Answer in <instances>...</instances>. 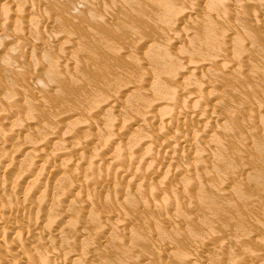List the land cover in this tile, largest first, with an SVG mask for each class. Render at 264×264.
<instances>
[{
    "label": "rangeland",
    "instance_id": "1",
    "mask_svg": "<svg viewBox=\"0 0 264 264\" xmlns=\"http://www.w3.org/2000/svg\"><path fill=\"white\" fill-rule=\"evenodd\" d=\"M4 2V0H1L0 2L2 3H0L2 6L4 5V4H6V5H4L3 7L4 8H2V6L0 5V9H1V15L3 14L2 12H5L2 16L0 15V17H3L4 15V17H6L7 15L8 16H11V21L14 23V22H17L18 23V20L21 22V25H20V22L18 23V25H17V27H18V29H20V26L21 27H23V28H21L20 30H17L16 31V29H15V31H14V26L16 25V23H15V25L10 21L9 22V20H7V18L6 19H4V17L3 18H0L2 21H0L1 23H0V117L2 116V115H4V117L3 118H5V116L7 117V115L10 117V119L7 117L6 118V120H8V121H6V120H4L3 118L1 119L0 118V141H2V142H0V143H2L3 144V142H4V144H3V146H2V144H0V159H2L3 158V160L6 158V157H4L6 154H7V159H8V161H9V163L5 166V164L7 163L6 162V160L3 162L2 160H0L1 162H3L1 165H3V166H1V169H0V176L2 177H0V197H1V195H2V199L1 200H5L4 202H8L7 204L5 203V205H4V203H3V201L1 202V200H0V209H4V211L5 212H7V214L9 215H7V216H5V221L6 220H12V221H18V225H17V227H16V229L14 228V231H10V232H12V233H5V235L3 236V237H1L0 239V243H1V245L0 246H2V247H7V248H5V249H9L8 251H11V253H9L8 254V251L7 250H5V249H1V247H0V255L1 256H4L5 255V257H4V259H7V260H9L8 262H11V264L13 263H15L14 261H13V259L15 260V258H16V255H18L17 256V260H19V261H21V264H23L24 263V261H26L25 263L26 264H29V263H32V262H30V261H33V263L35 264H43V262H44V264H46L45 262H46V260H44L46 257H47V254L50 256V254H51V252H53L54 250L55 251H59V252H61V257H58L57 258V263H59L60 264V261L59 260H63V261H65V259H66V262H67V259H68V261L69 262H64L63 263V261H62V263L61 264H190L191 262H192V260H193V262L191 263V264H260L261 262H263L264 261V162L262 161V159L264 160V152H263V155L261 154L262 153V149H260V148H264V117H261L262 115L264 116V31L262 32V30H264V17H262V16H264V4H263V2H264V0H250V1H246V0H244V1H246V3H244V1H243V3H244V5L243 6H241V4H243L242 3V0H229V1H232V3L234 2V4L232 5V6H228L227 8H229V7H231L230 8V10L228 9V11L230 12V11H232V14H231V12L229 13L228 11H226L227 10V8H226V4H228V3H226L225 4V1L224 0H222L223 1V3H224V6H223V4L221 5L220 3V7L219 8H222V9H219L218 8V6L217 7H214L215 9H213V7L211 6L210 7V5H214V4H217V3H215V2H210V3H208L207 1L208 0H203V1H201L202 2V4H197V1L199 2V0H197V1H193L191 4V6H195V11H196V9H201L200 7H203L202 8V13H201V11H196V13H198L199 12V14H197L196 15V13L194 12V10H193V12L194 13H189V11H191V10H188V11H186L187 9L186 8H190L189 6V4H187L186 2H185V4L182 2V0L180 1V0H178L179 2H175V1H177V0H172V2H175V3H179L180 4V2H182L184 5H188L187 7L185 6H181L182 5V3L179 5L178 4V6L180 7V8H178L177 7V5L175 6L174 5V3H172L170 0H168L167 1V5H163L164 3V0H161L162 1V3H161V1L160 0H156L157 2H155V4H154V0H152L151 1V4H152V7H150L151 6V4L149 5L148 4V2L149 1H147V4H148V6H146V7H142V6H145V4H146V2L145 1H141V0H138V2H137V0H132V2H131V0L129 1V2H127V0H125V1H123V3H122V0L121 1H119V0H115V2H121V5H122V8L125 6V12L127 13L126 14V16H125V12L122 10V8H121V6H120V4H119V8L120 9H117V8H115V2L112 4H110V2H112L113 0H103L102 1V3L103 4H105V3H108L109 5H111V6H113L112 8V10H111V6H110V8H109V5H108V8L110 9V10H108V8L106 9V7H104V6H107V5H103L102 6V3H100L99 4V2H101V0L99 1L98 0V4H99V6L101 5L102 7H103V9H105V12H104V10H103V12H104V14H102L103 12H102V8H99V6H98V4L94 1V0H49V1H47V0H37V2L38 3H36L35 1L36 0H34L33 2L35 3V4H37L35 7H31V5L32 4H30L31 2H30V0H21V3H19L18 4V2L20 1V0H14V3L12 2V0H5V2L7 1L8 2V4H7V2L6 3H4L3 4V2ZM11 1V2H10ZM15 1H18V2H16L15 3ZM25 3H24V2ZM91 1H93L92 3H91ZM106 1H108V2H106ZM139 1H141L140 2V9H138V8H135V7H138L137 5H138V3H139ZM166 1V0H165ZM205 1H206V5L208 6V4H209V7L210 8H208L206 5V7L204 6V4H205ZM214 1H219L220 2V0H214ZM237 1H241L240 2V4L237 2ZM261 1H262V3H261ZM30 2V3H29ZM51 2V4H49ZM105 2V3H104ZM124 2L127 4V3H129L130 5H125L124 4ZM134 2H136V3H134ZM145 4H144V3ZM158 2H160L159 3V5H158ZM173 4H171V3ZM201 2H199V3H201ZM227 2V1H226ZM250 2H252V3H250ZM10 3V4H9ZM11 3H13L14 4V6L11 4ZM28 4L29 3V5L28 6H30V8H32V9H30V8H28V6H27V8L26 9H24V10H26V11H22V9L21 8H19V7H22V8H24V7H26L24 4ZM54 5H53V4ZM90 3H91V5H90ZM98 7V9H96V7H95V5ZM150 3V2H149ZM170 3V4H169ZM208 3V4H207ZM231 3V2H230ZM15 4H18V9L19 10H17V8L15 9L14 7H17V5H15ZM21 4V6H19ZM34 4V5H35ZM118 4V3H117ZM135 4V7L133 6V5ZM137 4V5H136ZM160 4H162V5H160ZM166 4V3H165ZM197 4V5H196ZM238 4V6H236ZM246 4L248 5L247 7H246ZM251 4V5H250ZM263 4V5H262ZM7 5H10V7L12 8V10H16L17 12H15V11H12V10H10L9 9V7L7 8V10L6 11H3V10H5V7H7ZM124 5V6H123ZM170 5H172V7L170 6ZM200 7H199V6ZM24 6V7H23ZM55 7V9H54V7ZM90 6H92L91 8L94 10V9H96L97 10V12H96V10H92L91 8H90ZM100 6V7H101ZM130 6H133L134 8H132V7H130ZM156 6V7H155ZM160 6V9L161 10H159L158 9V7ZM162 6V7H161ZM166 6V7H165ZM168 6H170V7H168ZM196 6H197V8H196ZM222 6V7H221ZM53 7V8H52ZM95 7V8H94ZM117 7H118V5H117ZM126 7H129V8H131V9H134V10H136L135 11V13L132 11V12H130L129 11V9L128 8H126ZM147 7H149L148 8V10L151 8V10L153 9L154 10V12H153V10H152V14H151V10H149L148 12L147 11H145V10H147V9H145V8H147ZM174 7H177L178 8V10H176ZM184 8L185 10H184V13L185 12H187L186 13V15L184 14V16L182 17L181 15H183V14H179V13H182V11L183 10H181V8ZM199 7V8H198ZM224 7V8H223ZM243 7V8H242ZM143 9V11H142V9ZM155 8V9H154ZM156 8H157V10L158 11H161L162 13V15L161 14H159V12H157V11H155L156 10ZM165 8H167V9H172L173 8V13L174 14H178L179 15V17H182L183 19H184V17L186 18V19H182L183 21H182V23L181 24H185L186 25V27L188 28V30H187V28H185V26L183 27V25H179L178 23L179 22H181L180 20H179V22H177V23H173V22H175V21H178V19H180V18H178L177 20H175L176 19V16L174 17L173 15V13H172V10H167L166 9V11L164 10ZM182 8V9H183ZM211 8H212V10H211ZM226 8V9H225ZM234 10H236V11H234ZM237 8V9H236ZM248 11V13H250L252 16H254V17H252L251 15H249V14H247L246 12V10ZM32 11L33 9V11L31 12L30 10ZM51 9H53L54 10V12H53V10H51ZM56 9H57V12H56ZM116 9V10H115ZM140 10V12H141V14L140 13H138L139 11L138 10ZM203 9H204V12H203ZM207 9H210V10H207V11H210V12H208V13H211V14H213L212 13V11L213 12H217L218 13V11H220L221 10V12L222 13H226V17H224V19H222L223 18V16H224V14H220V13H216L215 14V18L217 19H215L214 17H213V19H212V17H211V14L209 15L208 13H207V11L206 10ZM217 9V10H216ZM243 9V10H242ZM249 9V10H248ZM11 11L10 13L11 14H13L14 12L17 14L16 15V17H19V14H23L24 12H26V13H24V14H26V15H24L25 17H24V19H23V17H21V18H17V20H16V17H15V13H14V17H12L13 15H9V14H7L6 15V13H7V11ZM29 10V11H28ZM60 11V13H59V11ZM101 11V14H99L100 13V11ZM110 12H112V11H114L113 13H109L108 11ZM123 11V13L122 12H120V11ZM179 10H181V12H179L178 13V11ZM216 10V11H215ZM22 11V12H21ZM51 11H52V13H51ZM67 11H69V13H67L66 15H63V14H65ZM118 11H119V13H118ZM164 11H165V13L167 12L168 13V11H170L169 13V15L167 16L165 13H164ZM177 11V13H175ZM224 11V12H223ZM233 11H234V13H233ZM237 11L238 12H240L241 13V15H240V17H239V15H238V19L242 22H239V20L237 21ZM242 11H244V13L242 12ZM13 12V13H12ZM28 12H30V13H28ZM55 12H56V14H55ZM64 12V13H63ZM92 12H94V16H93V14H91ZM97 14H96V13ZM107 12V13H106ZM130 12V13H129ZM144 12V13H143ZM146 12V13H145ZM155 12H156V14H155ZM205 12H206V15L207 16H210L209 17V19L211 18V20H209L208 18H207V16L205 15L204 16V14H205ZM236 12V13H235ZM29 15H28V14ZM37 13V14H36ZM62 13V14H61ZM106 13V14H105ZM120 13H122V14H120ZM132 13H134V14H132ZM140 14V15H138V14ZM149 13H150V15H149ZM159 14V19H163V20H159L158 19V14ZM191 15H189V14ZM229 13V14H228ZM245 13L248 15V16H250V17H248L247 15H245ZM254 13V14H253ZM59 14H60V18H62V19H60V18H58L59 17ZM73 14H74V16H73ZM99 14V15H98ZM112 14H113V17H112ZM115 14H117V15H115ZM120 14V15H119ZM131 14L135 17V18H137L138 16V22L136 21H134V20H136V19H134V17L133 16H131ZM142 14H145V15H147L149 18L148 19H151V22H152V20H153V22H155V23H157V22H159V21H161V22H163L164 21V17H162V16H165V22H163V23H161L160 22V24L159 23H157V25L159 24V26H157L156 28L154 27L155 26V23H154V25H153V23H151V25L149 26V20L147 21V20H145V17L147 18V16H143ZM154 14V15H153ZM165 14V15H164ZM171 14H172V16H171ZM192 14H193V16H192ZM221 16H220V15ZM255 14H257L258 16H257V19H262L261 20V24L260 23H258V22H260V20H257L256 22H255V20H256V15ZM259 14H261V15H259ZM32 15H33V18H34V20L36 21H34L33 19H31L30 18V16L32 17ZM54 15H57V16H54ZM69 15H72V16H69ZM79 15V16H78ZM87 15H90L89 17L87 16ZM96 15L98 16V17H96ZM102 15H103V17H102ZM106 15V17L104 18V16ZM120 17H119V16ZM130 16L131 18H130V20H133V22L131 21V23H132V25L134 26V22L136 23V25L138 26L139 24H140V26L141 27H139V34H138V31H137V34H136V30H138V27L136 28V27H134V29L132 30H128L129 32H130V34L131 35H129L127 32H126V30L128 29V27H127V25L129 24H131L130 23V20L128 19L129 17H127V16ZM137 15V16H136ZM142 15V16H141ZM189 15V16H188ZM214 15V14H213ZM228 15H230L229 17H230V19L232 20L231 22L232 23H234V25L233 26H236L235 27V29L238 27V30H239V32L238 31H236L235 29H234V27H233V29H231V28H229V25L231 26V22H230V24H229V22L228 21H230V19L228 18ZM234 15H236V16H234ZM243 15V16H242ZM63 16H65V17H63ZM68 16V17H67ZM76 16V17H75ZM86 16H87V19L89 20V18L95 23V28L96 27H98V28H94V26H93V22L91 21V20H89V21H91L90 23H89V21L88 20H86ZM109 16H111V20H113V22L111 23V22H109V20H110V17ZM115 16H118L119 18H121V20H122V17L124 18V17H126V19L124 18L123 20H122V22L124 21V20H127L126 22L124 21L123 22V24L121 25V21H120V24H119V22H117L116 24H117V26L118 25H121L122 26V29L123 30H121V26H120V30H118L117 28L118 27H115L116 28V31L114 32V33H116V34H118L119 32L118 31H120V35L122 34V36H115V35H113V34H111L112 32H113V30H110V28L108 27L109 26V24L111 25V26H116V24L114 23L115 22V20L114 19H116L117 21H119L120 19H117V18H114ZM122 16V17H121ZM152 18H151V17ZM153 16H154V18H153ZM166 16H167V18H169V20H168V23H167V19H166ZM191 17V19L192 18H194V16H197V18L195 19H193V20H190L189 21V19L190 18H188L187 19V17ZM217 16V17H216ZM234 16V17H233ZM249 18L248 20L246 19L247 17ZM261 16V17H260ZM35 17H36V19H35ZM39 17V19H37ZM70 17V19L71 18H73V19H68ZM78 17V18H77ZM96 17V18H95ZM100 17V21L102 20V18H103V20H102V22H105L107 19V21L106 22H108L107 24H106V27H108V29L111 31V33H110V31L107 29L106 31L107 32H109L112 36H115V37H113V38H119V40H120V42H122L121 41V37H122V39H123V41L125 40V39H127V36H128V39L129 40H125V45L123 44L124 42H122V43H119L118 42V40H116L117 42H118V44H119V46H118V44L116 45V41L113 43V38L111 39V40H113V41H110V42H112L114 45H106L107 43L108 44H110V42L108 41H105L104 39L102 40V38H104V37H102V34H103V29H106V27H105V25H104V23L102 24V26H100L101 25V23L100 24H98V26L96 25V19H98ZM102 17V18H101ZM133 17V18H132ZM144 17V19H143V21H142V18ZM157 19H156V18ZM161 17V18H160ZM170 17H171V19H172V17H174L173 19L175 20V21H173V19H172V22H171V19H170ZM178 17V16H177ZM244 17V18H243ZM246 17V18H245ZM41 18H42V20H41ZM45 18V19H44ZM63 18H67V20L66 19H63ZM93 18H95L94 20H93ZM107 18V19H106ZM112 18H114V19H112ZM139 18H141V23H139V21H140V19ZM206 18L209 20L208 22L207 21H205L206 20ZM219 18H221L222 20H221V23L223 24V26H226L227 25V29L229 28V29H231V30H227V33L229 32V33H232V34H229L228 36H229V38H231V41L230 42H228L229 40H226L225 39V41H226V43L228 42V46L226 47V46H224V47H226L225 49H230V51H231V53L230 52H226L227 50H225L224 52H223V49L222 48H224L222 45H223V42H221L222 41V38L224 37V36H226L227 34H226V28L224 27L223 28V26H222V24H220L219 22H220V19ZM226 18V19H225ZM9 19V18H8ZM13 19H15L14 21H13ZM22 19V20H21ZM48 19V20H47ZM77 19V20H76ZM78 19H79V21H78ZM105 19V20H104ZM236 19V20H235ZM246 19V20H245ZM28 20L30 21V20H32L33 22H34V24H33V26H31V28H30V25H32V21H30V22H28ZM43 22V24L42 23H40L42 26H40L39 25V23H38V21L39 22H41V21ZM63 20H65V22L63 21ZM74 20H76V23H75V21ZM84 20H86L85 22H83ZM110 20V21H111ZM145 20V21H144ZM188 20V21H187ZM201 20L204 22L205 21V26H207L208 28H207V31H208V29H209V31H210V28H209V25L210 24H208L207 25V23H210V21H212L213 23L215 22V23H217L218 25L216 26V24H215V27L213 26V29L211 28V30H212V33H210L211 35L213 34V32H215V35H212L213 36V38H216V39H218L217 38V36L218 35H220V36H222V34L220 33V34H218L217 35V30H216V27H217V29H220V25H221V27L224 29V30H218V33L219 32H225V34L226 35H224L223 37H220L221 38V40L219 41V42H221L222 43V45L220 46L219 45V47H222V48H220V49H222V50H219V49H217L216 47H213L212 45H211V47L209 46L208 47V44H209V41L210 40H212V36H210L209 38H210V40L208 41V44H207V46H204V47H202V46H200L199 48H196V46H197V42H198V40L197 39H193V38H195L194 37V35L195 34H197V35H200L201 33H204L205 35L207 34V33H205L206 32V30L205 29H203L205 26H204V24H203V22H201ZM225 20H227V22L225 21ZM243 20V21H242ZM4 21H6V23H7V25H4ZM46 21H48V22H46ZM88 21V23L90 24V26L88 27V25L86 24V22ZM148 22V24H146V25H144V27L142 26L143 25V22ZM170 21V22H169ZM184 21H187L188 22V25H187V23H185ZM216 21H218V22H216ZM233 21H235V22H233ZM4 22V23H3ZM8 22H9V24H8ZM46 22V23H45ZM50 22V23H49ZM63 22H64V24H63ZM99 21H97V23H98ZM105 22V23H106ZM129 22V23H128ZM184 22V23H183ZM197 22H200V24H198ZM212 22H211V24H212ZM224 22V23H223ZM225 22H226V24H225ZM239 22V23H238ZM36 23V24H35ZM66 23V24H65ZM86 25H85V24ZM92 23V24H91ZM113 23H114V25H113ZM164 23H166V24H164ZM172 24L173 26H174V24H176V27H175V29H174V27L171 25V26H169L168 24ZM198 24V27L196 26L197 24ZM228 23V24H227ZM241 23V24H240ZM256 23H258V24H256ZM3 24V26H1ZM30 24V25H29ZM38 24V27L37 28H35V25H37ZM47 24V25H46ZM61 24H63V25H61ZM162 24L163 25H165L164 27L162 26ZM177 24H178V26H177ZM203 25L202 26V28H199V27H201L200 25ZM213 24V25H214ZM9 25V26H8ZM20 25V26H19ZM44 25V26H43ZM67 25H68V27H67ZM70 25V26H69ZM126 25V26H125ZM149 27H148V26ZM166 25H168L169 27H166ZM258 25V26H257ZM8 27V30H7V27ZM40 26V27H39ZM63 26V27H62ZM73 26V27H72ZM87 26V27H86ZM93 26V27H92ZM103 26H104V28H103ZM123 26H125V27H123ZM145 26H147V27H145ZM153 26V27H152ZM161 26V29L162 28H164L165 29V27L167 28V29H165L164 30V32L163 31H161V36H160V32H159V30H161L159 27ZM2 27V28H1ZM5 27H6V30L8 31H4L5 30ZM16 27V26H15ZM100 27H102V28H100ZM127 27V28H126ZM132 27V26H131ZM130 27V28H131ZM146 30V28H147V30H149L148 32H146L143 28ZM170 27H172L173 28V30H172V28H170ZM192 27H194V28H192ZM196 27H197V29L199 28V30L201 29H203V31H201V33L199 34V30H198V32L196 33L195 32V30H196ZM212 27V26H211ZM219 27V28H218ZM100 28V29H99ZM114 27L112 28V29H115ZM124 28H126V30L124 29ZM135 28H136V30H135ZM142 28V30H143V33L144 32H146L147 34H145L148 38H150L149 37V34H152V33H150V31L154 28V30L155 29H158V30H155L154 32L156 33H154L153 32V35L155 34V35H157V33H158V35L155 37V39L158 37V36H160L161 38L160 39H162V42H160L161 40H159V38H157V40L160 42H156V40L154 39V38H152L153 36H151V39H148L147 37H145L143 34H141V32H142V30H140ZM169 28V29H168ZM177 28V29H176ZM187 30H185V29ZM190 28L191 29H195L194 31H190ZM206 28V27H205ZM93 29V31H97V29L99 30V32H94L93 33V31L91 32V30ZM151 29V30H150ZM181 29H183V30H181ZM90 30V31H89ZM118 30V31H117ZM125 30V31H124ZM135 30V31H134ZM181 31L182 32V34L179 32L178 34L180 35V37H179V35L177 36V37H174L176 34H177V32L178 31ZM204 30H205V32H204ZM214 30V31H213ZM233 30V31H232ZM18 31H20V32H18ZM124 31V32H123ZM132 31V32H131ZM153 31V30H152ZM151 31V32H152ZM175 31V32H174ZM177 31V32H176ZM197 31V30H196ZM231 31V32H230ZM2 32V33H1ZM89 32H90V34H94L93 36L92 35H90L89 34ZM101 32H102V34H101ZM106 32V33H107ZM118 32V33H117ZM122 32V33H121ZM125 32H126V34H125ZM135 32V34L136 35H134L133 33ZM162 32H163V35H162ZM173 32H174V34L175 35H173ZM186 32H188V33H186ZM193 32H195V34L193 33ZM234 32V33H233ZM237 32V33H236ZM6 33V34H5ZM15 33V34H14ZM149 33V34H148ZM185 33L186 34H189V33H193V34H189V36H191L192 35V37H189L188 35H185ZM262 33V34H261ZM10 34H11V36H10ZM18 34L21 36V38L20 37H18ZM90 36H89V35ZM96 34H98V35H96ZM101 34V35H100ZM109 34V38H110V35ZM141 34V35H140ZM165 34V35H164ZM184 34V36L183 37H185V38H181L182 37V35ZM203 34V35H204ZM210 34H208V35H210ZM13 35V36H12ZM52 35V36H51ZM86 35H87V37H86ZM98 36V37H96V36ZM107 35H108V33L107 34H105V31H104V35L103 36H106L107 37ZM124 35V36H123ZM125 35H127L126 37H125ZM138 35V36H137ZM143 35V37H140V36H142ZM154 35V36H155ZM166 35H168V36H170L169 38L170 39H172V42H173V44H171V42H169L170 41V39L169 38H167L166 37ZM196 35V36H197ZM204 35V36H205ZM15 36L17 37V38H15ZM26 36V37H25ZM27 36H29V37H27ZM55 38H54V37ZM68 37L69 39V42L74 38V39H76V43L74 42L73 43V41L74 40H72L71 41V43H72V45L73 46H71V44H69V42H67L66 43V41H68V40H66V38L65 37ZM86 38H85V37ZM92 36V37H91ZM96 38H95V37ZM102 38H101V37ZM111 36V37H112ZM129 36H131L132 38H136V40H135V38L134 39H132L131 37H129ZM162 36H165V37H162ZM188 36V37H187ZM201 36V35H200ZM199 36V39L201 40V43H202V40H204V37H202V39H201V37ZM215 36V37H214ZM228 36H226V37H228ZM10 37H14L15 38V40H16V42H12V40L10 41L9 40V38ZM70 37H72V38H70ZM81 37H84V38H81ZM91 37V40L89 39ZM101 38V40H102V42L100 43V38ZM105 37V38H106ZM137 37H139L140 39H147V41L148 42H145V40H143L144 41V43L146 44V46L148 47H144V48H147L146 49V51H148V50H150L149 51V53L151 52H155V51H153V50H156V49H159L160 48V45L159 44H161V46L164 48V47H171V48H165L164 50H168L169 51V53L168 54H170L171 53V56H172V53L174 54V53H176V54H179V56L180 55H182V57H180V58H182V60L179 58V56L178 55H173L174 57L172 58V59H174V61H176V59H178V61H176V62H178V63H180V64H182L183 63V60H185V58L188 56V52L191 50V52L193 51V48H195L198 52H202V55H203V58L205 57V52H207V53H209L210 51H212L213 53H209L210 54V56H212V58H214V57H217L218 56V50H219V55H223L222 53H226V54H228V55H230V56H227L226 54V56H227V58H229V57H231V59L232 60H230V59H227L226 57H225V55H223L222 57L224 58V59H227V60H225L224 61V59H222V57H220V59H222L221 60V62H220V59H219V61L218 62H216L218 59H216V58H214V59H216V61H215V63H216V65H215V63L213 62L212 63V66H214L215 65V70H208V65L207 64H209V63H207V64H205L204 65V67H199L200 68V70L202 69L203 70V72H204V70H205V72L207 71H209V72H212V73H214L215 75H213L212 77L214 78L215 76H216V78H212L211 77V75H212V73H211V75L209 76L208 75V73L206 74L205 72L203 73L202 71H200L204 76L205 75H207L206 77H208V79L206 78L205 80H204V76L202 75V74H200L199 73V68H198V73L201 75V79L199 78V76H197L198 74H197V71H195L196 72V76L201 80V82H199L198 80H197V78L195 77V76H193V74L194 73H192V72H190L191 70H192V68L191 69H188V68H186V70H190L189 72H186L185 73V71L186 70H184V75H183V71H181V74L183 75V76H181V74H180V76L178 75V77H180V78H178L177 77V79H176V82L174 83L173 82V79H174V73H173V71H172V69L173 68H175V67H172V69L171 70H169V71H172V72H170V73H167V74H169V75H167L168 77H170V78H168L167 79V77H166V75H164L163 74V72H165V71H162V70H164V67H165V70H166V72H167V69H170L171 68V66H172V64L174 63V61H172V63H169V62H167V64H166V61L168 60H170L168 57H169V55H167L168 57L167 58H162V57H160L161 55L163 56H165L167 53H165V51L163 52L161 49H163L162 47L160 48V50H159V54H157L159 57L157 58L158 60H156V56L157 55H155V53H157V51L155 52V53H153V55L152 54H150V55H152L153 57H152V61H151V56H149L148 55V52L147 53H145V50L143 49V47L141 48V46L143 45V42L142 43H140V44H142V45H140L139 46V44L137 45V46H139V47H134V43L136 42V43H139V41L141 42V40L139 39V38H137ZM181 38L182 39V41L180 42V40H177V38ZM198 37V36H197ZM219 37V36H218ZM25 38V39H24ZM79 38H80V41H77V40H79ZM95 38V39H94ZM99 38V40H97ZM109 38H106V39H109ZM131 38V39H130ZM176 38V42H177V45H176V43H175V40L174 39ZM178 38V39H179ZM188 38H190V40L188 41L187 39ZM192 38V39H191ZM205 38H207V36H205ZM209 38H207L206 40H208ZM219 38V39H220ZM225 38V37H224ZM223 38V39H224ZM12 39V38H11ZM25 40V42H24V44H26V45H23V42L22 43H20L21 42V40ZM27 39H30V40H32V41H29V44L27 43ZM35 39V40H34ZM38 39V40H37ZM63 39H65V40H63ZM84 39H86V40H84ZM92 39H94V40H92ZM138 39H139V41H138ZM153 39L155 40V42H156V45L154 44L155 42L153 41ZM169 39V40H168ZM218 39V40H219ZM15 40H13V41H15ZM23 40V41H24ZM82 40H84V42L82 41ZM132 40H134L135 42H133L132 41V43H131V41ZM150 40H152L151 42V44L153 45V46H151V44H150ZM165 40H167V41H164ZM174 40V41H173ZM188 41V43H187V41ZM197 40V41H196ZM199 40V41H200ZM20 41V42H19ZM34 41V42H33ZM64 41V42H63ZM89 41L91 42V43H89ZM93 41H94V45H95V43H97V41H98V43H97V45H99L100 44V47H98V48H100V50L103 52L102 54L103 55H105V54H108L107 52L108 51H106V50H109V53H111V52H113V54H115L116 53V51L118 52L121 48V50H122V52H121V50H120V52H118L119 54L121 53V55H122V53H123V56H119V54L117 53V55H118V57H117V55L115 54L114 55V58H113V56H109V60H108V58H107V55H105V56H103L102 54L100 55L99 53H101V51H98L99 49H96L97 48V46L96 47H94V49H93ZM104 41V42H103ZM138 41V42H137ZM178 41H179V43H178ZM192 41H194V42H196V46L195 47H192V49H191V47H190V43L192 42ZM224 41V40H223ZM225 41H224V44H226L225 43ZM12 42V43H11ZM31 42V43H30ZM77 42L79 43V44H81V45H83V47L84 48H82V47H78V45H77ZM80 42H83V44L82 43H80ZM127 42H129V47L127 46L128 45V43ZM154 42V43H153ZM164 42V45L162 44ZM169 42V43H168ZM194 42H192V43H194ZM244 42H245V44H244ZM10 43V44H9ZM14 43V44H13ZM18 43L19 44H22L21 45V47H19L18 46ZM62 43H65V46L66 45H68V46H66V47H64V45H63V49L64 50H62ZM86 43V44H85ZM103 43H105V45L103 44ZM148 43V44H147ZM200 43V42H199ZM200 43V44H201ZM203 43H205V40L203 41ZM231 45H230V44ZM235 43H237V44H240V43H243V45L244 46H242V44L241 45H239V48L237 47L238 45L237 44H235ZM75 44V45H74ZM127 44V45H126ZM145 44L143 45V46H145ZM150 44V45H149ZM168 44V45H167ZM200 44H198V45H200ZM206 44V43H205ZM210 44H211V41H210ZM209 44V45H210ZM232 44H234L233 46H234V48H233V46H232ZM81 45H79V46H81ZM91 46V50L93 51V50H95V52H91V50H89L90 49V47L89 46ZM102 45H103V49H102ZM166 45V46H165ZM170 45H172V46H170ZM195 44H193V46H194ZM202 45V44H201ZM227 45V44H226ZM231 47H230V46ZM237 45V46H236ZM19 48H18V47ZM88 46V47H87ZM113 46V47H112ZM117 46V47H116ZM124 46H127L129 49H127V48H123ZM133 46V47H132ZM149 46H151L150 48L151 49H149ZM158 46V48H155V47H157ZM175 46V47H174ZM181 46V47H180ZM214 46H216V45H214ZM67 47H71V48H67ZM117 48L118 49V47H119V50H115V48ZM130 47H132V48H130ZM154 47V48H153ZM206 47H208V48H206ZM237 47V48H236ZM243 47V48H242ZM82 48V49H81ZM107 48H109V49H107ZM114 48V49H113ZM138 48H140L139 50H138ZM202 48H204V50L202 49ZM213 48H216V49H213ZM241 48H242V50H241ZM79 49H81L82 51H81V53H78V51L80 52V50ZM83 49H84V51H83ZM89 50V51H86V50ZM105 49V50H104ZM111 49L113 50V51H111ZM123 49H125V50H123ZM129 50L130 52H131V49L133 50L132 51V53H129V51L126 53L125 51H127V50ZM138 51V52H136V50ZM153 49V50H152ZM170 49V50H169ZM179 49V50H178ZM194 49V50H195ZM199 49H200V51H199ZM205 49L207 50V49H211L210 51L208 50V51H205ZM213 49V50H212ZM115 50V51H114ZM140 50H141V52H140ZM152 50V51H151ZM186 50H187V52H186ZM195 50V54L193 55V56H191V54H190V57H194L196 60H192L189 56V59H191L190 61L192 62V61H198V59L200 58V56H201V53H198L197 51ZM202 50V51H201ZM214 50L216 51L217 50V52H214ZM62 51H64L63 53H62ZM86 51V52H85ZM111 51V52H110ZM125 53H124V52ZM135 51V52H134ZM160 51H162L163 52V54H160ZM167 51V52H168ZM177 51H179V53L177 52ZM205 51V52H204ZM229 51V50H228ZM84 52V53H83ZM115 52V53H114ZM187 53V55H186V53ZM190 52V53H191ZM204 52V53H203ZM220 52H222L221 54H220ZM62 53V54H61ZM78 53V54H77ZM86 53V54H85ZM90 54L89 56H85V55H87V54ZM96 54V53H98L99 55H95L96 56V58L95 57H91V56H93L92 54ZM105 53V54H104ZM135 53H137L136 55H137V57H136V55H135ZM165 53V54H164ZM193 53V52H192ZM216 53V55L214 56L213 54H215ZM63 54H64V56H63ZM113 54H111V55H113ZM129 56H127V55ZM134 54V55H133ZM143 54V55H142ZM144 54H146L148 57V59L150 60H148L146 57H145V55ZM198 54V55H197ZM199 54H200V56H199ZM209 54H207L208 56H209ZM130 55H132V56H134L135 58H136V60H132L131 61V59H135L134 57H132L131 58V56ZM199 57V58H196L197 56ZM206 55V57H205V59L208 57ZM57 56H59V57H61L62 58V56H63V60L62 59H59V58H57ZM85 56V57H84ZM100 56V57H99ZM101 56H103V59L104 60H106V58H107V60L108 61H106V62H108L107 64H106V66L107 65H109V63H110V66L111 67H109L108 66V68H109V70H108V68L105 66V63L106 62H104L103 63V60H102V58H101ZM116 56V57H115ZM178 56V58H176ZM186 56V57H185ZM214 56V57H213ZM87 57V58H86ZM105 57V58H104ZM112 58V60H111V58ZM121 57V58H120ZM122 57L124 58V57H126V58H131L130 59V61L132 62V64H135V62H136V66L134 67V65H132V66H127L126 64H130L131 62H129L128 60H126L125 58H124V61H123V59H122ZM166 57V56H165ZM188 57H187V60H185L184 62L186 63V65H187V62L189 63V61H188ZM233 57V58H232ZM91 58H93V59H95V61H96V64H95V62H94V60H92ZM98 58V59H97ZM99 58H101V61L102 62H100L99 60ZM118 58V59H117ZM141 60V64H139L140 63V60ZM160 58V59H159ZM163 60H162V59ZM176 58V59H175ZM202 57L200 58V59H203ZM209 59H211L210 57H208ZM207 58V59H208ZM17 59V60H16ZM65 59V60H64ZM84 59H85V61H84ZM90 61V63H92L91 65H90V63H88V60ZM114 59V60H113ZM122 59V60H121ZM154 59L158 62V61H160L158 64H160V63H162L163 65H161V66H159V67H157L158 66V64H157V62L156 61H154ZM166 59V60H165ZM179 59L181 60V61H179ZM199 59V60H200ZM61 60V62H59ZM118 60H120V61H118ZM137 60H138V62L139 63H137ZM143 60H144V62H143ZM213 60V59H212ZM228 60H229V63L228 64H226V63H224V64H226V65H230L231 63V65H233V67L230 65L229 67H227L226 69L227 70H230L229 72L227 71H224V69L222 68L223 66H221V65H224V64H222V62H228ZM233 60H236V61H238L237 63H236V61H233ZM57 61H58V64H60V63H62V61H63V63H65V65H66V67L63 65V63H62V65H61V69L62 70H64V68H66L63 72H60V68H56V64H57ZM65 61V62H64ZM87 61V62H86ZM115 61H117V62H115ZM122 61V62H121ZM127 63H126V62ZM147 61V62H146ZM154 61V62H153ZM165 61V62H164ZM187 61V62H186ZM214 61V60H213ZM231 61H233V62H231ZM85 62V63H84ZM97 62H99V63H97ZM111 62H112V64H111ZM120 62V63H119ZM126 63V64H123V63ZM149 62V63H148ZM151 62H153V64H151ZM175 62V64H177ZM221 63V65H220V63ZM231 62V63H230ZM87 63V64H86ZM102 63V64H101ZM117 65H116V64ZM148 63V64H147ZM157 65H156V64ZM168 63H169V65H168ZM185 63H183L184 65H185ZM98 65V67L96 66H94V65ZM103 64H104V66L107 68V70H106V72L108 73H104L103 72V69H106L104 66H103ZM120 64V65H119ZM139 64V65H138ZM149 64H150V68H149ZM155 64V65H154ZM166 66H165V65ZM171 64V65H170ZM183 64L182 65H180V66H183ZM214 64V65H213ZM218 64H219V66L220 67H218ZM60 65L58 66L57 65V67H60ZM101 65V67H99ZM122 65V66H121ZM141 65H142V68H141ZM152 65H154L153 66V69H154V71L152 70ZM207 65V66H206ZM226 65H224V68H225V66ZM253 65H257V67H259L257 70L254 68V66ZM102 66H103V68H102ZM119 66V68H117ZM137 66H140V67H137ZM164 66V67H163ZM179 66V64H177V67ZM178 67L179 69L181 68V67ZM209 66H211L210 64H209ZM211 66V67H212ZM64 67V68H63ZM115 69H113V68ZM127 67H129V70H128V68ZM133 67V68H132ZM144 67V68H143ZM146 67V68H145ZM159 69V73L158 74H163L162 76H164L167 80H163V79H165V78H163L161 75L159 76V75H154V73H152V72H155L156 73V69ZM163 67V68H162ZM167 67V68H166ZM169 67V68H168ZM176 67V68H177ZM184 67V66H183ZM217 67H218V69H217ZM232 67V68H231ZM247 67V68H246ZM55 68V69H54ZM96 70V69H98V71L96 70L95 72H93L94 71V69ZM112 68V69H111ZM123 68V69H122ZM127 68V69H126ZM139 68V69H138ZM223 69L222 71L220 70V69ZM230 68V69H229ZM235 68V69H234ZM52 69V70H51ZM93 69V70H92ZM101 69V70H100ZM111 69V70H110ZM125 69V70H124ZM132 69V70H131ZM162 69V70H161ZM212 69V68H211ZM213 69H214V67H213ZM225 69V70H226ZM234 70L236 73H233L234 71H232V70ZM59 72H58V71ZM99 70L101 71V72H103L106 76H104V75H102L101 74V72L99 73V75H97L98 74V72H99ZM126 70H128V71H126ZM137 70H138V72H137ZM174 70V69H173ZM217 70H219V72H217L219 75H220V77L218 76V74L216 73V71ZM109 71H110V73H112V75L111 74H109ZM111 71H113V72H111ZM118 73H120V75H119V73L117 74L116 72ZM132 71V72H131ZM135 71H136V74H134L135 73ZM146 71V72H145ZM152 71V72H151ZM220 71H221V73H220ZM224 71V72H223ZM52 72V73H51ZM127 73V74H125V73ZM130 72L131 73H133V74H130ZM150 74V76H149V74ZM151 72V73H150ZM158 72V71H157ZM166 72H165V74H166ZM223 72V73H222ZM55 73V74H54ZM115 73V74H114ZM121 73H123V74H121ZM142 73V74H141ZM192 73V74H191ZM233 73V74H232ZM51 74V75H50ZM53 74V75H52ZM138 74H141L142 75V77H141V75H139L138 76ZM145 74H147V76H145ZM171 74H173L174 76H173V79H172V76H171ZM175 74H176V72H175ZM188 74H189V76L191 77V78H194L195 77V80L194 81H190V80H192L189 76H188ZM210 74V73H209ZM227 74V75H226ZM57 75V76H56ZM95 75L96 76H98L99 78H97V77H95ZM107 75H108V77H107ZM111 75V76H110ZM119 75V76H118ZM132 75H133V77H132ZM144 75V76H143ZM151 75L153 76V78L154 77H156V76H159V79H162L161 81H159V79L157 78H155L156 79V81H159V82H161V83H159V82H157V83H159L160 84V89H159V86H158V84H157V86H155L156 87V89H158V90H160L159 92L162 94L161 96H160V94L158 95L157 93H159L158 92V90H155L154 88V90H155V92H154V90L152 91V88L150 87L149 88V84L150 85H152L153 84V82L155 81L152 77H151ZM185 75H187L186 77L187 78H189V79H187L186 77H185ZM195 75V74H194ZM227 76V77H223V76ZM228 75H230V76H228ZM233 75V76H232ZM55 76V77H54ZM90 76L92 77V79L90 78ZM122 76H124V78H121ZM126 76V77H125ZM134 76H135V78H134ZM176 76H177V74H176ZM176 76H175V78H176ZM203 76V77H202ZM231 76H232V79H230L229 80V77L231 78ZM94 77L95 78H97V79H94ZM105 77V79L104 80H106V81H104L103 80V78ZM106 77H107V79H106ZM115 77V78H114ZM145 77H147V79L145 78ZM151 77V78H150ZM160 77H162V78H160ZM182 77H184L185 79L184 80H182ZM209 77H211V78H209ZM223 77V78H222ZM41 78V79H40ZM55 78V79H54ZM91 80H90V79ZM102 78V79H101ZM113 80H112V79ZM131 78H133L134 80H131ZM145 78V81L143 82V79ZM148 78H150V80L148 79ZM225 78H227L229 81H232V84H234V86L232 85V84H230V86L231 87H227V85H229V81L227 80V79H225ZM40 79V80H39ZM97 82V83H95L94 82V80ZM111 79V80H110ZM118 79V81H115V80H117ZM120 79H121V81H123V82H120ZM126 79H128V82H127V80ZM138 79V80H137ZM171 79V80H170ZM212 79V80H211ZM221 79H222V81H221ZM225 79V80H224ZM93 80V81H92ZM142 80V81H141ZM147 80V81H146ZM153 80V81H152ZM179 80H182V82H180ZM187 81V83L188 82H190V85H191V87H192V90H195L196 91V93H195V91H193L194 92V96L196 97H193L192 98V96L191 95H189V96H191V98H189V103H191V105L195 108V107H197L195 110H194V108L191 110V107H189L190 105L189 104H184V103H188V101H186L185 102V96L184 97H182V95H180L181 94V92L179 93V94H177V95H179V96H176V98H174L173 100H175V101H177L176 99L178 98V97H180V100L178 99V103H179V101H180V105L177 103V102H174L176 105L174 106L175 107V110H173V112L174 111H177V110H179V109H183V107L184 108H186V110L189 108V112H187V114L185 113L184 115H183V117L181 116H179L180 117V119H179V117H178V115L177 114H174V113H172V115H176L178 118H176L175 116H174V120L176 119H178V120H180L179 121V124L178 123H176L177 121H174L173 120V118L172 119H170L169 121L172 123V125L174 126V125H177V126H179V125H183V126H179V127H181L180 129L179 128H177V126H174V127H172L170 124V126L172 127H170L166 122L168 121V120H166V122H165V120L164 121H162L161 120V122L159 121L160 119H161V117H160V119H158L157 117L158 116H161V115H159V114H157V112L158 111H160L162 114H164L163 112H166L167 113V111H169V109H168V107H167V105L165 106V104H166V102H165V104H164V102H160V103H163V105L167 108V110L166 109H164L165 107H163V105L161 106V104H160V106H159V109H161V110H159L158 108H156V110H153L152 108H155V103H152V102H157V104L159 105V102L157 101V100H159L160 98H162V96H164L163 94H165V93H167V90H168V94H166L167 96H169V94H174V89L173 88H171V87H173V85H172V83L174 84V85H176V86H174V88H175V91H176V89H177V87L179 88V86H178V83L180 82V84H182V83H184V81ZM189 80V81H188ZM199 82V84L201 83V85H199L198 84V82ZM208 80H211L210 82L208 81ZM216 80H217V83L218 82H220V84L222 83V85H220V87H219V85H214V84H216L215 82H216ZM237 80V81H236ZM89 81V82H88ZM104 81V84H102V82ZM107 81H109V84L107 83ZM113 81H115V82H113ZM133 81H135V82H133ZM150 81V82H149ZM156 81L154 82L155 84H156ZM164 81H169V83L168 82H166V83H164ZM170 81H172L171 83H170ZM174 81H175V79H174ZM179 81V82H178ZM186 81H185V83H186ZM196 81V82H195ZM207 83H206V82ZM212 81H215L214 83L212 82ZM223 81H224V83H223ZM233 81H235L234 83H233ZM240 81H243L242 83L240 82ZM25 82V83H24ZM92 82V83H91ZM95 84H94V83ZM113 82V83H112ZM125 82V83H124ZM132 82H133V84H134V86L135 87H133V84H132ZM152 82V83H151ZM192 82V83H191ZM193 82H195V83H197V86H195V84L193 83ZM204 82V84L206 85H208V84H212V85H214L215 87H213V86H211V85H209V86H211L212 87V89L214 90H212L211 89V87H209V86H205V87H203L204 86V84H203V86H202V83ZM28 84L29 86H27L26 87V85L25 84ZM88 83V84H87ZM98 83H100L101 85H99ZM140 85H139V84ZM144 85H143V84ZM182 84V85H187V83L186 84ZM228 83V84H227ZM231 83V82H230ZM237 83V86L235 85ZM94 84V85H93ZM98 84V85H97ZM110 84H111V86H110ZM115 85V84H117V87H115V86H113V85ZM125 86H127L128 88H129V90L130 91H128V93H127V91H124L125 90V88H126V90H128L127 89V87H125ZM127 84V85H126ZM135 84H137V85H135ZM162 84H166L165 86L163 85L162 86ZM169 84H170V86H169ZM179 84V85H180ZM224 84V85H223ZM227 84V85H226ZM238 84L240 85L241 84V88H243V89H240V86L238 87ZM244 84H246V85H244ZM247 84H249L248 86H249V88L247 87ZM103 85V86H102ZM120 85V87H118ZM122 85V86H121ZM190 85H188V86H190ZM195 86V87H193V86ZM88 86H91V88L90 87H88ZM138 87V91H140L141 89H143V87H144V90H146V89H148L149 91H150V94L148 93V94H146V92H149L148 90H146V91H143V90H141L140 92H138V93H136L135 92V90L137 89V87ZM141 86H143V87H141ZM153 87H154V84L152 85ZM167 86H169V88L167 87ZM202 86V87H201ZM218 86V88L216 89V90H220L219 92H221V94L223 95V98L222 97H220V99L222 100H220V99H216V101H215V103L216 104H213L214 103V101L213 100H215V98H217L218 96H221V94L220 93H218L217 92V94H220V95H218L217 97H215L214 95H217V94H213V92H215L216 93V91H215V88ZM224 86V87H223ZM26 87V88H25ZM98 87V88H97ZM101 87V88H100ZM103 87V88H102ZM115 87V88H114ZM123 87H125L124 88V90H123ZM131 87V88H130ZM140 87V88H139ZM164 87V88H163ZM191 87H190V90H191ZM196 87H198V88H196ZM222 87V88H221ZM234 87H236V89L234 88ZM247 87V88H246ZM27 88H28V90H27ZM95 88V89H94ZM113 88V89H112ZM122 88V89H121ZM134 88H136V89H134ZM161 88H163V89H161ZM168 88V89H167ZM170 88H171V91H170ZM197 90H196V89ZM200 88H202L201 90H199L198 91V89H200ZM203 88H207V89H203ZM225 90H224V89ZM231 88V89H230ZM100 92H98L97 90ZM99 89H101V90H99ZM108 91H107V90ZM110 89V90H109ZM115 89V90H114ZM120 89L121 90H123L122 92H121V95H122V98H121V95H118L120 98H121V100L120 99H118L119 101L118 102H116V103H118L117 105H116V103L113 105L111 102L113 101H111V100H109V102L111 103V105L109 104V102H107L108 100L107 99H109V98H113L114 96H115V94H119L120 93ZM131 89H134L133 90V92L131 91ZM164 89H167L166 90V92H161V90L162 91H164ZM188 89H189V87H188ZM210 89V90H209ZM228 89H230V91H232V92H234L233 94L230 92V91H226V90H228ZM233 89V90H232ZM239 91H238V90ZM97 92H96V91ZM104 90V91H103ZM112 90V91H111ZM178 91H179V89H177ZM189 90V91H190ZM191 90V91H192ZM110 91V92H109ZM119 91V92H118ZM152 91V92H151ZM156 91H157V93H156ZM177 91V92H178ZM189 91H188V93H189ZM190 91V92H191ZM202 91V92H201ZM203 91H205L204 93H203ZM209 91V92H208ZM210 91H212V93L210 92ZM226 92L225 93V95L227 96L228 95V92H229V95H228V97H226V99H225V95L223 94V92ZM106 92V93H105ZM123 92H126V93H123ZM129 92H131V94L132 93H134V95L132 94H130ZM141 92H143V94L141 93ZM171 92H173V93H171ZM192 92V93H193ZM199 92H201V93H203V96H201L200 94L201 93H199ZM97 93V94H96ZM139 93H140V95H141V97L142 98H140V95H139ZM191 93V94H192ZM212 94V96H210L211 98L212 97H214V99L212 100V99H210V97H209V99H206L205 100V94L207 95H209V94ZM126 94H128V95H126ZM130 94V95H129ZM135 94H137V95H135ZM146 94V95H145ZM151 94H153L152 96H151ZM157 95V96H155V95ZM190 94V93H189ZM198 94V95H197ZM231 94V95H230ZM143 95H145V96H143ZM166 95H165V97H166ZM201 97H200V96ZM233 95V96H232ZM234 95H235V97H234ZM103 96V97H102ZM124 96V97H123ZM134 96V97H133ZM135 96H138L137 97V100L138 101H136V97ZM153 96H155V97H153ZM198 96V97H197ZM205 96V97H204ZM229 96H232L230 99H229ZM115 97H117V96H115ZM128 97H129V100H128ZM143 97H144V99H143ZM158 98L156 101H153V98ZM173 97H175V96H173ZM201 98V99H203L202 100V102H199V105H200V103H201V105H200V107L198 106V104L197 105H195L194 106V104L195 103H192V101L193 102H195L196 101V99H197V101L199 100L200 101V99H198V98ZM203 97V98H202ZM208 97V96H207ZM206 97V98H207ZM237 97V98H236ZM106 98V99H105ZM134 98V99H133ZM147 98V99H146ZM148 98H149V100H152V101H148ZM164 98V97H163ZM183 99V101H181L182 99ZM195 98V99H194ZM235 98L236 99H240V101H236L235 100ZM131 99V100H130ZM143 99V102H141V100ZM154 99V100H155ZM192 99H194V100H192ZM233 99V100H232ZM124 100V101H123ZM135 100L137 103H138V106H137V103L136 104H134V102L133 101ZM144 100L146 101V102H144ZM190 100H191V102H190ZM230 100H232L231 102H230ZM105 101V102H104ZM125 101H127V102H125ZM129 101L131 102L130 104H129ZM148 101V102H147ZM164 101V100H163ZM166 101V100H165ZM208 101H210V102H208ZM211 101H212V104H213V106L214 105H216L217 107H215V108H217L216 110H218V111H214V117H216V119L221 115V114H223V116L225 115L224 113H230V110H232L231 111V113L230 114H232L231 116H229L230 114H227L228 115V118H225V116L224 117H222V116H220V117H222L223 119H219L220 121H218V123H226V125L225 126H220L221 124H218L217 122H215L216 121V119L215 118H213V121H212V119H211V123H212V127L210 126L211 125V123H209L210 125H208L207 123L208 122H205V121H203V120H207L208 121V119L206 118V117H204V115L205 116H207L206 114H208L207 113V111L206 110H208V112H209V115H212L211 113H212V111H213V106H212V104H211ZM227 101H228V103H227ZM233 101H236L235 103H237V104H235V103H233ZM104 102V103H103ZM122 102H123V106L122 105H120V104H122ZM152 103V104H155V105H152L153 107H151V109L149 108V106L148 105H150L151 106V104H149V103ZM169 102H171V101H169ZM181 102H183L182 104H181ZM206 102V104H204V103ZM229 102H230V104H229ZM241 102V103H240ZM106 103H108L107 105H106V107L108 108V110H107V108L104 106ZM114 103V102H113ZM128 105H127V104ZM174 103H173V105H174ZM203 103V104H202ZM94 104H95V106H94ZM99 104H101L102 105V107H101V110L99 109L100 107L98 106ZM167 104H168V102H167ZM172 107H173V105L171 104V103H169ZM168 104V105H169ZM208 104H210L209 106H210V108H208L209 106H208ZM228 104V105H227ZM232 104V105H231ZM233 104H235V107H234V105ZM239 104V107H237L236 105H238ZM100 105V106H101ZM133 105V106H132ZM143 105V106H142ZM182 105H184V106H182ZM187 107H186V106ZM93 106V107H92ZM109 106V107H108ZM117 106V107H116ZM120 106V108H118ZM129 106H131V107H129ZM136 107V110L134 111V109L133 108H135ZM142 106V107H141ZM148 106V107H147ZM180 106V107H179ZM207 107V108H205V107ZM92 107V108H91ZM98 108V112H97V110L96 109H94L95 110V112L92 110L93 108ZM116 109V108H118V109H116V110H118V111H114V109ZM145 107V108H144ZM172 107H169V108H171L172 109ZM178 109H177V108ZM198 107H199V109H198ZM205 108L206 110V114H203L204 113V111H203V108ZM212 107V108H211ZM91 108V109H90ZM102 108H103V110H102ZM113 109V111H112V109ZM138 108V109H137ZM140 108V109H139ZM147 108V109H146ZM148 108L150 109L149 111H148ZM162 108L164 109V110H166V111H163L162 110ZM214 108V109H215ZM123 111V113H121V110ZM174 109V108H173ZM177 109V110H176ZM201 109V110H200ZM212 109V110H211ZM225 109L227 110V109H229L227 112L225 111ZM108 112H107V111ZM139 110V111H138ZM145 110V111H144ZM153 112H152V111ZM184 110V112H185V109H183ZM196 110L198 111V112H196ZM210 110H211V112H210ZM234 110V111H233ZM91 111H93V113L91 112ZM105 111V112H104ZM132 111H133V113H132ZM137 111V112H136ZM154 111L156 112V113H154ZM193 111V112H192ZM194 111H195V113H194ZM225 111V112H224ZM69 112H72L73 114V116L71 115H69L70 113ZM141 112V113H140ZM151 112V114H153L152 115V117H154V118H152L151 117V119L150 120H152V119H156L157 118V120H155L154 122H156L155 124H153L154 122H151L150 120H149V118H150V116H147L146 118H143L142 119V117H143V115H147V113H150ZM191 112V113H190ZM218 112V113H217ZM219 112H221L220 113V115H219ZM224 112V113H223ZM138 113H140V114H138ZM143 113V114H142ZM145 113V114H144ZM159 113V112H158ZM195 115H194V114ZM196 113H197V115H196ZM199 113H202L203 114V116L201 117L200 116V114ZM216 113H217V115H216ZM122 114V115H121ZM136 114V115H135ZM151 114H149V115H151ZM192 114L196 117V116H200L201 118H195L194 116H192ZM201 114V115H202ZM130 115V116H129ZM139 115V116H138ZM157 115V116H156ZM187 115V116H186ZM189 115L192 117H190L191 119H189V122L191 121V124H189V122H188V124H187V122H185V120L186 121H188V118H189ZM208 115V116H209ZM12 116H13V118H12ZM118 116V117H117ZM136 116H138V118H141L142 120L141 121H143V124H142V122L141 121H139V119L138 118H136ZM142 116V117H141ZM155 116H156V118H155ZM185 116L186 117H188V118H186V119H183V118H185ZM117 117V118H116ZM120 117V118H119ZM121 117H122V119H121ZM133 117H135V120H136V122H135V124H136V126H137V124L139 123H141L140 125L141 126H139L138 125V128L135 126V124L133 123L135 120H134V118ZM210 117V116H209ZM208 117V118H209ZM227 117V116H226ZM101 118V119H100ZM147 118H148V120H147ZM205 118V119H204ZM263 119V121H261V120H259V119ZM124 119V120H123ZM200 120V122H198V120ZM130 122H129V121ZM133 122H132V121ZM174 121V123L172 122V121ZM218 120V119H217ZM13 121V122H12ZM126 121V122H125ZM201 121H202V123H206V124H202L201 123ZM9 122H12V123H9ZM124 122L125 123H127V125H125L124 126ZM131 124L130 126L128 125L129 123ZM148 122H150V123H148ZM164 123V125L165 126H167V127H165V126H163V125H161V123ZM181 122H183V123H181ZM185 122V123H184ZM198 122V123H197ZM210 122V121H209ZM214 122H215V124H217L218 126L217 127H215L216 125L214 124ZM30 123V124H29ZM103 123V124H102ZM133 123V124H132ZM162 123V124H163ZM192 123H196V125L197 124H199V123H201V124H199V126L200 127H198V125L196 126V125H194V124H192ZM228 123V124H227ZM59 124H61L62 125V127L61 128H63L62 130H61V128L59 127V126H61V125H59ZM65 124V125H64ZM99 124H101V126L99 125ZM155 125L154 127L156 128H153L152 129V127H153V125L152 126H150V125ZM157 124V125H156ZM222 124V125H223ZM59 125V126H58ZM105 125V126H104ZM112 125H115V130L116 131H114L113 130V128H114V126L112 127V128H110V129H108L110 126ZM158 125H159V127H158ZM184 125L185 126H189V128H191V131H189V133L187 132L189 129L187 128V127H185V129H188V130H183V128H184ZM192 125V127H190ZM194 125V126H193ZM205 125V126H204ZM206 125H208V126H206ZM215 125V126H214ZM230 125H231V130H230ZM23 126V127H22ZM63 126H65V127H63ZM128 126V127H127ZM132 126V127H131ZM161 126H163V127H161ZM170 128H169V127ZM196 126V130L193 128V127H195ZM202 126L206 129V127H207V129H210V127H211V130H212V128H213V133H212V131H211V134L210 133H207V134H205V135H207V136H212V138L210 139L209 137V139H206L203 135V130H204V128H203V130H201L202 129ZM210 126V127H209ZM229 126V127H228ZM20 127H21V129L22 130H20ZM56 127H59L60 128V131L58 130L57 131V128ZM107 127V128H106ZM117 127H119V128H117ZM135 127V128H134ZM228 127V129L230 130V131H232L231 133H230V131L229 132H227L228 131V129L226 130L225 128H227ZM103 128H104V130H105V132H104V130H103ZM117 128V129H116ZM121 128V129H120ZM122 128H124V130H122ZM131 128V129H130ZM160 128H166L165 129V134H164V131H163V135H157L158 137H160V139L158 138V140H160V141H157V136H156V134L158 133H156L155 131L158 129V131H160ZM174 128V129H173ZM197 128L199 129V128H201V129H199V130H197ZM219 128H222V129H219ZM14 130V131H9V130ZM107 129V130H106ZM121 131H120V130ZM125 129H126V132H125ZM127 129H128V131H127ZM130 129V130H129ZM133 129V130H132ZM136 129V131H134ZM150 130L151 131V133H150V131H148V130ZM167 129H168V131H169V135H167V133H166V131H167ZM170 129L171 130H173V132L172 131H170ZM177 129H179V130H181L180 132H181V138L182 139H184V142H182L183 140L181 139L180 140V143L178 144V149L177 150H175V148H174V152L176 153H174L173 154V152H171V149L169 150V148H171V147H166L165 149H167V151L165 150V149H162V148H160V145H157L158 143L159 144H162L163 143V141H164V139L165 138H163V136H168V137H170V136H173L174 134H176L177 132H178V135L180 134L179 133V130H177ZM195 130V132H197V133H195L193 130ZM216 129V130H215ZM108 130H112V131H114V135H115V132L117 133V134H119V137H116L117 135H113L114 137H112V135H111V133H109V135H110V141H105V140H107V139H109V135L107 136V134H108ZM119 130V131H118ZM139 130V131H138ZM148 132H147V131ZM163 130V129H162ZM200 130H201V132H200ZM218 130V131H217ZM15 131H17L16 132V134H8L9 132L10 133H14ZM118 131V132H117ZM122 131H124L126 134H127V132H128V136L124 133V132H122ZM141 131H143V133L145 132L146 134H143V133H141ZM154 131V132H153ZM176 131V132H175ZM206 131V130H205ZM210 132V130H207L206 132ZM214 131H215V133H214ZM216 131H217V133H216ZM138 132H140L141 134H139L138 135ZM156 133L155 135L153 134V133ZM182 132L183 133H185V134H183L182 135ZM192 132V133H191ZM198 132H199V135L200 134H203V135H200V138H201V140H204L203 141V143H205V142H207V144L211 141V140H213L216 144H217V146L215 147L214 145H216L215 143H213V141H212V147H207V148H205L204 146H207V144L206 145H204L203 143H202V145H200L201 144V140H199L198 141ZM120 133H122V134H120ZM129 133H131V134H129ZM151 135L150 137H148V136H146V135ZM205 133V132H204ZM55 134H56V136H55ZM134 134H135V136H134ZM138 136H137V135ZM143 134V135H142ZM153 134V135H152ZM188 134H190V136L188 135ZM192 134H194V135H192ZM195 134H197V135H195ZM217 134V136H215ZM92 135V136H91ZM96 135V136H95ZM126 135V136H125ZM145 135V136H144ZM214 135V136H213ZM66 136H67V138H66ZM94 136V137H93ZM120 136H122V137H120ZM129 136H131V137H129ZM133 136L134 137H138V138H141L140 140H146L145 138H151L152 136V141L154 142V141H156V142H158V143H156V144H154L152 141H151V139H150V143L149 142H147L148 144H149V150H150V146L153 144V146H154V149H155V152H154V149L152 150V148H151V150L153 151V154L154 155H152V159H153V161H154V164H153V161H152V159L150 158L149 160H148V163L150 162V165H145L144 163V165L142 164V165H139V163H138V165L140 166V168H141V166H143V169L144 170H146V171H144L143 169H140L139 170V173L141 172V174H139L138 172H136V173H138V175H136V176H134V179H133V175L130 173H128L127 175H125V173L124 172H121V171H119V172H117L116 170H114L115 168H114V166H117L118 164L120 165L121 163H120V161H121V159H119L118 160V156H116L115 154H116V152H117V154H118V151L119 150H117V149H120L121 148V150L122 149H125V152L126 153H124V155H123V152H121V151H119V152H121V154H122V156L124 157H121V155H119L121 158H123L122 159V161L121 162H123L122 163V165L124 164L125 165V163H126V160L128 159V158H130V156L132 157H134V154L135 155H137V154H139L138 156H140V154H141V152L142 151H140V149L143 147L145 150H148V144L146 143L145 144V142H143V140H142V142L144 143H142L139 139V141H137V137L136 138H133ZM142 136H143V138H142ZM154 136H156V137H154ZM182 136H185V138H183ZM196 136H197V138H196ZM203 136V137H202ZM206 136V137H207ZM64 137V138H63ZM89 137H92V138H89ZM99 137V138H98ZM108 137V138H107ZM128 137H129V139H128ZM189 137H191V138H188ZM195 137V138H194ZM214 137H217L216 138V140H214L215 138ZM8 139L7 141H10V142H7L6 141V139ZM63 138V139H62ZM115 138V139H114ZM132 138V139H131ZM153 138H155V139H153ZM187 138V139H186ZM199 138V139H200ZM205 138V139H204ZM3 139V140H2ZM47 139H49V141H50V143L49 144H46V140ZM59 139H61V142H63V143H61V142H59L60 140ZM67 139H70V141H62V140H67ZM90 139V141H88ZM112 139V140H111ZM135 139V140H134ZM163 139V140H162ZM186 139V140H185ZM191 139V140H190ZM218 139V140H217ZM72 140V141H71ZM94 140V141H93ZM115 140V141H114ZM127 140H130V141H127ZM131 140L133 141V142H131ZM190 140V142L188 143V141ZM196 140V141H195ZM207 140V141H206ZM208 140H210L209 142H208ZM5 141L8 143L7 145L5 144ZM48 141V142H49ZM55 143H54V142ZM77 141V142H76ZM79 141H80V144H79ZM135 141V142H134ZM187 141V142H186ZM55 144V145H51V144H53V143ZM57 142V143H56ZM59 142V143H58ZM66 144H65V143ZM70 142H72V143H70ZM129 142V143H128ZM136 142H139L140 144H139V146L138 147H141V148H139L138 150H137V145H138V143H136ZM196 142H198V143H195ZM256 142H258V143H256ZM84 143V144H83ZM90 143V144H89ZM182 143V144H181ZM186 143V144H185ZM191 143V144H190ZM200 143V144H199ZM33 144H37V146H36V149H35V147H34V145ZM74 144V145H73ZM76 144V145H75ZM77 144H78V146H77ZM82 144L84 145V146H82ZM105 144V145H104ZM106 144L108 145L109 144V147L106 149V151L104 152V150L103 149H105L104 147H106ZM137 144V145H136ZM141 144H143V146L141 145ZM184 144V145H183ZM199 144V145H198ZM221 146H220V145ZM258 144H260V145H258ZM27 145L28 146H31V148L30 147H27ZM33 145V146H32ZM39 145V146H38ZM58 145V146H57ZM62 145V146H61ZM65 145V146H64ZM132 145H133V148H132V150L135 152H133V151H131V147H132ZM135 145H136V147H135ZM181 145V146H180ZM194 145H195V148H194ZM263 145V146H262ZM4 146H6L5 148H2L1 149V147H4ZM82 146V147H81ZM159 146V147H158ZM180 146V147H179ZM222 148L221 150L223 151V154H225V156H227V157H225V156H223V154H222V151L220 152L221 154H218L219 152H218V148H220V147ZM257 146V147H256ZM260 146V147H259ZM34 147V148H33ZM38 147H39V149H38ZM69 147H70V149H69ZM76 147H78L77 148V151H75V149H76ZM84 148L83 150L81 149V148ZM116 147H118L117 149H116ZM128 147V148H127ZM147 149H146V148ZM159 149H158V148ZM193 147V148H192ZM214 147V148H213ZM218 147V148H217ZM62 148V149H61ZM64 148V149H63ZM68 148V149H67ZM72 148V149H71ZM74 148V149H73ZM79 148H80V150H79ZM95 150H94V149ZM101 148H103V149H101ZM117 150H115V149ZM130 148V149H129ZM193 150V151H191L190 152V150L191 149ZM212 148V149H211ZM10 150V151H8V150ZM16 149V150H15ZM19 149V150H18ZM27 149H29V150H27ZM31 149V150H30ZM38 149V150H37ZM128 149V150H127ZM156 149H158V150H156ZM162 149V151H160L159 152V150H161ZM194 149L195 150H197L198 152L199 151H201L200 153H197V155L199 156L200 154H202V153H204L205 155H207V156H204V154H202V155H200V156H202V157H200V159L198 158L197 159V157H196V152L197 151H194ZM209 149V150H208ZM17 150H18V153H17ZM42 150V151H41ZM58 150V151H57ZM60 150H62V153L60 152ZM67 152V154H69L68 156H66L68 159H66L65 160V155H63V154H66L65 153V151ZM68 150V151H67ZM69 150H71L70 152H69ZM91 150V151H90ZM99 150V151H98ZM101 150H102V153H101ZM114 150L116 151V152H114ZM130 150V151H129ZM136 150V151H135ZM142 150V149H141ZM164 150L166 151V152H164ZM168 150H169V152H168ZM188 150V151H187ZM214 150V151H213ZM261 151V153H259L260 151ZM39 152L38 153V155L40 156L39 158H38V156H37V154L35 155V153L36 152ZM41 151V152H40ZM56 151V152H55ZM64 151V152H63ZM79 151V152H78ZM137 151H139L140 153H138ZM178 151V152H177ZM203 151V152H202ZM5 152V153H4ZM8 152V153H7ZM15 153L14 155H16V156H13L12 157V155L10 154V153ZM33 152V153H32ZM63 155L62 157H61V154ZM78 152V153H77ZM112 152H114L115 154H114V156H112L113 154H112ZM130 152L132 153L133 152V155L132 154H130ZM143 152H144V150H143ZM142 152V153H143ZM157 152H159L158 154H162V156L160 157L158 154H157ZM164 152V153H163ZM170 152H171V154H173V155H171L170 154ZM23 153H26V154H24V156L26 157H24L23 156ZM41 153V154H40ZM51 153V154H50ZM60 155H59V154ZM94 153L96 154V158H95V155H94ZM99 153V154H98ZM101 153V154H100ZM106 155H105V154ZM185 153V154H184ZM187 153H191V155H189V154H187ZM194 153V154H193ZM212 153H215L214 154V156H215V160H212V157H213V155H212ZM20 154V155H19ZM31 156H30V155ZM103 154V155H102ZM112 154V155H111ZM128 154H130L129 156H127ZM163 154H165L166 155V157H167V155L169 156V160L167 159L166 160V157L163 155ZM187 154V155H186ZM262 156H261V155ZM18 155V156H17ZM98 155H99V157H98ZM157 155H158V157H160L159 159H165L166 160V162L167 163H165L164 161H162V160H159V159H157ZM173 156L172 157V159H171V156ZM182 155V156H181ZM183 155L184 156H186V159H187V163L185 162L186 161V159H185V157H183ZM195 157H193V156ZM222 155V156H221ZM257 155H259L260 157H261V159H259V156H257ZM19 156H21L20 157V159H19ZM37 156V157H36ZM42 156V157H41ZM51 156V157H50ZM87 158H86V157ZM102 156H106L107 158H105V160H104V157H102ZM110 156L112 157V159L114 160V158H116V160H117V162L115 163L114 161H116V160H112L111 158H110ZM126 156V157H125ZM156 156V157H155ZM174 156H175V158H174ZM187 156H189L190 158H191V156H192V158H194V159H190L189 157H187ZM223 157V160H222V158L221 157ZM18 157V158H17ZM36 159H35V158ZM44 157V158H43ZM47 157H49V158H47ZM60 157V158H59ZM81 157H85V159L83 158H81ZM101 157H102V159H101ZM114 157V158H113ZM119 157V158H120ZM132 157V158H133ZM136 157V156H135ZM157 159V161H156V159ZM163 157V158H162ZM183 157V158H182ZM204 157V158H203ZM206 157H208V158H206ZM219 157H220V159H219ZM224 157L226 158L225 160H224ZM11 158V159H10ZM17 159V161H18V163H16V159ZM42 160H41V159ZM59 158V159H58ZM62 158L64 159V160H62ZM98 158H100V159H98ZM127 158V159H126ZM137 158V157H136ZM202 158V159H201ZM209 158H211V159H209ZM228 158V159H227ZM256 158H258V164H257V162H255L256 160ZM15 160V162H14V160ZM29 159H31V160H29ZM33 159H35V162L33 163ZM50 159V162H52L53 161V165L52 166H50L51 165V163H49L48 162V160ZM106 159H108V160H106ZM111 159V160H110ZM126 159V160H125ZM138 159V158H137ZM155 159V160H154ZM176 159H178V160H176ZM183 159V160H182ZM185 159V160H184ZM196 159L197 160H199V162L198 161H196ZM205 159H209V160H212V161H214L213 163H211V161H209L210 163H208V161H204ZM24 160H25V162H24ZM98 160H101L102 162H100V161H98ZM172 160V161H171ZM173 160H175V161H173ZM181 160H182V162H181ZM191 160H193L194 161V164L197 162V163H199V166H198V164L196 165H194V164H192V162L193 161H191ZM202 161V163L203 164H200L201 163V161ZM226 160H229V164H226L227 162H226ZM24 162L23 164H21L22 162ZM42 161V162H41ZM58 161V162H57ZM63 161H64V163H63ZM67 161V162H66ZM83 161V162H82ZM88 161V162H87ZM95 161V162H94ZM107 161H108V163H107ZM112 162V163H110V162ZM125 161V162H124ZM158 161H162L163 163H160V162H158ZM180 161V163L181 164H178V162ZM196 161V162H195ZM21 162V163H20ZM27 162V163H26ZM29 162H31V163H33V164H35L34 165V167L32 168V169H30L29 170ZM45 162V163H44ZM61 162H62V164H61ZM86 162V163H85ZM100 162V163H99ZM116 164H114V163ZM129 162H131V158H130V160L128 159V161H127V163L130 165V163ZM173 162V163H172ZM176 162V163H175ZM190 162V163H189ZM205 162V163H204ZM208 164H210L209 165V168H207L206 166L208 165ZM215 162H217V164H214ZM225 163L224 165V167H226V168H224V167H222L220 164H222L223 165V163ZM263 162V163H262ZM5 163V164H4ZM31 163H30V166H31ZM42 163V164H41ZM44 163V164H43ZM49 163V164H48ZM65 163H67V166L65 167L64 165H66ZM89 163V164H88ZM97 163H99V164H101L102 163V165L103 166H105V167H101V165H100V167H99V164H97ZM109 163L111 164L110 165V167H112V168H109ZM127 163H126V165H127ZM151 163L153 164V165H151ZM156 163V164H155ZM157 163H158V165H157ZM163 166H161L160 164ZM166 165H165V164ZM171 163V164H170ZM175 163V164H174ZM184 163V164H183ZM11 164H12V166L15 164V165H17V167L16 166H14V168L13 169H11ZM19 164H21V166H20V168H19ZM32 164V165H33ZM38 164V165H37ZM49 165L50 167H48V166H46L47 167V170H45L44 168H46V167H44V165ZM58 164V165H57ZM60 164V165H59ZM135 164H137V163H135ZM134 164V165H135ZM170 166H169V165ZM172 164H174L175 166H172ZM205 164V165H204ZM207 164V165H206ZM230 164H232V165H230ZM42 165H43V168H42ZM62 165V166H61ZM97 165H98V167H97ZM124 165H123V167H124ZM131 165L132 166H130L131 168L133 167V164L131 163ZM157 165V166H156ZM186 167H185V166ZM189 165V167H187ZM203 165V166H202ZM212 165H216V167H214V166H212ZM10 167L9 169H7V170H9V171H5V167ZM64 166V167H63ZM137 165H135L134 167L135 168H132V170L134 169L135 171H136V169L138 168V166L136 167ZM146 167V169H145V167ZM151 166L152 167H156L155 169H153V171H151L150 169H151ZM168 166V167H167ZM213 167V168H211V167ZM221 166V167H220ZM57 167H59L58 169H59V171H55L56 169H57ZM63 169H62V168ZM107 167V168H106ZM126 167V166H125ZM124 167V170L125 169H127L129 166L127 165V167L125 168ZM157 167H158V169H157ZM159 167H160V169H159ZM168 169H167V168ZM173 168V170L172 171H175V169H177V168H179V169H177L178 171H175V172H171L170 170H169V168ZM175 167H177V168H175ZM196 169H195V168ZM232 167H234L235 169H237L238 171H231V169H232ZM25 168H26V170H25ZM39 168H40V170H39ZM56 168V169H55ZM109 168V169H108ZM117 168V167H116ZM130 168V169H131ZM162 168V169H161ZM192 168V169H191ZM221 168H224V169H222L221 170ZM234 168H233V170H234ZM43 169H44V171H43ZM62 169V170H61ZM76 169V170H75ZM148 169H149V173H148ZM157 169V170H156ZM190 169V170H189ZM226 169V170H225ZM4 170V171H3ZM20 170H24L23 172L22 171H20ZM32 170H34V174H41L42 172H44V174L42 175V179H40L41 180V184L42 185H40L39 186V184L40 183H38V182H40V180H38V178L40 177V176H38V175H34L33 176V171ZM42 170V171H41ZM61 170V171H60ZM64 170V171H63ZM73 170H75V171H73ZM134 170L132 171V172H134ZM158 170H160L161 172L160 173H163V174H160V173H158V174H156L155 172L157 171L158 172ZM203 170H204V172H203ZM205 170H207V171H205ZM223 171L222 173L220 172V171ZM227 171H229L227 174H226V172ZM263 171V173L262 174H260V172H262ZM2 171V172H1ZM28 171L29 172H31V173H28ZM73 171V172H72ZM151 171V172H150ZM189 171V172H188ZM240 171H241V173H244V174H240ZM243 171V172H242ZM4 172V173H3ZM13 172V173H12ZM25 172H27V175H31L32 174V176H31V178L30 177H28L27 175H24L23 177H25L26 178V176H27V178H26V180H25V178L23 179V177L21 178V176H22V174L24 173L25 174ZM77 172H78V175H77ZM177 172V173H176ZM16 175H15V174ZM19 173V174H18ZM116 175H115V174ZM122 173V174H121ZM175 173V174H174ZM203 173H204V175H203ZM207 173V174H206ZM219 173H221V174H219ZM225 173V174H224ZM231 173V174H230ZM233 173L236 175H233ZM2 174V175H1ZM121 174V175H120ZM183 174V175H182ZM185 174V175H184ZM197 174H198V176H197ZM206 174V175H205ZM224 174V175H223ZM240 174V175H239ZM257 174H258V176H257ZM12 175V176H11ZM29 175V176H30ZM76 175V176H75ZM130 175H132V176H130ZM160 175H162L161 176V178H160ZM164 175V176H163ZM170 175H172V177L173 176H176V177H171ZM188 175V176H187ZM225 175H228V177L229 176H232V179H233V177L235 176V178H234V180L237 182V184H236V182L234 181V183L236 184H234L233 182H231V181H228V180H230V178L231 177H229V179L227 178V177H224ZM4 176V177H3ZM6 176V177H5ZM67 176L69 177V178H67ZM115 176H116V178H115ZM138 176L140 177L141 176V178H143V179H138ZM144 176V177H143ZM186 176L187 177H189V178H186ZM205 176H207V178L205 177ZM260 176H261V178H260ZM7 177H9L10 178V182L8 181L9 180V178L8 179H6ZM13 177H14V179H15V181L13 180ZM33 177V178H32ZM36 177H37V179H36ZM118 177V178H117ZM121 178V179H120ZM162 178H164V181H160V179H162ZM167 178H169L168 180H165V179H167ZM186 180H185V179ZM192 178V179H191ZM201 180H200V179ZM205 180L206 179V181H204L203 179ZM225 178H227V179H225ZM18 180V182L20 181V187L19 188H21V189H23V191L21 190V189H18L19 191H21L20 193H16V191H14V189L16 188L17 189V186H19V184H16V183H18L17 182V180ZM32 179V180H31ZM33 179H34V181H33ZM132 179V180H131ZM136 179V180H135ZM183 179H184V181H183ZM190 179H191V181H190ZM194 179H195V181L196 182H198V183H195V181H194ZM197 179V180H196ZM231 179V180H232ZM1 180H2V182H1ZM4 180V181H3ZM5 180H7V182L5 181ZM12 180V181H11ZM25 180V181H24ZM29 180H31V182H28ZM36 180H38V182H36ZM131 180V181H130ZM163 180V179H162ZM182 180V181H181ZM192 180H193V182L194 183H192ZM228 181V183L226 184V182ZM27 181V182H26ZM132 181H134V182H132ZM143 181V182H142ZM186 181V182H185ZM205 183H204V182ZM139 182V183H138ZM183 182H185L184 184H186L187 182V187H188V190H186V186L185 185H182L183 184ZM224 182V183H223ZM5 183H10V184H5ZM32 185H31V184ZM38 183V184H37ZM133 183H134V185H133ZM139 185H138V184ZM194 184L195 186H196V184H197V188H195V190L193 189L194 188V185L192 186V184ZM15 184V185H14ZM25 184V185H24ZM136 184V185H135ZM191 185V186H189V185ZM202 184H203V186H202ZM208 184V185H207ZM223 184H225V186L223 185ZM13 185H14V187H13ZM26 185H28L26 188H25V186ZM31 185V186H30ZM39 186L38 188H40V191H39V189L38 188H36V186ZM77 185H79V187H77ZM81 185L83 186L82 188H80L81 187ZM177 185H178V187H177ZM181 185V186H180ZM205 185V186H204ZM233 185H235V187L233 186ZM4 186V187H3ZM22 186H24V188H22ZM31 187V188H28V187ZM73 186V188H74V186H75V188L77 187V189H73V188H71ZM184 186V187H183ZM209 186V187H208ZM212 188H211V187ZM3 187V188H2ZM10 187V188H9ZM44 187H45V190L48 188V190L50 191V192H48V194H47V191L48 190H44ZM47 187V188H46ZM185 188V189H183V188ZM191 187H193V188H191ZM198 187H199V189H198ZM208 187V188H207ZM9 188V189H8ZM79 188V189H78ZM85 188V189H84ZM123 188V189H122ZM124 188H125V190H124ZM160 188H163V190H166V192L167 193H163V191H160ZM176 188V189H175ZM193 190H191V189ZM200 188H203V190L202 189H200ZM204 188H205V190H204ZM209 188H211L212 190H210ZM221 188V189H220ZM11 189V190H10ZM13 189V190H12ZM25 189V190H24ZM73 190L72 191V194H67V193H65L67 190ZM178 189V190H177ZM1 190H4V192L2 191L1 192ZM32 190H34V191H32ZM80 190H82V192H79ZM176 192H175V191ZM180 190V191H179ZM186 190V191H185ZM199 190V191H198ZM208 190H209V193H208ZM19 191H17V192H19ZM30 191V194H32V192H34V196H33V194H32V196L33 197H30V195H27V194H29V193H27V192H29ZM32 191V192H31ZM171 191V192H170ZM175 192V194H174V196L177 198L176 200H175V197H171V196H173V195H171L170 193H172V192ZM183 191V192H182ZM186 193H185V192ZM202 191H204V192H202ZM7 192V193H6ZM71 191H68V193H70ZM78 194H77V193ZM123 192V193H122ZM126 192V193H125ZM161 192V193H160ZM173 192V193H174ZM212 192V193H211ZM3 193L5 194V195H3ZM19 194L18 195V197H17V195H15L14 197L12 196V195H14V194ZM26 193V194H25ZM74 193V194H73ZM172 193V194H173ZM189 195H188V194ZM197 193H200V195H202V199H205V201H207V202H203L202 201V199H201V196H200V200H199V194L197 195ZM207 194L208 195V197H206V195L205 194ZM210 193H211V195H210ZM217 193V194H216ZM11 194V195H10ZM20 194L22 195V196H20ZM24 194V195H23ZM65 194H67V197H66V195ZM125 194V195H124ZM160 194V195H159ZM180 194H182L181 196H180ZM27 197H26V196ZM64 195H65V197L66 198H68V199H66L65 197H64ZM69 195H71V196H69ZM163 195V196H162ZM164 195H166V197L164 196ZM168 195V196H167ZM169 195H170V197H169ZM187 195H188V199H186L187 198ZM8 196H11L10 198L8 197ZM25 196V197H24ZM131 196V197H130ZM155 196H157V200H159L160 201V203L158 202H156L157 204H156V206H155V200L156 199H154L155 198ZM161 198H160V197ZM182 196H184L183 197V200H182ZM196 196V197H195ZM8 197V198H7ZM23 197V198H22ZM30 199H29V198ZM66 199H64V198ZM129 197V198H128ZM132 197H133V199H132ZM168 197V198H167ZM195 197V198H194ZM197 197H198V200L200 201V202H203L204 204H202L203 206L205 205V203H206V207L204 206V207H202V206H200V205H198L200 202H198V200H196V201H194L195 199H197ZM4 198H6V199H4ZM14 198V199H13ZM23 199L22 201L21 200H19V199ZM34 198V199H33ZM61 198H62V201H61ZM150 198V199H149ZM170 198V199H169ZM171 198L175 201V202H173V204H172V202H171ZM210 198V199H209ZM221 198H222V200H221ZM17 199V200H16ZM37 199V200H36ZM39 199V200H38ZM45 200V202L48 200V203H46L45 205H44V200L42 201V203H43V205L41 206V200ZM144 199H146V201L144 200ZM150 201H149V200ZM166 199H169L168 201H170V202H168ZM185 199V200H184ZM13 200H14V202H13ZM89 201V203H90V205H91V207L89 206V204H86V207L85 208H88V209H85V211L86 212H84L83 210L84 209H81L82 207H84L83 205H81V204H83L84 203V205H85V203H88L87 201ZM148 200V201H147ZM166 200V201H165ZM186 200H188V201H186ZM211 200V202H213L212 204H211V202H208V201H210ZM213 200V201H212ZM20 201V202H19ZM23 201L24 202H26V203H23ZM28 201H30L31 203H28ZM192 201H194V202H192ZM35 202V203H34ZM40 203V205H39V203ZM50 202H52L51 203V205H50ZM151 202H154V203H150ZM182 202H184V203H182ZM186 202V203H185ZM198 202V203H197ZM3 203V204H2ZM16 203V205H13V204H15ZM20 203H23V204H20ZM28 203V205H26ZM59 203V204H58ZM118 203V207H117V204ZM146 203V204H145ZM177 203V205H175V204ZM29 204H31V206L32 207H34L35 206V208H32L31 206H29ZM34 204H38L37 206H38V208H37V206L36 205H34ZM48 204V205H47ZM54 204V205H53ZM97 204V206L98 207H95L94 205H96ZM119 204L121 205L120 207H119ZM159 204V205H158ZM208 204V205H207ZM4 206V208L3 207H1V206ZM34 205V206H33ZM59 205V206H58ZM87 205L89 206V207H87ZM112 205V206H111ZM114 205H116V207L114 206ZM213 205V206H212ZM10 206H11V208H10ZM14 206V207H13ZM16 206V207H15ZM20 206V207H19ZM23 206V207H22ZM29 206V207H28ZM40 206H41V208L43 209V211H42V209L40 208ZM48 206V207H47ZM94 206V207H93ZM109 206L110 207H112L111 209L109 208ZM123 206V208L124 209H122L121 207ZM8 207L12 210V212L10 211V213L11 214H9V210L10 209H8ZM31 207V208H30ZM60 207V208H59ZM81 207V208H80ZM212 207H213V209L214 210H211L212 209ZM235 207V208H234ZM237 207V208H236ZM13 208V209H12ZM14 208H16L15 210H14ZM22 208L24 209V210H22ZM28 208V209H27ZM94 208L96 209V210H94ZM115 208H116V210H119V211H116L115 210ZM117 208H120V209H122V212L120 213V209H117ZM204 208L207 210V211H205L204 212ZM208 208V209H207ZM232 208V209H231ZM109 209L111 210V211H109ZM200 209H202V210H200ZM211 210V211H208V210ZM15 212H14V211ZM94 210V211H93ZM113 210H115L114 212H115V214H114V212H113ZM231 210V211H230ZM1 211H2V214L3 213H5V212H3V210H0V213H1ZM45 211H47V214H45L46 216H44V214H42V213H46ZM106 211H108V212H106ZM233 211V212H232ZM18 212V213H17ZM35 212H36V214H35ZM101 212V213H100ZM117 212H119V214L117 213ZM207 212V213H206ZM15 213V214H14ZM23 215H22V214ZM28 213H30V216H29V214ZM32 213H34L32 216H31V214ZM96 213H98V215L99 214H101V216L99 217L98 215H96ZM108 214V215H106V214ZM110 213H112V214H110ZM116 213L121 217V215L123 214V216L121 217V218H124V220H126V221H122L121 220V218L118 216V215H116ZM124 213H126V214H124ZM237 215H236V214ZM37 214H38V216H37ZM48 214H49V216H48ZM106 216H105V215ZM204 215V216H202V215ZM234 214L236 215V216H234ZM4 215V214H3ZM5 215H6V213H5ZM21 215H22V218H21ZM42 215V216H41ZM104 215V216H103ZM109 215H111V217L109 216ZM112 215H115V217L114 216H112ZM222 215H223V217H222ZM12 216V218H10ZM27 216V217H26ZM34 216V217H33ZM96 216L97 217H99V220H100V222L99 221H97L98 220V218H96ZM107 216H109V218L107 219ZM118 216V217H117ZM126 216V217H125ZM213 216H214V218H213ZM218 216V217H217ZM47 217V218H46ZM49 217V218H48ZM101 217H104V218H102V219H100ZM106 217V218H105ZM204 217H206V218H204ZM207 217H208V220H207ZM219 217L220 218H222V219H219ZM225 217H227V218H225ZM243 217V219L244 220H242L241 218ZM10 218V219H9ZM31 218H33V220L34 221H32L31 220ZM35 218V219H34ZM38 218V219H37ZM39 218L41 219V220H43V221H39ZM59 218H62V221H60L61 219H59ZM115 218V219H114ZM116 218H118V219H116ZM130 218V219H129ZM214 220H213V219ZM229 218H230V220H229ZM19 219V220H18ZM25 219H26V221L27 222H25ZM46 219V220H45ZM48 219H50V220H48ZM105 219V220H104ZM227 219V220H226ZM24 220V221H23ZM30 220V221H29ZM39 221L40 222V224H38L39 226H37L36 225V223L34 224L33 222H35V221ZM57 220H59V222H62V223H58L57 222ZM104 220V221H103ZM115 220V221H114ZM120 220H121V222L122 223H120ZM31 221H32V229H35V228H42V226H43V228H44V230H43V228L41 229L43 232H45L46 234L45 235H48V236H45V235H43L44 236V238H43V236H42V238H41V236H39V235H37V234H35V236L33 235V237L31 238V235H27L26 234V229H30L31 230V228H29L30 227V225L29 224H31ZM130 221V222H129ZM1 222L2 221H0V224H1ZM28 222H30L29 224H28ZM38 222V223H39ZM95 222V223H94ZM97 222V223H96ZM98 222H99V224H104V226H105V224H106V229L105 230H107L106 231V233H105V230H103V229H101V228H105L103 225H98ZM112 222H116V224H114V223H112ZM119 222V223H118ZM124 222V223H123ZM125 222L127 223V224H125ZM26 223H27V225H26ZM43 223V224H42ZM58 223V224H57ZM162 223H163V225H162ZM42 224V225H41ZM83 224V225H82ZM108 224H109V226H108ZM119 224V225H118ZM123 224H125V225H123ZM20 225V226H19ZM29 226V227H26V226ZM35 225V226H34ZM60 225V226H59ZM63 225V226H62ZM111 225V226H110ZM116 225H118V229L120 228V229H123L124 228V230H122L123 232H121V230H120V232L118 233V232H116V231H118V229H116ZM122 225V226H121ZM155 225L156 226H158L157 228H159L158 229V231L159 230H163V229H165V230H161L160 232H158L157 231V228L155 227ZM159 225L161 226V229H160V227H159ZM33 226L35 227V228H33ZM37 226V227H36ZM45 226V227H44ZM97 226H98V228H97ZM49 227V228H48ZM109 227H110V229H109ZM122 227V228H121ZM145 227V228H144ZM154 227L156 228V231H155V233L154 232H151L152 230L154 231ZM17 228H19L18 230L19 231H21L22 233H21V235H19L18 236V234L20 233H18L17 232ZM46 228V229H45ZM47 228H48V230L49 231H51V232H49L48 230H47ZM51 228V229H50ZM76 228L78 229V230H76ZM80 228V229H79ZM114 229L113 231H114V233H111V232H113L112 231V229ZM21 229V230H20ZM83 229H84V233L82 234V236H80V234H79V230L81 231H83ZM116 229V230H115ZM26 230V231H25ZM38 230L39 229H36V231L38 232ZM40 230V231H41ZM102 231V233H101V231ZM139 230V231H138ZM143 230V231H142ZM150 230V231H149ZM250 230V231H249ZM252 230V231H251ZM25 232V234L23 235V233ZM39 231V232H40ZM100 231V232H99ZM104 231V232H103ZM137 231V232H136ZM147 231V232H146ZM250 233H249V232ZM15 232H16V234H15ZM42 232V233H43ZM49 234H48V233ZM139 232V233H138ZM154 233V234H152L151 235V233ZM18 233V234H17ZM76 233V234H75ZM78 233V234H77ZM121 233H122V235H121ZM132 233H138V234H135L136 235V237H135V240H134V234H132ZM147 233V234H146ZM148 233H150V234H148ZM248 233V234H247ZM7 234H9L10 236H8ZM75 234V235H74ZM93 234V235H92ZM99 236H98V235ZM102 234H104V237H103V235ZM124 234V235H123ZM132 234V235H131ZM145 234V235H144ZM159 234V235H158ZM15 235H17V236H15ZM26 235V236H25ZM97 235V236H96ZM134 235V236H133ZM149 235V236H148ZM15 236V238L14 239H12L13 237ZM25 236L26 238H23V237ZM37 236H39L41 239H39L38 240V238L39 237H37ZM78 238H80V239H76L77 237ZM93 236H96V238L94 237V239H92V237ZM132 236H133V240H131V238H132ZM17 237H19V239L21 240V241H23V239H24V241L27 239V241H28V243L27 242H24L25 243V247H22L24 244L17 238ZM47 237H48V240H47ZM76 237V238H75ZM108 237V238H107ZM139 237V238H138ZM7 238V239H6ZM29 238V239H28ZM36 240V241H38L37 243L36 242H33L34 244H32V242L31 241H35L34 239ZM75 238V239H74ZM2 239H3V241L4 240H8L9 241V245H12V247H14V244L15 243H17L18 241H20L19 243H20V245L17 243V245L15 244V249H17L16 251L18 252V253H16V251L14 250V248L12 249H10V247H9V245L8 246H5V244L7 245L8 244V241L7 242H3L2 241ZM10 239V240H9ZM32 239V240H31ZM97 239V240H96ZM12 240H13V243H12ZM47 242V241H49V242H47V243H44L45 241ZM81 240V241H80ZM156 240H157V242H159V244H162V246H163V248L161 249L160 247H162V246H158L159 244L156 242ZM2 241V242H1ZM10 241H11V244H10ZM39 241H44V242H39ZM132 241H136L135 243H133ZM141 241V242H140ZM151 241V242H150ZM161 241V242H160ZM54 242V243H53ZM155 242V244L156 245H153L152 243H154ZM165 243L164 245H163V243ZM235 242V243H234ZM136 243H137V245H136ZM21 244H22V246H21ZM31 244V245H30ZM37 244H39V247L40 248H38V246H37ZM44 245V246H42V245ZM48 245V247H49V244H50V247L49 248H46V246ZM139 244H141V245H139ZM150 244H151V248H152V245L154 246V248H152V249H159V251L157 252L156 250H152L151 248L150 249H148L149 247H150ZM35 245V246H34ZM16 246H18V248L20 247H22V249L24 250H22V249H18ZM32 246H33V248L34 249H32V251H31V248H32ZM41 246H42V248H41ZM56 246V247H55ZM140 246H141V248H140ZM157 246V248H155ZM202 246V247H201ZM9 247V248H8ZM44 247V248H43ZM54 249H52V248ZM144 247H145V249H144ZM200 247V248H199ZM26 250H25V249ZM48 249V250H50V251H46V249ZM56 248V249H55ZM58 248V249H57ZM147 248V249H146ZM242 248V249H241ZM36 249V250H35ZM37 249H39V252H38V250ZM199 249V250H198ZM2 250L4 251H7L6 253H2ZM15 251V253H13L14 251ZM35 250V251H34ZM40 250H42V251H40ZM43 250H45L46 252V255L44 256V251ZM52 250V251H51ZM125 250H127V252H125ZM143 250H145V252H143ZM147 250V251H146ZM177 251V253H176V256L178 257L179 256V259L178 260H176V258H174L173 256L175 255V252ZM57 251V252H58ZM140 251H142V252H140ZM28 253V252H30L31 253V257H28V256H26V255H24V253ZM39 253V256H41V258H42V260H41V262H39L40 261V259H38L39 257L37 256V253ZM90 252V253H89ZM181 252V253H180ZM196 252V253H195ZM23 254V256H22V254ZM36 255V260H34V254ZM40 253H41V255H40ZM172 253V254H171ZM253 253V255L251 256V254ZM6 254H8L7 256H6ZM11 254L12 255H14V257L13 256H11ZM19 254H21V255H19ZM43 254V255H42ZM73 254H74V256H76L77 258H78V260H77V258L76 257H69V256H73ZM90 254H92V258L91 257H89L88 255H90ZM145 256H144V255ZM183 254H185V255H183ZM194 254H195V256H194ZM182 255V256H181ZM20 256V257H19ZM48 256V257H49ZM91 256V255H90ZM139 256V259L137 258ZM140 256H143V257H140ZM183 256H185V258H186V260H184V258H183ZM255 256H257V258H254ZM8 257V258H7ZM20 259H19V258ZM26 259H25V258ZM43 257H45L44 259H43ZM47 257V258H48ZM66 257V258H65ZM135 257H136V259H135ZM60 258V259H59ZM63 258V259H62ZM73 259V263H70V261ZM142 258V259H141ZM232 258V259H231ZM253 258H254V260H253ZM3 259V261H6L7 262V260H4ZM12 259V260H11ZM23 259V260H22ZM133 259H135V260H133ZM259 259V260H258ZM27 260H30L29 261V263H28V261ZM38 260V261H37ZM182 260V261H181ZM194 260H196V261H199V263H197V262H194ZM215 260V261H214ZM262 260V261H261ZM2 260L0 261V264H1V262L3 263V264H5L6 262H3ZM23 261V262H22ZM43 261V262H42ZM140 261V262H139ZM183 261H184V263H183ZM246 261V262H245ZM252 261V262H251ZM257 261H258V263H257ZM260 261V262H259ZM6 263V264H9V263ZM18 262V261H17ZM72 262V261H71ZM136 262V263H135ZM186 262V263H185ZM189 262V263H188ZM20 263V262H19ZM24 263V264H25ZM32 263V264H33ZM264 263V262H263ZM262 263V264H263ZM49 264H53V263H49Z\"/></svg>",
    "mask_w": 264,
    "mask_h": 264
},
{
    "label": "bare ground",
    "instance_id": "2",
    "mask_svg": "<svg viewBox=\"0 0 264 264\" xmlns=\"http://www.w3.org/2000/svg\"><path fill=\"white\" fill-rule=\"evenodd\" d=\"M0 1H1V0H0ZM7 1H8V0H7ZM7 1H6V2H7ZM26 1H27V0H26ZM31 1H32V2H31ZM33 1H34V0H30L31 3L29 2L30 4H32L31 7H32V6L35 7V6L37 5V4H35ZM47 1H49V0H47ZM94 1H95V0H94ZM96 1L98 2V0H96ZM96 1H95V2H96ZM99 1H100V0H99ZM102 1H103V0H101V2H99V4L102 3ZM104 1H105V0H104ZM116 1H117V0H116ZM119 1H121V0H119ZM123 1H125V0H122V3H123ZM129 1H130V0H127V2H129ZM134 1H135V0H134ZM141 1H142V0H141ZM141 1H139L138 5L136 4L138 7H135V4H134V5L132 4V5H133L135 8L140 9L139 7L141 6V5H140V2H141ZM143 1H145L146 4L143 2V3L145 4V6H142V7H146V6H148V4H149V5L151 4V1H152V0H143ZM147 1H149L150 3L148 2V4H147ZM160 1H161V0H160ZM167 1H168V0H166V1L164 0V2H163L164 4H163V5H167ZM170 1L172 2V0H170ZM173 1H174V0H173ZM180 1H181V0H180ZM193 1H194V0H182V2H183L184 4H185V2H186L187 4L190 3V4H189V5H190V6H189L190 8H189V9L186 8V9H187L186 11L192 9L191 11H189V13H190V12H191V13H194V12L196 13L197 10H198V11H201V13H202V8H203V7H200V6L198 5L201 9H200V10H199V9H196V11H195V9H194L195 6H191V5H192L195 1H197V0H195L194 2H193ZM201 1H203V0H201ZM201 1L199 0V2H201ZM209 1H210V0H208L207 2H208V3L212 2V1L215 2V3L218 2L217 4H214V5L212 4V5H210V7H211V6H212V7H213V6H214V7H217V6H218V8H219V7H220V4H221V5L223 4V6H224V3H223L222 0H220V2H219V1H214V0H211L210 2H209ZM224 1H225V4L229 2L228 4L225 5L226 8H227L230 4H231L230 6H232V5L234 4V2L232 3V1H229V0H224ZM226 1H227V2H226ZM243 1H244V0H242V3H243ZM246 1H247V0H246ZM246 1H244V3H246ZM248 1H250V0H248ZM251 1H252V0H251ZM253 1H254V0H253ZM258 1H259V0H258ZM2 2H3V1H2ZM6 2H5V0H4L3 4L6 3ZM10 2H11V1H10ZM12 2L14 3V0H12ZM16 2H18V1H15V3H16ZM23 2H24V1H23ZM27 2H28V1H27ZM35 2L38 3L37 0H36ZM92 2H93V1H91V3H92ZM97 2H96V3H97ZM106 2H108V1H106ZM114 2H115V0H113L112 2H110V4H111V3L113 4ZM125 2H126V1H125ZM125 2H124V4H125L126 6H127V5H130L129 3L126 4ZM131 2H132V0H131ZM137 2H138V0H137ZM155 2H157V1L154 0V4H155ZM168 2H169V1H168ZM171 2H170V3H171ZM175 2H179V1L177 0V1H175ZM175 2H172V3H174L175 6L177 5L178 8H180V7L178 6L179 3L177 4V3H175ZM182 2H180V4H181ZM192 2H193V3H192ZM199 2L197 1V4H202V2H201V3H199ZM213 2H212V3H213ZM230 2H231V3H230ZM237 2L240 4L241 1H240V2L237 1ZM0 3H1V2H0ZM13 3H11V4L14 6ZM19 3H21V0L18 2V4H19ZM24 3H25V2H24ZM29 3H28V4L26 3V4H24V5H25V6H26V5L28 6ZM91 3H90V5H91ZM104 3H105V2H104ZM115 3H116V4H115V8L120 9V8H119V4H120V6H121V8H122L121 2H120V3H119V2H115ZM117 3H118V4H117ZM134 3H136V2H134ZM159 3H160V2H158V5H159ZM161 3H162V1H161ZM165 3H166V4H165ZM170 3H169V4H170ZM172 3H171V4H172ZM183 3H182L181 6H184V7H185L186 5H184ZM191 3H192V4H191ZM195 3H196V2H195ZM195 3H194V4H195ZM208 3H207V4H208ZM219 3H220V4H219ZM244 3L241 4V6H243ZM250 3H252V2H250ZM261 3H262V1H261ZM1 4H2V3H1ZM1 4H0V5H1ZM7 4H8V2H7ZM9 4H10V3H9ZM18 4H15V5H17V7H14L15 9L17 8V10H19V9H18ZM34 4H35V5H34ZM49 4H51V2H50ZM52 4H53V3H52ZM93 4H94V3H93ZM97 4H98V3H97ZM97 4H96V5H97ZM99 4H98V6H99ZM180 4H179V5H180ZM197 4H196V5H197ZM263 4H264V2H263ZM263 4H262V5H263ZM4 5H6V4H4ZM4 5H3V6H4ZM53 5H54V4H53ZM94 5H95V4H94ZM96 5H95L96 9H98V7H97ZM103 5H107V6H104V7H106V9H107L109 4H108V3H105V4L102 3V6H103ZM117 5H118V7H117ZM139 5H140V6H139ZM160 5H162V4H160ZM172 5H173V4H172ZM172 5H170V6L172 7ZM205 5H206V1H205L204 6H205ZM227 5H228V6H227ZM250 5H251V4H250ZM1 6H2V5H1ZM3 6H2V8H4ZM19 6H21V4H20ZM27 6H26V7L23 6L24 8H22V7H19V8H21L22 11H26V10H24V9H26ZM100 6H101V5H100ZM100 6H99V8H102V12H103V10H104V12H105V9H103V7H102V6L100 7ZM110 6H111V5H109V8H110ZM113 6H114V5H113ZM113 6H111V10L113 9V8H112ZM123 6H124V5H123ZM133 6H130V7L134 8ZM170 6H168V7H170ZM187 6H188V5H187ZM187 6H186V7H187ZM206 6H207V5H206ZM206 6H205V7H206ZM225 6H224V7H225ZM236 6H238V4H237ZM244 6H245V5H244ZM247 6H248V5L246 4V7H247ZM8 7H9V9L11 8L10 5H7V7H5V10H3V11H6ZM53 7H54V6H53ZM53 7H52V8H53ZM91 7H92V6H90V8H91ZM95 7H94V8H95ZM150 7H152V4H151ZM155 7H156V6H155ZM157 7H158V6H157ZM161 7H162V6H161ZM165 7H166V6H165ZM171 7H170V8H171ZM177 7H174V8L176 9ZM199 7H198V8H199ZM207 7L210 8V7H209V4H208ZM207 7H206V8H207ZM214 7H213V9H215ZM221 7H222V6H221ZM224 7H223V8H224ZM12 8H13V7H12ZM12 8H11L10 10H12ZM28 8H30V6H28ZM28 8H27V9H28ZM109 8H108V10H110ZM126 8H128L130 12H132V11L134 10V9L129 8V7H126ZM148 8H149V7L145 8V9H147V10H145L144 8H143V9H144L145 11L148 12L149 10H151V8H150L149 10H148ZM152 8H153V7H152ZM162 8H163V7H162ZM162 8H161V9H162ZM178 8H177L176 10H178ZM182 8H183V7H182ZM182 8H181V10H183V11H182V13H179V12H181V10H179V11H178L179 14H183V13H184V10H185V9H184V8L182 9ZM196 8H197V6H196ZM226 8H225V9H226ZM230 8H231V7L227 8L226 11H228V9L230 10ZM242 8H243V7H242ZM30 9H32V8H30ZM30 9H29V10H30ZM54 9H55V7H54ZM91 9H92V8H91ZM96 9H94V10H96ZM123 9H124V10H123ZM130 9H131L132 11H131ZM138 9H137V10H138ZM141 9H142V8H141ZM143 9H142V11H143ZM154 9H155V8H154ZM158 9L161 10V9H160V6L158 7ZM166 9H167V8H165L164 10L166 11ZM219 9H222V8H219ZM232 9H233V8H232ZM236 9H237V8H236ZM244 9H245V8H244ZM29 10H28V11H29ZM33 10H34V9H33ZM33 10H32V11H33ZM51 10H53V9H51ZM92 10H93V9H92ZM94 10H93V11H94ZM108 10H107V11H108ZM115 10H116V9H115ZM122 10L125 12V10H126V9H125V6L122 8ZM152 10H153V9H152ZM152 10H151V14L154 12V10H153V12H152ZM162 10H163V9H162ZM167 10H172V13L174 12V11H173V8H172V9H167ZM193 10H194V12H193ZM205 10H206V9H205ZM207 10H210V9H207ZM207 10H206V11H207ZM211 10H212V8H211ZM216 10H217V9H216ZM216 10H215V11H216ZM233 10H234V9H233ZM242 10H243V9H242ZM245 10H246V9H245ZM248 10H249V9H248ZM0 11H1V9H0ZM12 11L17 12L16 10H12ZM22 11H21V12H22ZM30 11H31V10H30ZM32 11H31V12H32ZM58 11H59V10H58ZM99 11H100V10H99ZM119 11H120V10H119ZM119 11H118V13H119ZM123 11H120V12L123 13ZM127 11H128V10H127ZM127 11H126V12H127ZM135 11H136V10H134L133 12L135 13ZM138 11H139L138 13L141 14L140 10H138ZM155 11L159 12V14L162 13L161 11H158L157 8H156ZM165 11H164V13H165ZM213 11H214V10H213ZM213 11H212V13H213L214 15L211 14V13H208V12H210V11H207V13H208L209 15L211 14L212 19H213V17L215 16V14L217 13V12H213ZM234 11H236V10H234ZM234 11H233V13H234ZM246 11H247V10H246ZM8 12L10 13L11 11L8 10L7 13H6V15L9 14ZM15 12H14V13H15ZM53 12H54V10H53ZM56 12H57V9H56ZM56 12H55V14H56ZM96 12H97V10H96ZM96 12H95V13H96ZM104 12H103L102 14H104ZM108 12H109V11H108ZM113 12H114V11H112V12L110 11L109 13L111 14V13H113ZM126 12H125V16H126V14H127ZM130 12H129V13H130ZM136 12H137V11H136ZM149 12H150V11H149ZM169 12H170V11H168V13L166 12L167 14H166V13H165V14L168 16V15L171 13V12H170V13H169ZM203 12H204V9H203ZM223 12H224V11H223ZM228 12H229V11H228ZM230 12H231V14H232V11H230ZM230 12H229V13H230ZM242 12L244 13V11H242ZM0 13H1V12H0ZM2 13L4 14L5 12H2ZM12 13H13V12H12ZM14 13H13V14L10 13L9 15H13L12 17H14ZM24 13H26V12H24ZM24 13H23V14H24ZM28 13H30V12H28ZM28 13H27V14H28ZM51 13H52V11H51ZM59 13H60V11H59ZM63 13H64V12H63ZM67 13H69V11H67V12H66L65 14H63V15H66ZM97 13H98V12H97ZM97 13H96V14H97ZM106 13H107V12H106ZM106 13H105V14H106ZM114 13H115V12H114ZM114 13H113V14H114ZM122 13H120V14H122ZM134 13H132V14H134ZM138 13H137V14H138ZM143 13H144V12H143ZM145 13H146V12H145ZM175 13H177V11H176ZM186 13H187V12H185L184 14L186 15ZM189 13H188V14H189ZM191 13H190V14H191ZM218 13H220L221 15L224 14V16H223L222 19H224V17L227 16L226 13H225V12L222 13L221 10L218 11ZM218 13H217V14H218ZM229 13H228V14H229ZM235 13H236V12H235ZM246 13L249 14V15H251L250 13H248V11H247ZM246 13H245V15H247ZM3 14H2V15H3ZM23 14L21 13V14H19V17H16L17 14L15 13L16 20H17V18L19 19V18H21V17H23V19H24V17H25L24 15H26V14H24V15H23ZM30 14H31V13H30ZM36 14H37V13H36ZM52 14H53V13H52ZM61 14H62V13H61ZM91 14H93V16H94V12H92ZM99 14H101V11H100ZM99 14H98V15H99ZM113 14H112V17H113ZM120 14H119V15H120ZM132 14H131V16H133ZM140 14H138V15H140ZM155 14H156V12H155ZM157 14H158V13H157ZM159 14H158V16H157L158 19H159ZM165 14H164V15H165ZM173 14H174V13H173ZM184 14L181 15V16L183 17ZM190 14H189V15H190ZM197 14H199V12L196 13V15H197ZM217 14H216V15H217ZM220 14H219V15H220ZM239 14L241 15V13L237 11V14H236V15H237V18H236L237 21L240 19V18L238 19V15H239ZM253 14H254V13H253ZM263 14H264V13H263ZM0 15H1V14H0ZM2 15H1V16H2ZM21 15H22V16H21ZM28 15H29V14H28ZM67 15H68V14H67ZM115 15H117V14H115ZM119 15H118V16H119ZM142 15L144 16L145 14H142ZM142 15H141V16H142ZM147 15H148V14H147ZM147 15H145V16H147ZM149 15H150V13H149ZM153 15H154V14H153ZM161 15H162V14H161ZM176 15H177L178 17H177ZM189 15H188V16H189ZM205 15H206V12H205L204 16H205ZM221 15H220V16H221ZM225 15H226V16H225ZM232 15H233V14H232ZM236 15H234V16H236ZM240 15H239V17H240ZM255 15H256V16H255V17H256L255 22H256L257 20H260V22H258V21H257V22L261 24V20H262V19H260V18L257 19V16H258V15H257V14H255ZM259 15H261V14H259ZM4 16H5V15H4ZM4 16H3V17H4ZM20 16H21V17H20ZM54 16H57V15H54ZM69 16H72V15H69ZM73 16H74V14H73ZM78 16H79V15H78ZM87 16L89 17L90 15H87ZM87 16H86V20H88V19H87ZM118 16H115L114 18H117ZM136 16H137V15H136ZM145 16H144V17H145ZM167 16H166V19H167V23H168L169 18H167ZM171 16H172V14H171ZM173 16H174V17L176 16V19H175V20H177L178 18H180V19H178V21H175V20L173 19L174 17H172L173 21H175V22H173V23H177V22H179V20L181 21V22L178 23L179 25L182 23V21H183L184 19H186L185 17H184V19H183L182 17H179L178 14H174ZM190 16H191V15H190ZM192 16H193V14H192ZM197 16H198V15H197ZM197 16H194V18L196 19ZM206 16H207V15H206ZM217 16H218V15H217ZM217 16H216V17H217ZM229 16H230V15H228V18L230 19L231 16H230V17H229ZM234 16H233V17H234ZM242 16H243V15H242ZM247 16H248V15H247ZM247 16H246V17H247ZM251 16H252V15H251ZM3 17H0V18H3ZM7 17H8L9 19H8ZM63 17H65V16H63ZM67 17H68V16H67ZM75 17H76V16H75ZM90 17H91V16H90ZM96 17H98V16L96 15ZM96 17H95V18H96ZM102 17H103V15H102ZM102 17H101V18H102ZM105 17H106V15L104 16V18H105ZM109 17H110V20H111V16H109ZM119 17H120V16H119ZM119 17L117 18V19H120L119 21H117L116 19L112 18V19L115 20V22H114L115 24H116L117 22H119V24H120V21L122 22V20H123L124 18L126 19V17L123 18V17L121 16V17H122V20H121V18H119ZM127 17H129L128 19L130 20L131 17H130L129 15H128ZM133 17H134V16H133ZM133 17H132V18H133ZM138 17H139V16H138ZM138 17H137V18H138ZM144 17H143V18L141 17V18H142V21H143ZM150 17H151V16H150ZM162 17H164V21H163V22H165V16H162ZM186 17H187V16H186ZM209 17H210V16H207L208 19H209ZM246 17H245V18H246ZM248 17H250V16H248ZM248 17L246 18L247 20L249 19ZM252 17H254V16H252ZM260 17H261V16H260ZM262 17H264V16H262ZM6 18H7V20H9V22L12 20V19H11V16H8V15H7L6 17H4V19H6ZM30 18L34 20L33 15H32V17L30 16ZM58 18H60V14H59V17H58ZM73 18H74V17H73ZM73 18H71V19H73ZM77 18H78V17H77ZM95 18H93V20H94ZM137 18L134 17V19H136V20H134L135 22H136V21L138 22V19H137ZM141 18H139V19H140L139 23H141ZM148 18H149L148 16H147V18L145 17V20H147V21L149 20L148 22L150 23V22H151V19H148ZM151 18H152V17H151ZM153 18H154V16H153ZM155 18H156V17H155ZM160 18H161V17H160ZM188 18H190L189 21L194 19V18L191 19V17H187V19H188ZM207 18H206L205 21L208 22L209 20H211V18H210L209 20H208ZM214 18H215V17H214ZM226 18H227V17H226ZM226 18H225V19H226ZM243 18H244V17H243ZM35 19H36V17H35ZM37 19H39V17H38ZM44 19H45V18H44ZM60 19H62V18H60ZM63 19H66V20H67V18H63ZM68 19H70V17H69ZM71 19H70V20H71ZM74 19H75V18H74ZM91 19H92V18H91ZM91 19L89 18V20H91ZM106 19H107V18H106ZM156 19H157V18H156ZM170 19H171V17H170ZM172 19H171V22H172ZM182 19H183V20H182ZM215 19H216V18H215ZM219 19H220V22H219V23L222 24V23H221V20H222V19H221V18H219ZM236 19H235V20H236ZM246 19H245V20H246ZM14 20H15V19H13V21H14ZM19 20H20V19H19ZM19 20H18V23L20 22ZM21 20H22V19H21ZM41 20H42V18H41ZM41 20H40V21H41ZM47 20H48V19H47ZM76 20H77V19H76ZM76 20H74L75 23H76ZM86 20H84V21L82 20V21L85 22ZM89 20H88V21H89ZM96 20L99 21L98 23H97V21H96V25L98 26V24H100V23L102 22L103 18H102L101 21H100V17H99L98 19H96ZM104 20H105V19H104ZM107 20H108V19H107ZM107 20H106V21H107ZM110 20H109V22L112 23L113 20H111V21H110ZM145 20H144V21H145ZM153 20H154V19H153ZM153 20H152L151 23H153V25H154V23H155L157 20H156V21L154 20L155 22H153ZM159 20H163V19L161 18V19H159ZM213 20H214V19H213ZM213 20H212V21H213ZM216 20H217V19H216ZM240 20H241V19H240ZM240 20H239V22H241ZM0 21H2V20L0 19ZM30 21H32V20H30ZM30 21L28 20V22H30ZM34 21H35V20H34ZM63 21L65 22V20H63ZM78 21H79V19H78ZM88 21L86 22V24L88 23ZM91 21H92V20H91ZM91 21H89V23H90ZM106 21H105V22H106ZM124 21L126 22L127 20H124ZM124 21H123V22H124ZM131 21L133 22V20H130V23H131ZM147 21H146V22H143V25H142L143 27H144V25L148 24ZM187 21H188V20H187ZM187 21H184V22L187 23V25H188V22H187ZM205 21L203 22V21L201 20V22H203L204 26H205ZM212 21H210V23H207V25L210 24V25H209L210 31H209V29H208V31H207V28H208L207 26H205L206 28H205V27L203 28V29L206 30V32H205V30H204V32L207 33L206 35H205L204 33H201V31H203V29H202V30L200 29L201 31L199 30V28H202V26H203L202 24L200 25L201 27H199V28L197 29L198 24H200V22H197L198 24L196 23V24H197V25H196V26H197V27H196V30H197V31H196L195 29H194V30H195L196 33H197L198 30H199V34L201 33V34H200L201 36H200V35H197V34H195V32H193V33L195 34V35H194L195 38H193L192 35L189 36V34H193V33H189V34H186V33H188V32L185 33V35H188L189 37H192L193 39H197V40H198V42H197V46H196V42H194V41H192V42H194V43H192V42L190 43V44H191V45H190L191 49H192V47H195V46H196V48H199L200 46H202V47L207 46L208 41L210 40L209 37L212 36V35H215V32H213L212 35L210 34V33H212L211 28L213 29V26L215 27V24H216V26L218 25V24L215 23V22H214V23H215V24H214ZM222 21H223V20H222ZM225 21L227 22V20H225ZM231 21H232L231 19H230V21H228L229 24H230ZM242 21H243V20H242ZM4 22H5V23H4ZM4 22H3L4 25H7L6 21H4ZM9 22H8V24H9ZM11 22H12V21H11ZM35 22H36V21H35ZM43 22H44V21H43ZM43 22H42V21H41V22L38 21V23H39L40 26H42L40 23L43 24ZM46 22H48V21H46ZM46 22H45V23H46ZM64 22H63V24H64ZM92 22H93V21H92ZM105 22H102L100 26H102V24L104 23V25H105V27H106V24H107L108 22H106V23H105ZM123 22L121 23V25L123 24ZM135 22H134V26L132 25V23H131L130 25L128 24L127 27H128V26H129V27H128L127 30H126L127 27L124 28V29L126 30V32H127L128 30H131L132 28L134 29V27H136V28H137L138 26L141 27L140 24L137 26ZM160 22H161V21H159V22H157V23L160 24ZM163 22H161V23H163ZM169 22H170V21H169ZM184 22H183V23H184ZM211 22H212V24H211ZM216 22H218V21H216ZM226 22H225V24H226ZM233 22H235V21H233ZM239 22H238V23H239ZM263 22H264V21H263ZM0 23H1V22H0ZM12 23H13V22H12ZM15 23H16V25H15ZM18 23H17V22H14V23H13V24L16 26V27H15V26L13 27V28H14V31H15V29H16V31H17V30H20L21 28H23V27H21L22 25H21V22H20V25H21V26L19 25V26H20V29H18V27H17ZM49 23H50V22H49ZM89 23H88V24H89ZM114 23H113V25H114ZM128 23H129V22H128ZM145 23H146V24H145ZM151 23L149 24V26L151 25ZM157 23H155V26H154L155 28H156L157 26H159V24L157 25ZM173 23H172V24H173ZM223 23H224V22H223ZM241 23H242V22H241ZM241 23H240V24H241ZM258 23H256V24H258ZM10 24H11V23H10ZM10 24H9V25H10ZM33 24H34L33 21H32V25L29 24V25H30V28H31V26H33ZM35 24H36V23H35ZM63 24H61V25H63ZM65 24H66V23H65ZM84 24H85V23H84ZM86 24H85V25H86ZM88 24H87V25H88ZM91 24H92V23H91ZM124 24H125V23H124ZM124 24H123V25H124ZM141 24H142V23H141ZM164 24H166V23H164ZM172 24L170 23V24H168V25L171 26ZM178 24H177V26H178ZM213 24H214V25H213ZM227 24H228V23H227ZM232 24L234 25V23L231 22V26L229 25V28L232 27L231 29H233V27H234V29H235L236 26H233ZM9 25H8V26H9ZM46 25H47V24H46ZM94 25H95V23L93 22V26H94ZM107 25H108V24H107ZM121 25H118V26H117V24H116V26H115V25H114V26H111V25L109 24L108 27H109V28L111 27L110 30H113V32L111 33V31L108 29V27H106V29H103V30H102V31H103V34H102V32H101V34H102V37H104V38H102V37L100 36V37L102 38V40L104 39V40L107 41V42H108L109 40H110V41H113V40H114L113 43H114L116 40H118L119 43L124 42L123 44L125 45V40H126V41L129 40L127 35H125V37L127 36V39H125L124 41H123V39H122V37H121V41H122V42H120L119 38H117V39H116V38H113V37H115V36L118 37V36L120 35V31L123 30ZM156 25H157V26H156ZM168 25H166V27H169ZM181 25H183V24H181ZM1 26H3V24H2ZM40 26H39V27H40ZM43 26H44V25H43ZM69 26H70V25H69ZM89 26H90V24L88 25V27H89ZM93 26H92V27H93ZM120 26H121V30H120ZM125 26H126V25H125ZM125 26H123V27H125ZM131 26H132V27H131ZM147 26H148V25H147ZM147 26H145V27H147ZM149 26H148V27H149ZM162 26L164 27L165 25L162 24ZM172 26H173V25H172ZM184 26H185V28L188 27V26L186 27L185 24L183 25V27H184ZM211 26H212V27H211ZM218 26H219V25H218ZM222 26H223V24H222ZM257 26H258V25H257ZM6 27H7V26H6ZM6 27H5V30H4V31H7V30H8V27H7V30H6ZM37 27H38V24L35 25V28H37ZM62 27H63V26H62ZM67 27H68V25H67ZM72 27H73V26H72ZM86 27H87V26H86ZM113 27H114V28H115V27H118L117 29L120 30V31L117 30V31L119 32V33L117 32L118 34L114 33V32L116 31V28H115V29H112ZM130 27H131V28H130ZM139 27H138V30H136V28H135L136 31L134 30V31L136 32V34H137V31H138V34H139ZM143 27H142V28H143ZM148 27H147V28H148ZM152 27H153V26H152ZM166 27H165V29H167ZM173 27H174V29H175L176 24H174ZM224 27L226 28L227 25H226V26H223V28H224ZM1 28H2V27H1ZM94 28H95V26H94ZM96 28H98V27H96ZM96 28H95V29H96ZM100 28H102V27H100ZM100 28H99V29H100ZM103 28H104V26H103ZM142 28H141L140 30H142ZM147 28H146V30H147ZM159 28L161 29V26H160ZM170 28H172V27H170ZM185 28H184V29H185ZM192 28H194V27H192ZM218 28H219V27H218ZM223 28L221 27V25H220V29H217V27H216L217 35L220 34V33L222 34V36H220V35H218L219 37L217 36L218 39H219L220 37H223V36L226 35V34H227L226 36H228L229 34H232V33H229V32H228L229 34L227 33V30H231V29H229V28H228V29L226 28V31H225L226 34H225V32H223V33H222V32H219V33H218V30H219V31H220L221 29L224 30ZM107 29L110 31L111 34L114 33L113 35H115V34H116V35H115V36H112L109 32L106 31ZM133 29H132V30H133ZM143 29H144V28H143ZM165 29L162 28L161 30H159V32H160V36H161V31L164 32ZM168 29H169V28H168ZM176 29H177V28H176ZM125 30H124V31H125ZM144 30H145V29H144ZM146 30H145V31H146ZM150 30H151V29H150ZM152 30H153V31H152ZM152 30H151L152 32L150 31V33H152V34H149V33H148L150 38L147 37L148 35H147V36L145 35V34H147L146 32H148L149 30H147L146 32H144L145 34L143 33V30H142L141 34H143V35H144L145 37H147L148 39H151V36H153L152 38L155 39V37L158 35V33H157V35H155L156 33H155L154 31H155V30H158V29H155V30H154V28H153ZM172 30H173V28H172ZM181 30H183V29H181ZM185 30H186V29H185ZM187 30H188V28H187ZM187 30H186V31H187ZM191 30L194 31L193 29L190 28V31H191ZM235 30L239 32L238 27H237ZM16 31H15V32H16ZM89 31H90V30H89ZM92 31H93V29L91 30V32H92ZM104 31H105V34L108 33L107 37H106V36H103V35H104ZM124 31H123V32H124ZM183 31H184V30H183ZM192 31H191V32H192ZM213 31H214V30H213ZM232 31H233V30H232ZM263 31H264V30H262V32H263ZM7 32H8V31H7ZM18 32H20V31H18ZM94 32H95V33H96V32H99V30L97 29V31H93V33H94ZM106 32H107V33H106ZM126 32H125V34H126ZM128 32H129V31H128ZM128 32H127V33H128ZM131 32H132V31H131ZM135 32L133 33L134 35H136ZM153 32L155 33V34H154L155 36L153 35ZM163 32H162V35H163ZM174 32H175V31H174ZM174 32H173V35H175ZM176 32H177V31H176ZM179 32L182 34V32L179 30V31L177 32V34H176L174 37H177V36L179 35V34H178ZM230 32H231V31H230ZM1 33H2V32H1ZM95 33H94V34H95ZM121 33H122V32H121ZM233 33H234V32H233ZM236 33H237V32H236ZM263 33H264V32H263ZM5 34H6V33H5ZM14 34H15V33H14ZM89 34H90V32H89ZM89 34H88V35H89ZM94 34H93V35H94ZM101 34H100V35H101ZM109 34H110L112 37L110 36V38H109V37H108ZM122 34H123V33H122ZM122 34H121L120 36H122ZM128 34L131 35L132 33L130 34V32H129ZM141 34H140V35H141ZM181 34H180V35H181ZM203 34H204L205 36H207V38H209V39L206 40L207 38H205V36H204ZM208 34H210V35H208ZM223 34H224V35H223ZM261 34H262V33H261ZM90 35H92V34H90ZM90 35H89V36H90ZM93 35H92V36H93ZM96 35H98V34H96ZM96 35H95V36H96ZM143 35L140 36V37H143ZM150 35H151V36H150ZM164 35H165V34H164ZM180 35H179V37H180ZM196 35H197L198 37H197ZM10 36H11V34H10ZM12 36H13V35H12ZM51 36H52V35H51ZM92 36H91V37H92ZM95 36H94V37H95ZM98 36H99V35H98ZM98 36H96V37H98ZM123 36H124V35H123ZM137 36H138V35H137ZM160 36H158L157 38H159V40H161L160 42H162V39H160V38H161ZM167 36H168V35H166V37H167ZM183 36H184V34L182 35L181 38H185V37H183ZM188 36H187V37H188ZM199 36L201 37V39H202V37H204V40H205V43H206V44L203 43L204 40H202V43H201V40L199 39ZM226 36H224L225 38L223 37L224 39L222 38V41H221V42H223V45H222L221 42H219V41L221 40V38L218 40V39H216V38H213V36H212V40H210V41H211V44H210V41H209V44H210V45L208 44V47H209V46L211 47V45H212L213 47H216V48L218 47L217 49H219V50H222V49H223V52H224L225 50H227V49H225V48L228 46V42L231 41V38H229V36H228V37H226ZM18 37L21 38V36H20L19 34H18ZM25 37H26V36H25ZM27 37H29V36H27ZM53 37H54V36H53ZM84 37H85V36H84ZM84 37H81V38H84ZM86 37H87V35H86ZM86 37H85V38H86ZM91 37L89 38L90 40H91ZM96 37H95V38H96ZM100 37H99V38H100ZM105 37H106V38H109V39H106ZM129 37H131V36H129ZM162 37H165V36H162ZM169 37H170V36H168L167 38H169ZM179 37H178V38H179ZM214 37H215V36H214ZM263 37H264V36H263ZM11 38H12V39H11ZM15 38H17V37L15 36ZM15 38H14V37H10L9 40H10V41L12 40V42H16L17 39L15 40ZM54 38H55V37H54ZM65 38H66V40L69 39L67 36H66ZM70 38H72V37H70ZM95 38H94V39H95ZM99 38H98L97 40H99ZM101 38H100V40H101ZM112 38H113V40H111ZM131 38H132V37H131ZM131 38H130V39H131ZM134 38H135V37H134ZM134 38H132V39H134ZM137 38H139V37H137ZM143 38H144V37H143ZM157 38L155 39L156 42L158 41ZM178 38H177V40H180V39H181V38H179V39H178ZM192 38H191V39H192ZM24 39H25V38H24ZM24 39H23V40H24ZM94 39H92V40H94ZM139 39H140V38H139ZM139 39H138V41H139ZM145 39H146V38H145ZM145 39H143V40H145ZM154 39H153V41L155 42ZM169 39H170V38H169ZM169 39H168V40H169ZM173 39H174V38H173ZM225 39H226V40H229V39H230V40L226 43ZM13 40H15V41H13ZM23 40H21V42H20V41H19V42H20V43L23 42V45H26V44H24L25 40H24V41H23ZM28 40H29V41H32V40H30V39H27V43H28V44H29V41H28ZM34 40H35V39H34ZM37 40H38V39H37ZM63 40H65V39H63ZM72 40H74L73 43L76 41V39H74V38H73ZM72 40H71V41H72ZM84 40H86V39H84ZM84 40H82V41L84 42ZM100 40H99V41H100ZM102 40L100 41V43L102 42ZM135 40H136V38H135ZM140 40H141V42L139 41V43H136L134 40H132L133 42H135V43H134V44H135L134 47H136L138 44H139V46L142 45V44H140V43H142V42H143V45L145 44L144 41H143L142 39H140ZM174 40H175V43H176V45H177V42H176L177 40H176V38H175ZM174 40H173V41H174ZM187 40L189 41L190 38H188ZM187 40H186V41H187ZM197 40H196V41H197ZM199 40H200V41H199ZM223 40L225 41V43H226L227 45L224 44V41H223ZM71 41L69 42V40H68V41H66V43L69 42V44H71V46H73L72 43H71ZM77 41H80V38H79V40H77ZM86 41H87V40H86ZM94 41H95V40H94ZM94 41H93V43H92L93 45H94ZM110 41H109V42H110ZM130 41H131V40H130ZM132 41H131V43H132ZM138 41H137V42H138ZM151 41H152V40H150V44L152 43ZM163 41H164V40H163ZM165 41H167V40H165ZM165 41H164V42H165ZM181 41H182V39L180 40V42H181ZM188 41H187V43H188ZM12 42H11V43H12ZM33 42H34V41H33ZM63 42H64V41H63ZM83 42H80V43L83 44ZM87 42H88V41H87ZM91 42H92V41H91ZM91 42L89 41V43H91ZM95 42H96V41H95ZM103 42H104V41H103ZM118 42L116 41V45L118 44ZM145 42H148L147 39L145 40ZM154 42H153V43H154ZM156 42L154 43L155 45H156ZM158 42H159V41H158ZM160 42H159V43H160ZM164 42L162 43L163 45H164ZM169 42H171V44H173L172 39H170ZM169 42H168V43H169ZM199 42H200L202 45H201ZM25 43H26V42H25ZM30 43H31V42H30ZM75 43H76V42H75ZM97 43H98V41H97ZM97 43H95V45L97 46L96 49H99L98 51H101V50H100V48H101V47H100V44L97 45ZM113 43L110 42V44L107 43L106 45H114ZM127 43H128V45H127V44H126V45L129 47V45H130L131 43H130V44H129V42H127ZM165 43H166V42H165ZM178 43H179V41H178ZM9 44H10V43H9ZM13 44H14V43H13ZM67 44H68V43H67ZM69 44H68V45H69ZM78 44H79V43L77 42V45H78ZM85 44H86V43H85ZM103 44L105 45V43H103ZM147 44H148V43H147ZM150 44H149V45H150ZM154 44H153V45H154ZM193 44H195V45L193 46ZM198 44H200V45H198ZM229 44H230V43H229ZM235 44H237V43H235ZM241 44H242V46H244L243 43L237 44L238 46H237V45H236V46L239 48V45H241ZM244 44H245V42H244ZM21 45H22V44H19V43H18V46H19V47H21ZM29 45H30V44H29ZM63 45H64V47L68 46V45L65 46V43H62V50H64V49H63ZM74 45H75V44H74ZM79 45H81V44H79ZM79 45H78L79 48H80V47H82V48L85 47V46L83 47L84 44L81 45V46H79ZM95 45L93 46V49H94V47H96ZM131 45H132V44H131ZM143 45L141 46V48L143 47V49L145 50V53L148 52V55L151 56V58H150L151 61L153 60V59H152V57H153V56H152L153 53H155V52L158 50L157 53H155V55L159 54L158 52H159L160 48L162 47L161 44H159V45H160V48H159V49H156V50H153V49H152V50L155 51V52H152V53L150 52V53H149L150 50L146 51V49L148 48V47L146 46V44H145V46H143ZM153 45L151 44V46H153ZM167 45H168V44H167ZM203 45H204V46H203ZM214 45H216V46H214ZM219 45H220V46L222 45L223 47L226 46V47L222 48V47H219ZM230 45H231V44H230ZM230 45H229V46H230ZM233 45H234V44H232V46H233ZM245 45H246V44H245ZM18 46H17V47H18ZM88 46H89V45H88ZM88 46H87V47H88ZM114 46H115V45H114ZM118 46H119V44H118ZM127 46H124V47L122 46V47H123V48H127V49H129ZM139 46H137V47H139ZM151 46H149V49L152 48ZM165 46H166V45H165ZM170 46H172V45H170ZM234 46H235V45H234ZM234 46H233V48H234ZM19 47H18V48H19ZM89 47H90L89 50H91V49H92L91 46H89ZM98 47H100V48H98ZM104 47H105V46H104ZM104 47H103V45H102V49H103ZM112 47H113V46H112ZM116 47H117V46H116ZM132 47H133V46H132ZM132 47H130V48H132ZM144 47H147V48H144ZM150 47H151V48H150ZM174 47H175V46H174ZM180 47H181V46H180ZM208 47H206V48H208ZM230 47H231V46H230ZM237 47H236V48H237ZM67 48H71V47H67ZM82 48H81V49H82ZM114 48H115V47H114ZM114 48H113V49H114ZM153 48H154V47H153ZM155 48H158V46L155 47ZM162 48H163V47H162ZM165 48H171V47H168V46H167V47H164V48L161 49V50L163 51ZM204 48H205V47H204ZM204 48H202V49L204 50ZM216 48H213V49H216ZM220 48H222V49H220ZM242 48H243V47H242ZM242 48H241V50H242ZM81 49H79L80 52L78 51V53H81V51H82ZM107 49H109V48H107ZM116 49H117V48H115V50H116ZM121 49H122V48H121ZM121 49H120V50H121ZM127 49H126V50H127ZM139 49H140V48H138V50H139ZM194 49H195V48H193V51H192L193 53L191 52V50L188 52V56H189V57H190V54H191V56H193V55L196 53V52H195L196 49H195V50H194ZM213 49H212V50H213ZM224 49H225V50H224ZM239 49H240V48H239ZM85 50H86V49H85ZM89 50H86V51H89ZM104 50H105V49H104ZM115 50H114V51H115ZM117 50H119V47H118ZM120 50H119L118 52H120ZM123 50H125V49H123ZM135 50H136V49H135ZM152 50H151V51H152ZM169 50H170V49H169ZM178 50H179V49H178ZM208 50L210 51L211 49H207V50L205 49V51H208ZM219 50H218V53H217V54H218L217 57H214V56L216 55V53L213 54V55H214L213 57L216 58V59H218L217 61H216V59L212 58V56H210L209 53H210V52L213 53L212 51H210L209 53H207V52L204 51L205 54H206V55L209 54V56H208V55H207V56L211 58V59H209V58L207 57L208 59H207V58L205 59L206 55H205V57L203 58V55H204V54L202 55V52H198V51L196 50L198 53H201V56H200V54H199V56H200V58L202 57L203 59H200V58L197 56V55H198V54H197V55H196V56H197L196 58H199L200 60L198 59V61H192V62H191V61H190L191 59H192V60H196V59L194 58L195 56H194L193 58L190 57L191 59H189V57L187 56V57H188V61H189V63L186 61V62H187V65H186V63H185L184 61L187 60V57L185 56L186 58H185V60H183V63H185V65L182 63L184 67H183V66H180V65H182V64H180L181 62H180V63L176 62V61H178V59H176V58H178L179 54L174 53L175 55H178V56L175 58L176 61H174V59H172V58L174 57V56H173L174 54L172 53V56H171V53L168 54V53H169L168 50H164L165 53H167V54L165 55L166 57H165L164 55H163V56L161 55L160 57H162V58H163V57H164V58H167V57H168L167 55H169L168 58H169L170 60H169V61L167 60V61H166V64H167V62L172 63V61H174V63L172 64V66H171L170 69H167V72H166L164 66H163V67H164V70H162V69H161V70L166 72V74H165V72H163V74L166 75L167 79L170 78V77L167 76V75H169V74H167V73H170V72L173 71V73H174L175 76H176V74H177L176 78H175V76H174L173 74H171L172 79H173V76H174L175 81H174V79H173V82L175 83V82H176V79H177V77H178V75L180 76L181 71H183V75H184V70H186V68H188V69H191V68H192V70H191V71L189 70V71H190V72L193 71L192 73L195 74V75L193 74V76H195V77L197 78V80L199 81V80L201 79V75H200V74H202L200 71L203 72V70H202V69L200 70V68H201V67H204V65L207 64V63H209V64L212 66V63H213V62H214V63H215V61L218 62L219 59H220V57H222L223 55L226 54V53L224 54V53L220 52V54L222 53L223 55H219ZM228 50H229V51H228ZM228 50H227L226 52H230V53H231L232 50H231V51H230V49H228ZM83 51H84V49H83ZM86 51H85V52H86ZM106 51H108V52H107L108 54H105V53H104V54L107 55L108 60H109V56H113V58H114V55H115V54L117 55V53H118V52L116 51V53L114 52L115 54H113V52H111V51H113L112 49H111V51H110L111 53H109V50H106ZM128 51H129V50H127V51H125V52L127 53ZM132 51H133V50L131 49V52L129 51V53H132ZM162 51H160V54H163L164 51H163V52H162ZM167 51H168V52H167ZM199 51H200V49H199ZM201 51H202V50H201ZM63 52H64V51H62V53H63ZM91 52L93 53V52H95V50H93V51L91 50ZM121 52H122V50H121ZM123 52H124V51H123ZM125 52H124V53H125ZM134 52H135V51H134ZM136 52H138V51L136 50ZM140 52H141V50H140ZM177 52L179 53V51H177ZM186 52H187V50H186ZM186 52H185V53H186ZM190 52H191V53H190ZM194 52H195V53H194ZM204 52H203V53H204ZM214 52H217V50H216V51L214 50ZM62 53H61V54H62ZM78 53H77V54H78ZM83 53H84V52H83ZM92 53H91V54H92ZM102 53H103V52L101 51V53H99V54L101 55ZM141 53H142V52H141ZM165 53H164V54H165ZM85 54H86V53H85ZM96 54L99 55L98 53H96ZM96 54H95V55H96ZM109 54H110V55H109ZM111 54H113V55H111ZM118 54H119V53H118ZM136 54H137V53H135V55H136ZM150 54H152V55H150ZM89 55H90V54L88 53V54L85 55V56H89ZM92 55H93V56H91V57H95V58H96V56H95L94 54H92ZM102 55H103V54H102ZM105 55H103V56H105ZM108 55H109V56H108ZM120 55H121V53L119 54V56H120ZM126 55H127V54H126ZM133 55H134V54H133ZM142 55H143V54H142ZM144 55H145L146 58L148 57L146 54H144ZM186 55H187V53H186ZM226 55H227V56H230V55H228V54H226ZM226 55H225V57L227 58ZM63 56H64V54H63ZM63 56H62V58H63ZM85 56H84V57H85ZM103 56H101V58H102L103 63H104V62H106V61H108V60H107V58H106V60H104V59H103ZM121 56H123V53H122ZM127 56H128V55H127ZM130 56H131V58L134 57V56H132V55H130ZM89 57H90V56H89ZM99 57H100V56H99ZM115 57H116V56H115ZM117 57H118V55H117ZM128 57H129V56H128ZM136 57H137V55H136ZM158 57H159V56L157 55V56H156V60H158V59H157ZM171 57H172V58H171ZM180 57H182V55H180L179 58H180ZM225 57H224V58H225ZM57 58L62 59V58L59 57V56H57ZM86 58H87V57H86ZM101 58H99V59H100V60H99L100 62H102V61H101ZM104 58H105V57H104ZM110 58H111V57H110ZM118 58H119V57H118ZM118 58H117V59H118ZM120 58H121V57H120ZM124 58H125L126 60H128L129 62H131L132 60H136L135 57H134L135 59L126 58V57H124ZM124 58L122 57L123 61H124ZM153 58H154V57H153ZM162 58H161V59H162ZM164 58H163V59H164ZM224 58L222 57V59H224ZM232 58H233V57H232ZM91 59L94 60V62H95V64H96V61H97V60L95 61V59H93V58H91ZM97 59H98V58H97ZM122 59H121V60H122ZM130 59H131V61H130ZM138 59H139V58H138ZM147 59H148V58H147ZM159 59H160V58H159ZM163 59H162V60H163ZM180 59L182 60V58H180ZM180 59H179V61H181ZM212 59H213L214 61H213ZM222 59H220V62H221ZM227 59L232 60L231 57H229V58H227ZM227 59H224V61L227 60ZM16 60H17V59H16ZM62 60H63V59H62ZM64 60H65V59H64ZM87 60H88V59H87ZM111 60H112V58H111ZM113 60H114V59H113ZM139 60H140V59H139ZM148 60H149V59H148ZM156 60L154 59V61H156ZM165 60H166V59H165ZM171 60H172V61H171ZM84 61H85V59H84ZM109 61H110V60H109ZM118 61H120V60H118ZM149 61H150V60H149ZM154 61H153V62H154ZM222 61H223V60H222ZM233 61H236V60H233ZM233 61H231V62H233ZM59 62H61V60H60ZM64 62H65V61H64ZM86 62H87V61H86ZM115 62H117V61H115ZM121 62H122V61H121ZM125 62H126V61H125ZM125 62H124L123 64H126V63H127V62H126V63H125ZM143 62H144V60H143ZM146 62H147V61H146ZM153 62H151V64H153ZM156 62H157V61H156ZM159 62H160V61H158L157 64H158ZM164 62H165V61H164ZM175 62H176L177 64H179V66L181 67L180 69L178 68L179 66L177 67V64H175ZM220 62H219V63H220ZM231 62H230V63H231ZM237 62H238V61H236V63H237ZM62 63H63V61H62ZM62 63H60V64L62 65ZM84 63H85V62H84ZM88 63H90L89 60H88ZM97 63H99V62H97ZM107 63H108V62L105 63V66H106ZM119 63H120V62H119ZM137 63H139L138 60H137ZM148 63H149V62H148ZM148 63H147V64H148ZM162 63H163V62H162ZM162 63H160V64L163 65ZM169 63H168V65H169ZM224 63L228 64V63H229V60H228V62H222V64H224ZM60 64H58V61H57L56 68H60V69H59L60 72H63L66 68L63 67L64 70H62V69H61L62 67H61ZM86 64H87V63H86ZM91 64H92V63H90V65H91ZM99 64H100V63H99ZM101 64H102V63H101ZM111 64H112V62H111ZM115 64H116V63H115ZM131 64H132V62H131L129 65H128V64H126V65L129 66V67L132 66V65H134V67L136 66V65H135L136 62H135V64H132V65H131ZM139 64H141V60H140V63H139ZM139 64H138V65H139ZM155 64H156V63H155ZM155 64H154V65H155ZM157 64H156V65H157ZM160 64H158L157 67L161 66ZM209 64H207L208 67H209L208 70H209V69H210V70H215V65H216V63H215V65L213 64L214 66H212V67L209 66ZM226 64H224V65H226ZM231 64H232V63H231ZM231 64H230V65H231ZM57 65H58V66L60 65V67H57ZM63 65L66 67L67 64L65 65V63H63ZM93 65H94V64H93ZM112 65H113V64H112ZM116 65H117V64H116ZM119 65H120V64H119ZM154 65H152V70H153V71H154V69H153V66H154ZM164 65H165V64H164ZM170 65H171V64H170ZM207 65H206V66H207ZM220 65H221V63H220ZM224 65H221V66H223L222 68L224 69V71H226V72L228 71V72H229L230 70H227V69H228L227 67H229L230 65H226L225 68H224ZM91 66H92V65H91ZM94 66H95V67H96V66L98 67V65H94ZM103 66H104V64H103ZM103 66H102V68H103ZM105 66H104V67H105ZM108 66L111 67V66H110V63H109V65H107L106 67L108 68ZM121 66H122V65H121ZM165 66H166V65H165ZM175 66H176L177 68H176ZM231 66L233 67V65H231ZM253 66H254V68H255V67H256L257 69L259 68V67H257V65H253ZM99 67H101V65H100ZM106 67H105V68H106ZM129 67H127L128 70H129ZM137 67H140V66H137ZM150 67H151V66H150V64H149V68H150ZM163 67H162V68H163ZM172 67H175V68H173L174 70L172 69ZM199 67H200V68H199ZM213 67H214V69H213ZM218 67H220L219 64H218ZM218 67H217V69H218ZM232 67H231V68H232ZM107 68H106V69H103V72L105 71V72H104L105 74L107 73V72H106ZM112 68H113V67H112ZM112 68H111V69H112ZM117 68H119V66H118ZM127 68H126V69H127ZM132 68H133V67H132ZM141 68H142V65H141ZM143 68H144V67H143ZM145 68H146V67H145ZM154 68H155V67H154ZM166 68H167V67H166ZM168 68H169V67H168ZM198 68H199V70H198ZM204 68H205V67H204ZM211 68H212V69H211ZM222 68L220 69L221 71L223 70ZM226 68H227V69H226ZM246 68H247V67H246ZM256 68H255V69H256ZM54 69H55V68H54ZM93 69H94V68H93ZM93 69H92V70H93ZM111 69H110V70H111ZM113 69H114V68H113ZM122 69H123V68H122ZM138 69H139V68H138ZM150 69H151V68H150ZM155 69H156V68H155ZM171 69H172V71H169V70H171ZM225 69H226V70H225ZM229 69H230V68H229ZM234 69H235V68H234ZM257 69H256V70H257ZM51 70H52V69H51ZM96 70L98 71V69H96ZM96 70L94 69L93 72H95ZM100 70H101V69H100ZM100 70H99V72H98L97 75H99V73L101 72ZM108 70H109V68H108ZM114 70H115V69H114ZM124 70H125V69H124ZM128 70H126V71H128ZM131 70H132V69H131ZM197 70L199 71L200 74L198 73ZM205 70H206V69H205ZM205 70H204V72H205ZM210 70H209V71H210ZM231 70H232V69H231ZM57 71H58V70H57ZM157 71H158V72H157ZM189 71L186 70L185 73H186V72H189ZM195 71H197V74H198L197 76H199L200 79L196 76V72H195ZM209 71H208V72L206 71L205 73H206V74L208 73V75L210 76L212 72H209ZM221 71H220V73H221ZM224 71H223V72H224ZM232 71H234V70H232ZM58 72H59V71H58ZM103 72H101V74L104 75V76H106ZM111 72H113V71H111ZM115 72H116V71H115ZM131 72H132V71H131ZM131 72H130V74H133V73H131ZM137 72H138V70H137ZM145 72H146V71H145ZM151 72H152V71H151ZM151 72H150V73H151ZM175 72H176V74H175ZM204 72H203V73H204ZM217 72H219V70H217L216 73H217ZM223 72H222V73H223ZM51 73H52V72H51ZM116 73H117V72H116ZM118 73H119V72H118ZM118 73H117V74H118ZM124 73H125V72H124ZM147 73H148V72H147ZM152 73H154V75L156 74V75H159V76H160V75H161V76L163 75V74H161V73L158 74V73H159V69H156V73H155V72H152ZM192 73H191V74H192ZM209 73H210V74H209ZM214 73H215V72H214ZM214 73H212L211 77H212L213 75H215ZM233 73H236V72L234 71ZM233 73H232V74H233ZM54 74H55V73H54ZM107 74H108V73H107ZM109 74L112 75V73H110V71H109ZM114 74H115V73H114ZM121 74H123V73H121ZM125 74H127V73H125ZM134 74H136V71H135ZM141 74H142V73H141ZM141 74H138V76L141 75ZM148 74H149V73H148ZM217 74H218V73H217ZM50 75H51V74H50ZM52 75H53V74H52ZM111 75H110V76H111ZM119 75H120V73H119ZM119 75H118V76H119ZM127 75H128V74H127ZM154 75H153V76H154ZM183 75L181 74V76H183ZM202 75H203V74H202ZM220 75H221V74H220ZM220 75L218 74L219 77H220ZM226 75H227V74H226ZM226 75L223 76V77H227ZM56 76H57V75H56ZM99 76H100V75H99ZM143 76H144V75H143ZM145 76H147V74H145ZM149 76H150V74H149ZM153 76L151 75L152 78H153ZM159 76H156V77H154L153 79L156 81L157 78L159 79ZM169 76H170V75H169ZM181 76H180V77H181ZM186 76H187V75H185V77H186ZM188 76H189V74H188ZM203 76H204V75H203ZM203 76H202V77H203ZM206 76H207V75L204 76V77H205L204 80H205L206 78L208 79V77H206ZM221 76H222V75H221ZM228 76H230V75H228ZM232 76H233V75H232ZM232 76H231V78L229 77V80L232 79ZM54 77H55V76H54ZM95 77L99 78V77L96 76V75H95ZM95 77H94V79H97V78H95ZM107 77H108V75H107ZM107 77H106V79H107ZM125 77H126V76H125ZM132 77H133V75H132ZM141 77H142V75H141ZM151 77H150V78H151ZM162 77L165 78L164 76H162ZM162 77H160V78H162ZM180 77H178V78H180ZM189 77H190V76H189ZM195 77H194V78H191V77H190L192 80H190V79L187 78V77H186V78L189 79L190 81H194V80H195ZM211 77H209V78H211ZM223 77H222V78H223ZM90 78L92 79L91 76H90ZM90 78H89V79H90ZM114 78H115V77H114ZM121 78H124V76H122ZM134 78H135V76H134ZM145 78L147 79V77H145ZM145 78L143 79V82L145 81ZM150 78H148V79L150 80ZM155 78H156V79H155ZM212 78H213V77H212ZM214 78H216V76H215ZM214 78H213V79H214ZM40 79H41V78H40ZM40 79H39V80H40ZM54 79H55V78H54ZM91 79H90V80H91ZM94 79H93V80H94ZM101 79H102V78H101ZM104 79H105V77L103 78V80H104ZM108 79H109V78H108ZM108 79H107V80H108ZM111 79H112V78H111ZM111 79H110V80H111ZM124 79H125V78H124ZM167 79L165 78V79H163V80H167ZM184 79H185V78L182 77V80H184ZM225 79H227V78H225ZM225 79H224V80H225ZM93 80H92V81H93ZM112 80H113V79H112ZM126 80H127V82H128V79H126ZM131 80H134V79L131 78ZM137 80H138V79H137ZM161 80H162V79H159V81H161ZM170 80H171V79H170ZM182 80H179V81L182 82ZM189 80H188V81H189ZM197 80H196V81H197ZM211 80H212V79H211ZM211 80H208V81L210 82ZM227 80H228V79H227ZM229 80H228V81H229ZM96 81H97V80H96ZM96 81L94 80L95 83H97ZM104 81H106V80H104ZM104 81L102 82V84H104ZM115 81H118V79L115 80ZM115 81H113V82H115ZM141 81H142V80H141ZM146 81H147V80H146ZM152 81H153V80H152ZM155 81H154V82H155ZM159 81H156V84L153 82L154 87L152 86L153 84H152V85L149 84V88L151 87V88H152V91H153L154 89H155V90H158V89H156V87H155V86H157V84H158L159 89H160V84H159V83H161V82H159ZM179 81H178V82H179ZM185 81H186V80H185ZM185 81H184V83H185ZM196 81H195V82H196ZM198 81H197V82H198ZM208 81H207V82H208ZM221 81H222V79H221ZM221 81H220V82H221ZM236 81H237V80H236ZM88 82H89V81H88ZM94 82H93V83H94ZM113 82H112V83H113ZM120 82H123V81H121V79H120ZM133 82H135V81H133ZM133 82H132V84H133ZM149 82H150V81H149ZM157 82H159V83H157ZM166 82L169 83V81H164V83H166ZM171 82H172V81H170V83H171ZM180 82L178 83L179 88L177 87V89H179V91H178L177 89H176V91H175L174 86H176V85H174V84L172 83L173 87H171L170 84H169V86H170L171 88L174 89V91H173L174 94H169V96L166 95V94L169 93L168 90H167V89L169 88V86H167V87H168L167 89H164V91L161 90V92H163V93L166 92V90H167V93L163 94L164 96H162V98H160L159 100H157L158 98H156V99L153 98V97L157 96V95H155V94H154L155 96L152 97V98H153V101H156V100H157V101L159 102V105L157 104V102H152V103H155L156 105H155V104H152V103L150 102L149 104H151V106L148 105L150 109H151V107H153L152 105H155V108H152L153 110H156V108L159 109L160 104H161V106L163 105V103H160V102H164V104H165V102H166L165 106L167 105V107H168V109H169V111H167V113H166V112H163L164 114H162L160 111H158L159 113L157 112V114L161 115V116H158V117H157L158 119H160V117H161V119L159 120L160 122H161V120H162V121L165 120V122H166V120H168L166 123L169 125V124L171 123L169 120L172 119V118H173V120H174V116H175L176 118H178L179 116H180V117H181V116L183 117V115H184L185 113L187 114V112H189V111H188L189 108L186 110V108H184V107H183V109H185V112H184L183 109H179V110H177V109H178L177 107H176V108H177V109H176L177 111H174V112H173V110H175V107H174V106L178 103V99L180 100V97H178V98L176 99L177 101L173 100L174 98H176V96H179V95H177V94H179V93L181 92L180 95H182V97L185 96V97H184V98H185V99H184L185 102L188 101L189 98H191V96H192V98L196 96V95L194 96V92H193V91H195V90H192V87H191V85H190V82L187 83V81H186L187 85H182V84H184V83L180 84ZM195 82H193V83L195 84V86H197V83H195ZM199 82H201V80H200ZM199 82H198V84H199ZM205 82H206V81H205ZM207 82H206V83H207ZM212 82L214 83L215 81H212ZM220 82L217 83V80H216V82H215L216 84H214V85H215V86H216V85H219V87H220V85H222V83L220 84ZM230 82H231V83H230ZM234 82H235V81H233V83H234ZM240 82L242 83L243 81H240ZM24 83H25V82H24ZM91 83H92V82H91ZM95 83H94V84H95ZM107 83L109 84V81H107ZM124 83H125V82H124ZM135 83H136V82H135ZM151 83H152V82H151ZM186 83H185V84H186ZM191 83H192V82H191ZM223 83H224V81H223ZM87 84H88V83H87ZM94 84H93V85H94ZM98 84L101 85L100 83H98ZM98 84H97V85H98ZM138 84H139V83H138ZM142 84H143V83H142ZM179 84H180V85H179ZM203 84H204V82L202 83V86H203ZM224 84H225V83H224ZM224 84H223V85H224ZM227 84H228V83H227ZM227 84H226V85H227ZM230 84H232V81H229V85H227V87H231ZM242 84H243V83H242ZM25 85H26V87L29 86L27 83H26ZM112 85H113V84H112ZM115 85H116V86H115ZM115 85H113V86L117 87V84H115ZM123 85H124V84H123ZM126 85H127V84H126ZM135 85H137V84H135ZM139 85H140V84H139ZM143 85H144V84H143ZM163 85L165 86L166 84H162V86H163ZM188 85H190V86H188ZM199 85H201V83H200ZM209 85L215 87V86L212 85L211 83L208 84V85H207V84H206V85L204 84L203 87H205V86L207 87V86H209ZM232 85L234 86V84H232ZM235 85L237 86V83H236ZM244 85H246V84H244ZM248 85H249V84H247V87L249 88ZM102 86H103V85H102ZM110 86H111V84H110ZM121 86H122V85H121ZM124 86H125V85H124ZM158 86H157V87H158ZM192 86H193V85H192ZM195 86H193V87H195ZM202 86H201V87H202ZM211 86H209V87H211ZM239 86H240V89H243V88H241V84H240V85L238 84V87H239ZM26 87H25V88H26ZM88 87L91 88V86H88ZM111 87H112V86H111ZM115 87H114V88H115ZM118 87H120V85H119ZM125 87H127V86H125ZM125 87H123V90H124ZM133 87H135L134 84H133ZM136 87H137V86H136ZM141 87H143V86H141ZM144 87H145V86H144ZM144 87H143V89H141V90H143V91L148 90V89L144 90ZM188 87H189V89H188ZM190 87H191V90H192V91L190 90ZM223 87H224V86H223ZM247 87H246V88H247ZM97 88H98V87H97ZM100 88H101V87H100ZM102 88H103V87H102ZM130 88H131V87H130ZM139 88H140V87H139ZM153 88H154V89H153ZM163 88H164V87H163ZM163 88H161V89H163ZM171 88H170V91H171ZM196 88H198V87H196ZM196 88H195V89H196ZM217 88H218V86L215 88L216 93L213 92V94H217V92L221 94V92H219L220 90H219V91L216 90ZM221 88H222V87H221ZM234 88L236 89V87H234ZM94 89H95V88H94ZM112 89H113V88H112ZM121 89H122V88H121ZM121 89H120V93H119V94H118V93L115 94V96H117V97L114 96L113 98H109V99H107V100H108L107 102H109V100H111V101L113 100L111 103L114 105L116 102L119 101L118 99L121 100V98H122L121 92L123 91V90H121ZM127 89H128V90H126V88H125L124 91H127V93H128V91H130V90H129L128 87H127ZM134 89H136V88H134ZM134 89H131V91L133 92ZM201 89H202V88L198 89V91L201 90ZM203 89H207V88H203ZM211 89H212V87H211ZM223 89H224V88H223ZM230 89H231V88H230ZM230 89H228V90H226V91H230ZM27 90H28V88H27ZM96 90H97V89H96ZM96 90H95V91H96ZM99 90H101V89H99ZM106 90H107V89H106ZM109 90H110V89H109ZM114 90H115V89H114ZM138 90H139V89H138V87H137V89L135 90V92L137 91L136 93H138V92L141 91V90H140V91H138ZM155 90H154V92H155ZM189 90H190L191 92H190ZM196 90H197V89H196ZM209 90H210V89H209ZM212 90H213V89H212ZM224 90H225V89H224ZM232 90H233V89H232ZM237 90H238V89H237ZM97 91H98V90H97ZM97 91H96V92H97ZM103 91H104V90H103ZM107 91H108V90H107ZM111 91H112V90H111ZM148 91H149V90H148ZM152 91H151V92H152ZM159 91H160V90H158V92H159ZM177 91H178V92H177ZM188 91H189L190 94L188 93ZM213 91H214V90H213ZM238 91H239V90H238ZM98 92H99V91H98ZM109 92H110V91H109ZM118 92H119V91H118ZM173 92H171V93H173ZM192 92H193V93H192ZM201 92H202V91H201ZM201 92H199V93H201ZM204 92H205V91H203V93H204ZM208 92H209V91H208ZM210 92L212 93V91H210ZM230 92L233 94L235 91H234V92L230 91ZM99 93H100V92H99ZM105 93H106V92H105ZM123 93H126V92H123ZM129 93L131 94V92H129ZM141 93L143 94V92H141ZM148 93L150 94V91H149V92H146V94H148ZM156 93H157V91H156ZM191 93H192V94H191ZM195 93H196V91H195ZM203 93H201L200 95L203 96ZM211 93H210L209 95H208V94H207V95L205 94L206 97L208 96L207 98L204 96V97H205V100H206V99H209V97L212 96ZM225 93H226V92L224 91L223 94L225 95ZM96 94H97V93H96ZM130 94H129V95H130ZM132 94L134 95V93H132ZM132 94H131V95H132ZM146 94H145V95H146ZM157 94H158V95L160 94V96L162 95L160 92L157 93ZM220 94H217V95H214V96L217 97V96L220 95ZM118 95H121V98H120ZM126 95H128V94H126ZM135 95H137V94H135ZM139 95H140V93H139ZM145 95H143V96H145ZM152 95H153V94H151V96H152ZM165 95H166V97H165ZM183 95H184V96H183ZM189 95H191V96H189ZM197 95H198V94H197ZM200 95H199V96H200ZM228 95H229V92H228ZM228 95H227V96L225 95V99H226V97H228ZM230 95H231V94H230ZM173 96H175V97H173ZM201 96H200V97H201ZM232 96H233V95H232ZM232 96H229V99H230ZM102 97H103V96H102ZM118 97H119V98H118ZM123 97H124V96H123ZM133 97H134V96H133ZM135 97H136V101H138V100H137V97H138V96H135ZM163 97H164V98H163ZM188 97H189V98H188ZM197 97H198V96H197ZM200 97L198 98V99H200V101H199V100L197 101V99H196L195 102L192 101V103H195L194 106L198 104V106L200 107L201 103H200V105H199V102H202V100L204 99L203 97H202L203 99H201ZM220 97L223 98V95L221 94V96H218L217 98H215V100H213L214 97H212L213 99L210 97V99H212V100L214 101L213 104H216V103H217V102L215 103L216 99L218 100V99H220ZM234 97H235V95H234ZM117 98H118V99H117ZM140 98H142L141 95H140ZM195 98H196V97H195ZM195 98H194V99H195ZM236 98H237V97H236ZM236 98H235L236 101H237V100L240 101V99H236ZM105 99H106V98H105ZM133 99H134V98H133ZM143 99H144V97H143ZM143 99L141 100V102H143ZM146 99H147V98H146ZM154 99H155V100H154ZM181 99H182V98H181ZM194 99H192V100H194ZM210 99H209V100H210ZM227 99H228V98H227ZM227 99H226V100H227ZM128 100H129V97H128ZM130 100H131V99H130ZM163 100H164V101H163ZM165 100H166V101H165ZM220 100H221V99H220ZM232 100H233V99H232ZM232 100H230V102H231ZM121 101H122V100H121ZM123 101H124V100H123ZM132 101H133V100H132ZM134 101H135V100H134ZM134 101H133V102H134ZM136 101H135V102H136ZM148 101H152V100H149V98H148ZM148 101H147V102H148ZM169 101H171V102H169ZM181 101H183V99H182ZM221 101H222V100H221ZM236 101H233V103H235ZM104 102H105V101H104ZM104 102H103V103H104ZM113 102H114V103H113ZM125 102H127V101H125ZM135 102H134V104L137 103V102H136V103H135ZM144 102H146V101L144 100ZM167 102H168V104L171 103L172 105H173L174 102H177V103H176V104L174 103V105H173V107H172L170 104L168 105ZM190 102H191V100H190ZM208 102H210V101H208ZM230 102H229V104H230ZM111 103L109 102L110 105H111ZM127 103H128V102H127ZM127 103H126V104H127ZM130 103H131V102L129 101V104H130ZM179 103H180V101H179ZM179 103H178V104H179ZM182 103H183V102H181V104H182ZM203 103H204V102H203ZM203 103H202V104H203ZM227 103H228V101H227ZM237 103H238V102H237ZM237 103H235V104H237ZM240 103H241V102H240ZM107 104H108V103H106L104 106L106 107ZM117 104H118V103H116V105H117ZM184 104H186V105L189 104V105H190L189 107H191V110L194 108V107L191 105V103H189V101H188V103H184ZM204 104H206V102H205ZM211 104H212V101H211ZM213 104H212V106H213ZM217 104H218V103H217ZM235 104H233L234 107H235ZM100 105H101V104H99L98 106L100 107L99 109L101 110L102 105H101V106H100ZM118 105H119V104H118ZM120 105L123 106V105H124L123 102H122V104H120ZM127 105H128V104H127ZM130 105H131V104H130ZM179 105H180V104H179ZM186 105H185V106H186ZM209 105H210V104H208V106H209ZM227 105H228V104H227ZM231 105H232V104H231ZM94 106H95V104H94ZM114 106H115V105H114ZM132 106H133V105H132ZM137 106H138V103H137ZM142 106H143V105H142ZM142 106H141V107H142ZM148 106H147V107H148ZM165 106L163 105V107H165ZM182 106H184V105H182ZM187 106H188V105H187ZM187 106H186V107H187ZM208 106H207V107H208ZM214 106L217 107L216 105H214ZM214 106H213V111H212V113H211L212 115H209V112H208L209 109H208V110L205 109V108H207V107H205V106H204L205 108L202 107V108H203V111H204L203 114H206V111H207V113H208V114H206L207 116L204 115V117H206V118L208 119V121H207V120H203V119L201 118V117L203 116L202 113H199L201 117H200V116H199V117H198V116L195 117V116H194V115H195V114H194L195 111H194V113H193L194 115L192 114V116H194L195 118H201L203 121L208 122V123H207L208 125H210L209 123H211V122L213 121V118L216 119V117L213 116V115H214L213 113H214V111H215L217 108H215ZM236 106L239 107V104L236 105ZM92 107H93V106H92ZM92 107H91V108H92ZM108 107H109V106H108ZM116 107H117V106H116ZM129 107H131V106H129ZM134 107H135V106H134ZM169 107H172V109L169 108ZM179 107H180V106H179ZM192 107H193V108H192ZM199 107H198V109H199ZM91 108H90V109H91ZM106 108H107V107H106ZM112 108H113V107H112ZM112 108H111V109H112ZM118 108H120V106H119ZM118 108H116V109H118ZM131 108H132V107H131ZM144 108H145V107H144ZM149 108H148V111L150 110ZM173 108H174V109H173ZM196 108H197V107H195L194 110H195ZM208 108H210V106H209ZM211 108H212V107H211ZM214 108H215V109H214ZM94 109H96L97 112H98V108H97V107L92 109V110L95 112ZM113 109H114V108H113ZM113 109H112V111H113ZM116 109H114V111H115ZM133 109H134V111H135V110H136V107L133 108ZM137 109H138V108H137ZM139 109H140V108H139ZM146 109H147V108H146ZM164 109L167 110L166 107H165ZM164 109L162 108L163 111H166V110H164ZM102 110H103V108H102ZM107 110H108V108H107ZM107 110H106V111H107ZM118 110H119V109H118ZM118 110H116V111H118ZM120 110H121V109H120ZM159 110H161V109H159ZM200 110H201V109H200ZM205 110H206V111H205ZM211 110H212V109H211ZM211 110H210V112H211ZM228 110H229V109H227V110L225 109L226 112H227ZM93 111H91V112L93 113ZM108 111H109V110H108ZM108 111H107V112H108ZM116 111H115V112H116ZM138 111H139V110H138ZM144 111H145V110H144ZM151 111H152V110H151ZM186 111H187V112H186ZM216 111H218V110H216ZM225 111H224V112H225ZM231 111H232V110H230V113H231ZM233 111H234V110H233ZM104 112H105V111H104ZM136 112H137V111H136ZM152 112H153V111H152ZM192 112H193V111H192ZM196 112H198V111L196 110ZM224 112H223V113H224ZM69 113H70V114H69L70 116L73 114L72 112H69ZM121 113H123L122 110H121ZM132 113H133V111H132ZM140 113H141V112H140ZM140 113H138V114H140ZM154 113H156V112L154 111ZM154 113H153V114H154ZM172 113L177 114L178 117H177L176 115H172ZM190 113H191V112H190ZM217 113H218V112H217ZM217 113H216V115H217ZM220 113H221V112H219V115H220ZM230 113H227V114H230ZM133 114H134V113H133ZM142 114H143V113H142ZM144 114H145V113H144ZM149 114H151V112H150V113H147V115H146V114L143 115V117L141 116L142 119H143V118H146L147 116H150V118H149V120H150L153 114H151V115H149ZM201 114H202V115H201ZM224 114L227 116V117H226V116L224 115L225 118H228V115H227L226 113H224ZM73 115H74V114H73ZM73 115H72V116H73ZM121 115H122V114H121ZM135 115H136V114H135ZM154 115H155V114H154ZM196 115H197V113H196ZM208 115H209L210 117H209ZM231 115H232V114H230L229 116H231ZM2 116L4 117V115H2ZM2 116L0 117L1 119L3 118ZM9 116H10V115H9ZM9 116L7 115V117L10 119L11 116H10V117H9ZM129 116H130V115H129ZM138 116H139V115H138ZM138 116H136V118H138ZM156 116H157V115H156ZM156 116H155V118H156ZM186 116H187V115H186ZM186 116H185V118H183V119L188 118V117H186ZM220 116L224 117L223 114H221ZM220 116L217 118L218 120L216 119L215 122L218 123V121H220L219 119H223V118L220 117ZM7 117L5 116V118H3V119L6 120ZM117 117H118V116H117ZM117 117H116V118H117ZM180 117H179V119H180ZM190 117H191V116L189 115L188 121H186L187 119L185 120V122H187V124H188V122H189V119L192 118V117H191V118H190ZM208 117H209V118H208ZM261 117H264V116L262 115ZM12 118H13V116H12ZM119 118H120V117H119ZM133 118H134V120H135V117H133ZM152 118H154V117H152ZM157 118H156L155 120H157ZM9 119H8V120H9ZM100 119H101V118H100ZM121 119H122V117H121ZM138 119H139V121L142 120L141 118H138ZM204 119H205V118H204ZM211 119H212V121H211ZM8 120H6V121H8ZM123 120H124V119H123ZM134 120H133V121H134ZM136 120H137V119H136ZM136 120H135L134 122H133L132 120H131V121L135 124ZM147 120H148V118H147ZM149 120H148V121H149ZM155 120L152 119V120H150V121H151V122H154ZM177 120H178V119H177ZM177 120L175 119L174 121H177ZM180 120H181V119H180ZM180 120H178L176 123L179 124V121H180ZM197 120H198V119H197ZM259 120L263 121L262 118L259 119ZM128 121H129V120H128ZM157 121H158V120H157ZM171 121H172V120H171ZM174 121H172V122L174 123ZM209 121H210V122H209ZM12 122H13V121H12ZM12 122H9V123H12ZM125 122H126V121H125ZM125 122H124V126L127 125V123H125ZM129 122H130V121H129ZM129 122H128V123H129ZM141 122H142V124H143V121H141ZM185 122H184V123H185ZM198 122H200V120H198ZM198 122H197V123H198ZM215 122H214V124H215ZM133 123H132V124H133ZM136 123H137V122H136ZM148 123H150V122H148ZM155 123H156V122H154L153 124H155ZM162 123H163V122H162ZM162 123H161V125H163V126L166 125V124L164 125V123H163V124H162ZM181 123H183V122H181ZM201 123H202V121H201ZM201 123H199V124H201ZM29 124H30V123H29ZM102 124H103V123H102ZM140 124H141V123H140ZM140 124L138 123L137 126H136V124H135V126L138 128V125H139V126L142 125V124H141V125H140ZM150 124H151V123H150ZM150 124H149V125H150ZM153 124H152V125H153ZM189 124H191V121L189 122ZM189 124H188V125H189ZM192 124L196 125V123H192ZM199 124H197L198 127H200ZM202 124H206V123H202ZM218 124H221V123H218ZM222 124H223V123H222ZM222 124L220 125V126H222V127L226 125V123H224L223 125H222ZM227 124H228V123H227ZM59 125H61V124H59ZM59 125H58V126H59ZM64 125H65V124H64ZM99 125L101 126V124H99ZM128 125L130 126L131 124L129 123ZM152 125H150V126H152ZM156 125H157V124H156ZM170 125H171L172 127L177 126V125H174V126H173L172 123H171ZM170 125H169V126H170ZM194 125H193V126H194ZM197 125H196V126H197ZM208 125H206V126H208ZM215 125H216V126H215ZM215 125H214L215 127L218 126L217 124H215ZM104 126H105V125H104ZM109 126H110V125H109ZM111 126H112V125H111ZM111 126H110L108 129H110V128H112V127L114 126L113 130L116 131V130H115V125H113L112 127H111ZM154 126H155V125H153L152 129L156 127V126H155V127H154ZM163 126H161V127H163ZM169 126H168V127H169ZM171 126H170V127H171ZM179 126H183V125H179ZM179 126H177V128L180 129L181 127H179ZM196 126L193 127V128L195 129ZM204 126H205V125H204ZM210 126L212 127V123H211ZM210 126H209V127H210ZM22 127H23V126H22ZM59 127L61 128L62 125L59 126ZM59 127H56V128H57V131H58V130L60 131V128H59ZM63 127H65V126H63ZM101 127H102V126H101ZM127 127H128V126H127ZM131 127H132V126H131ZM158 127H159V125H158ZM165 127H167V126H165ZM170 127H169V128H170ZM172 127H171V128H172ZM185 127H187V126L184 125L183 130L185 129ZM190 127H192V125H191ZM211 127H210V129H207V127H206V129H205L203 126H202V129L199 128V129H201V130H203V128H204L203 131L205 132V133L203 132L204 135H203V134H200V135H203L206 139H209L210 137L212 138V136H210V137L207 136V135H208L207 133H210V134H211V131H212V133H213V128H214V127L212 128V130H211ZM228 127H229V126H228ZM228 127L225 128V129L227 130ZM106 128H107V127H106ZM117 128H119V127H117ZM117 128H116V129H117ZM134 128H135V127H134ZM139 128H140V127H139ZM139 128H138V129H139ZM156 128H157V127H156ZM156 128H155V129H156ZM187 128H188L189 130H188V129H185V130H188L187 132L189 133V131H191V128H189V126H188ZM229 128H230V130H231V125H230ZM62 129H63V128H61V130H62ZM120 129H121V128H120ZM120 129H119V130H120ZM130 129H131V128H130ZM130 129H129V130H130ZM162 129H163V130H162ZM165 129H166V128H165ZM165 129H164V128H160V131H158V129L155 131L156 133L158 132L157 134H156V133H153L154 131H153L152 133H153L154 135L156 134V136H157V135H160V136H161V135H163V131H164V134H165ZM173 129H174V128H173ZM179 129H177V130H179ZM199 129L197 128V130H199ZM219 129H222V128H219ZM20 130H22L21 127H20ZM103 130H104V128H103ZM106 130H107V129H106ZM119 130H118V131H119ZM122 130H124V128H122ZM132 130H133V129H132ZM147 130H148V129H147ZM147 130H146V131H147ZM192 130H193V129H192ZM195 130H196V129H195ZM195 130H193V131L195 132ZM201 130H200V132H201ZM205 130H206V131H207V130H210V132H209V131L206 132ZM215 130H216V129H215ZM230 130L228 129L227 132H229ZM9 131L12 132V131H14V130L12 129V130H9ZM108 131H109V132H108L107 136L109 135V133H111L112 137H114L115 135H117L116 137H119V134H117L116 132H115V135H114V131H112V130H108ZM118 131H117V132H118ZM120 131H121V130H120ZM127 131H128V129H127ZM134 131H136V129H135ZM138 131H139V130H138ZM146 131H145V132H146ZM148 131H150V130H148ZM148 131H147V132H148ZM170 131L173 132V130H171V129H170ZM180 131H181V130H179V133H180L179 135H178V132H177L176 134H174L173 136H170V137H168V136H166V137L163 136V138H165V139H164V141H163L162 144H159V143L156 142V141H154V142H155V143H154V142L152 141V137H153V136H152L150 139H151V141H152L154 144L158 143L157 145H160V148H162V149H165L166 147H171V148H169V150L171 149V152H173V154H174V153H175V152H174V148H175V150L178 149V144L180 143V140L182 139V138H181V132H180ZM217 131H218V130H217ZM217 131H216V133H217ZM232 131H233V130H232ZM232 131H230V133H231ZM16 132H17V131H15L14 133H10V132H9L8 134H16ZM104 132H105V130H104ZM122 132H124V131H122ZM125 132H126V129H125ZM125 132H124V133H125ZM145 132L143 133V131H141V133H143V134H146ZM175 132H176V131H175ZM105 133H106V132H105ZM141 133L138 132V135L141 134ZM150 133H151V131H150ZM166 133H167V135L170 134L169 131H168V129H167ZM168 133H169V134H168ZM191 133H192V132H191ZM195 133H197V132H195ZM201 133H202V132H201ZM214 133H215V131H214ZM120 134H122V133H120ZM125 134H126V133H125ZM129 134H131V133H129ZM143 134H142V135H143ZM147 134H148V133H147ZM153 134H152V135H153ZM183 134H185V133L182 132V135H183ZM205 134H207V135H205ZM113 135H114V136H113ZM126 135L128 136V132H127ZM126 135H125V136H126ZM136 135H137V134H136ZM138 135H137V136H138ZM188 135L190 136V134H188ZM192 135H194V134H192ZM195 135H197V134H195ZM200 135H199V132H198V135H197V136H198V141L201 140ZM55 136H56V134H55ZM91 136H92V135H91ZM95 136H96V135H95ZM134 136H135V134H134ZM134 136H133V138H136V137H137V136H136V137H134ZM139 136H140V135H139ZM144 136H145V135H144ZM146 136L150 137L151 135L148 134V135H146ZM156 136H154V137H156ZM197 136H196V138H197ZM203 136H202V137H203ZM206 136H207V137H206ZM213 136H214V135H213ZM215 136H217V134H216ZM93 137H94V136H93ZM120 137H122V136H120ZM129 137H131V136H129ZM129 137H128V139H129ZM161 137H162V136H161ZM182 137L185 138V136H182ZM208 137H209V138H208ZM63 138H64V137H63ZM63 138H62V139H63ZM66 138H67V136H66ZM89 138H92V137H89ZM98 138H99V137H98ZM107 138H108V137H107ZM142 138H143V136H142ZM156 138H157V141H160V140H158V138L160 139V137L157 136ZM187 138H188V137H187ZM187 138H186V139H187ZM189 138H191V137H189ZM189 138H188V139H189ZM194 138H195V137H194ZM199 138H200V139H199ZM205 138H204V139H205ZM211 138H210V139H211ZM214 138H215L214 140H216L217 137H214ZM5 139H6V138H5ZM114 139H115V138H114ZM131 139H132V138H131ZM138 139L140 140L141 138H138V137H137V141H139ZM145 139H146V140H143V139H142L143 142H145V144H146L147 142L150 143V139H149V138H145ZM153 139H155V138H153ZM186 139H185V140H186ZM191 139H192V138H191ZM191 139H190V140H191ZM2 140H3V139H2ZM7 140H8V139H6V141H7ZM59 140H60L59 142H61V139H59ZM111 140H112V139H111ZM134 140H135V139H134ZM142 140H140V141L142 142ZM162 140H163V139H162ZM182 140H183L182 142H184V139H182ZM190 140L188 141V143L190 142ZM192 140H193V139H192ZM217 140H218V139H217ZM6 141H5V144L7 145V144H8L7 142H10V141H7V142H6ZM48 141H49V139L46 140V144H49V143H50V141H49V142H48ZM62 141H70V139L62 140ZM71 141H72V140H71ZM88 141H90V139H89ZM93 141H94V140H93ZM105 141H107V142L110 141V135H109V139H107V140H105ZM114 141H115V140H114ZM127 141H130V140H127ZM140 141H139V142H140ZM195 141H196V140H195ZM203 141H204V140H201V141H200L201 144H200V143H199V144L202 145ZM206 141H207V140H206ZM209 141H210V140H208V142H209ZM212 141H213V140H211L208 144H207V142H205V143L207 144V146H204V147H205V148H207V147H209V146L212 147V146H213V145L211 144ZM0 142H2V141H0ZM53 142H54V141H53ZM53 142H52V143H53ZM59 142H58V143H59ZM76 142H77V141H76ZM131 142H133V141L131 140ZM134 142H135V141H134ZM139 142H136V143H138V145L136 144V145H137V150H138L139 148H141V147H138L139 144H140ZM143 142H142V143H143ZM186 142H187V141H186ZM215 142H216V141H215ZM215 142L213 141V143H215ZM54 143H55V142H54ZM54 143L51 144V145H55ZM56 143H57V142H56ZM61 143H63V142H61ZM64 143H65V142H64ZM70 143H72V142H70ZM128 143H129V142H128ZM194 143H195V142H194ZM196 143H198V142H196ZM196 143H195V144H196ZM205 143H203V144L206 145ZM256 143H258V142H256ZM0 144H2V143H0ZM3 144H4V142H3ZM3 144H2V146H3ZM65 144H66V143H65ZM79 144H80V141H79ZM83 144H84V143H83ZM83 144H82V146H84ZM89 144H90V143H89ZM143 144H144V143H143ZM143 144H141V145L143 146ZM147 144H148V143H147ZM181 144H182V143H181ZM185 144H186V143H185ZM190 144H191V143H190ZM199 144H198V145H199ZM215 144H216V143H215ZM217 144H218V143H217ZM217 144L214 145V146L216 147ZM33 145H34V147H35V149H36L37 144H33ZM33 145H32V146H33ZM73 145H74V144H73ZM75 145H76V144H75ZM104 145H105V144H104ZM136 145H135V147H136ZM183 145H184V144H183ZM211 145H212V146H211ZM219 145H220V144H219ZM258 145H260V144H258ZM38 146H39V145H38ZM57 146H58V145H57ZM61 146H62V145H61ZM64 146H65V145H64ZM77 146H78V144H77ZM82 146H81V147H82ZM147 146H148V147H147L148 150H145V149L143 148V147H144V146H143V147L141 148L142 150L140 149V151L143 152V150H144V152H143V153L141 152L140 156H138L139 154L135 155L136 153L133 151L134 149L132 150V148H133V145H132V147H131V151H133L135 154H134V157L132 156L133 158L130 156V158H131V162H129L130 165L127 163L128 159L130 160V158H128V159L126 158L127 160L125 159L127 165L129 166V167H128L127 169H125V170H124V167H125V166L127 167V165H126V163H125V165L123 164V165H124V167H123V165H122L123 162H121L122 159L124 158V157L122 156L121 152L124 151V152H123V155H124V153H126V152H125V149H122V150H121V148H120V149H117L118 147H116L117 150L121 151V152L118 151V154L120 153L119 155H121V157H123V158H121V157L117 154V152H116L117 150L114 148V149L116 150V151L114 150V152H116V154H115L114 152H112L113 155H112V154H111V155L114 156V154H115L116 156H118V160L121 159V161H120L121 164H120V165L118 164L117 166H114V168H115L114 170L117 169V170H116L117 172H119V171L124 172L125 175H127L128 173H129V174L131 173L133 176H132V175H130V176H132L133 179H134V176L138 175L139 170H140V169H143V166H141V168H140L139 165H142L143 163H144L145 165H150V162L148 163V160H149L150 158L152 159V158H153L152 155H154V154L156 153V152H155V149H154V146H155V145L153 146V144H152V145L150 146V150H149V144H148ZM180 146H181V145H180ZM180 146H179V147H180ZM202 146H203V145H202ZM220 146H221V145H220ZM220 146H219V147H220ZM262 146H263V145H262ZM5 147H6V146L1 147V149H2V148H5ZM27 147H30V148H31V146H28V145H27ZM34 147H33V148H34ZM78 147H79V146H78ZM78 147H76L75 151H77V148H78ZM81 147H80V148H81ZM108 147H109V144H108V145L106 144V147H104L105 149H103V148H101V149H103L104 152H105L106 149H107ZM155 147H156V146H155ZM158 147H159V146H158ZM158 147H157V148H158ZM210 147H209V148H210ZM256 147H257V146H256ZM259 147H260V146H259ZM6 148H7V147H6ZM80 148H79V150H80ZM127 148H128V147H127ZM145 148H146V147H145ZM147 148H146V149H147ZM151 148H152V150L154 149V152H155L154 154H153V151L151 150ZM192 148H193V147H192ZM194 148H195V145H194ZM213 148H214V147H213ZM217 148H218V147H217ZM38 149H39V147H38ZM38 149H37V150H38ZM40 149H41V148H40ZM40 149H39V150H40ZM61 149H62V148H61ZM63 149H64V148H63ZM67 149H68V148H67ZM69 149H70V147H69ZM71 149H72V148H71ZM73 149H74V148H73ZM81 149L83 150L84 148H81ZM93 149H94V148H93ZM129 149H130V148H129ZM158 149H159V148H158ZM158 149H156V150H158ZM162 149L159 150V152L162 151ZM190 149H191V148H190ZM211 149H212V148H211ZM221 149H222L221 147L217 149L218 152H219L218 154H221V153H220V152L222 151ZM260 149H262V153H261L260 150H259V151H260L259 153H261V154L263 155L264 148H260ZM7 150H8V149H7ZM15 150H16V149H15ZM18 150H19V149H18ZM18 150H17V153H18ZM27 150H29V149H27ZM30 150H31V149H30ZM94 150H95V149H94ZM127 150H128V149H127ZM165 150L167 151V149H165ZM165 150H164V152H166ZM169 150H168V152H169ZM208 150H209V149H208ZM8 151H10V150H8ZM41 151H42V150H41ZM41 151H40V152H41ZM57 151H58V150H57ZM64 151H65V150H64ZM64 151H63V152H64ZM67 151H68V150H67ZM70 151H71V150H69V152H70ZM83 151H84V150H83ZM90 151H91V150H90ZM98 151H99V150H98ZM129 151H130V150H129ZM135 151H136V150H135ZM187 151H188V150H187ZM191 151H193V150L191 149L190 152H191ZM194 151H197V150L194 149ZM213 151H214V150H213ZM55 152H56V151H55ZM60 152L62 153V150H60ZM60 152H59V153H60ZM78 152H79V151H78ZM78 152H77V153H78ZM133 152H132V153L130 152V154L133 155ZM137 152L140 153L139 151H137ZM159 152H157V154H158ZM164 152H163V153H164ZM171 152H170V154H171ZM177 152H178V151H177ZM200 152H201V151H199V152L197 151V152H196V157L198 156L197 153H200ZM202 152H203V151H202ZM4 153H5V152H4ZM7 153H8V152H7ZM9 153H10V152H9ZM15 153H16V152H15ZM15 153H14V154H15ZM32 153H33V152H32ZM38 153H39V152L37 151V152L35 153V155L37 154V156H38V158H39L40 156L38 155ZM59 153H58V154H59ZM61 153H60V154H61ZM65 153H66V154H63V155H65V160H66V159H68L66 156H68L70 153L67 154L66 151H65ZM101 153H102V150H101ZM101 153H100V154H101ZM191 153H192V152H191ZM191 153H187V154L191 155ZM204 153H205V152H204ZM204 153H202V154H204ZM10 154L12 155L13 153H10ZM14 154L12 155V157H13V156H16V155H14ZM24 154H26V153H23V156H24ZM40 154H41V153H40ZM50 154H51V153H50ZM60 154H59V155H60ZM98 154H99V153H98ZM104 154H105V153H104ZM130 154H128L127 156H129ZM173 154H171V155H173ZM175 154H176V153H175ZM184 154H185V153H184ZM187 154H186V155H187ZM193 154H194V153H193ZM202 154H200V155H202ZM205 154H206V153H205ZM205 154H204V156H207V155H208V154H207V155H205ZM214 154H215V153H212V155H213L212 160H215V156H214ZM222 154H223V151H222ZM261 154H260V155H261ZM19 155H20V154H19ZM26 155H27V154H26ZM29 155H30V154H29ZM63 155L61 154V157H62ZM94 155H95V158H96V154H95V153H94ZM102 155H103V154H102ZM105 155H106V154H105ZM158 155H159L160 157L162 156V154H158ZM158 155H157V159L160 158V157H158ZM163 155L166 157L165 154H163ZM171 155H170V156H171ZM200 155H199V156H200ZM262 155H261V156H262ZM17 156H18V155H17ZM30 156H31V155H30ZM37 156H36V157H37ZM135 156H136L138 159H137ZM181 156H182V155H181ZM192 156H193V155H192ZM192 156H191V158H190L189 156H187V157H189L190 159H194L195 157L193 156L194 158H192ZM199 156L197 157V159H198V158L200 159V157H202V156H200V157H199ZM221 156H222V155H221ZM221 156H220V157H221ZM223 156H225V154H223ZM257 156H259V155H257ZM4 157H6L4 160H3V158L0 159V160H2L3 162L8 158V157H7V154H6ZM20 157H21V156H19V159H20ZM24 157H25V156H24ZM41 157H42V156H41ZM50 157H51V156H50ZM85 157H86V156H85ZM85 157H81V158H82V159H83V158L85 159ZM98 157H99V155H98ZM102 157H104V156H102ZM102 157H101V159H102ZM119 157H120V158H119ZM125 157H126V156H125ZM155 157H156V156H155ZM155 157H154V158H155ZM172 157H173V156H171V159H172ZM183 157H185V159H186V156L183 155ZM183 157H182V158H183ZM220 157H219V159H220ZM225 157H227V156H225ZM225 157H224V160L226 159ZM263 157H264V156H263ZM13 158H14V157H13ZM17 158H18V157H17ZM25 158H26V157H25ZM34 158H35V157H34ZM43 158H44V157H43ZM43 158H42V159H43ZM47 158H49V157H47ZM59 158H60V157H59ZM59 158H58V159H59ZM86 158H87V157H86ZM105 158H107V157L105 156V157H104V160H105ZM110 158L112 159L111 156H110ZM113 158H114V157H113ZM116 158H117V157H116ZM116 158H114V160H116ZM162 158H163V157H162ZM168 158H169V156L167 155L166 160H167ZM174 158H175V156H174ZM203 158H204V157H203ZM206 158H208V157H206ZM221 158H222V160H223V157H221ZM10 159H11V158H10ZM15 159H16V158H15ZM35 159H36V158H35ZM35 159H33V163L35 162ZM40 159H41V158H40ZM42 159H41V160H42ZM96 159H97V158H96ZM98 159H100V158H98ZM111 159H110V160H111ZM155 159H156V158H155ZM155 159H154V160H155ZM157 159H156V161H157ZM185 159H184V160H185ZM197 159H196V161L199 162V160H197ZM201 159H202V158H201ZM209 159H211V158H209ZM209 159H208V160H209ZM227 159H228V158H227ZM259 159H261L260 156H259ZM13 160H14V159H13ZM29 160H31V159H29ZM62 160H64V159L62 158ZM106 160H108V159H106ZM112 160H113V159H112ZM114 160H113V161H114ZM159 160H162V161H164L165 163H167L165 159H164V160H163V159H159ZM168 160H169V159H168ZM176 160H178V159H176ZM182 160H183V159H182ZM182 160H181V162H182ZM194 160H195V159H194ZM203 160H204V159H203ZM208 160L205 159L204 161H208ZM212 160H209V161H211V163H213L214 161H212ZM216 160H217V159H216ZM216 160H215V161H216ZM255 160H256L255 162H257V164H258V161H259L258 158H256ZM257 160H258V161H257ZM31 161H32V160H31ZM98 161L102 162L101 160H98ZM149 161H150V160H149ZM152 161H153V159H152ZM162 161H161V162L158 161V162L163 163ZM171 161H172V160H171ZM173 161H175V160H173ZM191 161H193V160H191ZM196 161H195V162H196ZM200 161H201V160H200ZM209 161H208V163H210ZM262 161L264 162L263 159H262ZM3 162L0 161L1 164H2ZM6 162H7L6 164L4 163L5 166L9 163L8 159L6 160ZM14 162H15V160H14ZM21 162H22V161H21ZM21 162H20V163H21ZM24 162H25V160H24ZM24 162H22L21 164H23ZM41 162H42V161H41ZM48 162L51 163L50 166L53 165V164H52L53 161L50 162V159L48 160ZM57 162H58V161H57ZM66 162H67V161H66ZM82 162H83V161H82ZM87 162H88V161H87ZM94 162H95V161H94ZM100 162H99V163H100ZM103 162H104V161H103ZM103 162H102V163H103ZM109 162H110V161H109ZM114 162L116 163L117 160L114 161ZM114 162H113V163H114ZM124 162H125V161H124ZM185 162L187 163V159H186ZM226 162H227L226 164H229V160H226ZM263 162H262V163H263ZM16 163H18L17 159H16ZM26 163H27V162H26ZM30 163H31V162H29V170L32 169V168L34 167V165H35V164L31 163V166H30ZM44 163H45V162H44ZM44 163H43V164H44ZM49 163H48V164H49ZM63 163H64V161H63ZM85 163H86V162H85ZM99 163H97V164H99ZM102 163L99 164V167H100V165H101V167L103 166ZM107 163H108V161H107ZM110 163H112V162H110ZM110 163H109L108 166H109V168H112V167H110V165H111ZM115 163H114V164H115ZM131 163L133 164V167H132V168H135V167H134L135 165L138 166V168L136 169V171L133 169L134 172H132L133 170H132V168L130 167V166H132ZM135 163H137V164H135ZM138 163H139V165H138ZM160 163H159V164H160ZM165 163H164V164H165ZM172 163H173V162H172ZM175 163H176V162H175ZM175 163H174V164H175ZM189 163H190V162H189ZM196 163H197V162H196ZM196 163H195V164H196ZM204 163H205V162H204ZM206 163H207V162H206ZM208 163H207V164H208ZM211 163H210V164H211ZM222 163H223V162H222ZM1 164H0V169H1V166H3V165H1ZM21 164L18 165L19 168H20ZM32 164H33V165H32ZM41 164H42V163H41ZM61 164H62V162H61ZM65 164H66V165H64V166L66 167V166H67V163H65ZM88 164H89V163H88ZM103 164H104V163H103ZM134 164H135V165H134ZM144 164H143V165H144ZM153 164H154V161H153ZM153 164L151 163V165H153ZM155 164H156V163H155ZM170 164H171V163H170ZM174 164H172V166H175ZM178 164H181L180 161L178 162ZM183 164H184V163H183ZM192 164H194V161L192 162ZM195 164H194V165H195ZM197 164H198V166H199V163H197ZM197 164H196V165H197ZM200 164H203L202 161H201ZM207 164H206V165H207ZM210 164H208L206 167L209 168V165H210ZM214 164H217V162H215ZM224 164H225V163H223V165H222V164H220V165H221L222 167H224V166L226 165V164H225V165H224ZM263 164H264V163H263ZM37 165H38V164H37ZM57 165H58V164H57ZM59 165H60V164H59ZM115 165H116V164H115ZM157 165H158V163H157ZM157 165H156V166H157ZM160 165H161V164H160ZM165 165H166V164H165ZM168 165H169V164H168ZM204 165H205V164H204ZM230 165H232V164H230ZM14 166L17 167V165L14 164V165L12 166V164H11V169H13ZM46 166L50 167L49 165H46V164H45L44 167H46ZM61 166H62V165H61ZM64 166H63V167H64ZM137 166H136V167H137ZM161 166H162V165H161ZM169 166H170V165H169ZM184 166H185V165H184ZM202 166H203V165H202ZM212 166L216 167V165H212ZM221 166H220V167H221ZM12 167H13V168H12ZM21 167H22V166H21ZM35 167H36V166H35ZM35 167H34V168H35ZM97 167H98V165H97ZM101 167H100V168H101ZM103 167H105V166H103ZM116 167H117V168H116ZM126 167H125V168H126ZM144 167H145V166H144ZM162 167H163V166H162ZM167 167H168V166H167ZM167 167H166V168H167ZM185 167H186V166H185ZM187 167H189V165H188ZM210 167H211V166H210ZM263 167H264V166H263ZM6 168L9 169L10 167L8 166V167H5V168H4L5 171H9V170H7ZM42 168H43V165H42ZM58 168H59V167H57V169L55 168V169H56L55 171H59ZM61 168H62V167H61ZM106 168H107V167H106ZM109 168H108V169H109ZM130 168H131V169H130ZM139 168H140V169H139ZM152 168L155 169L156 167H152V166H151V169H150L151 171H153ZM175 168H177V167H175ZM194 168H195V167H194ZM211 168H213V167H211ZM224 168H226V167H224ZM224 168H221V170L224 169ZM233 168H234V167H232L231 171H233V172H234L235 170L238 171V170L235 169V168H234V170H233ZM44 169L47 170V167L44 168ZM44 169H43V171H44ZM62 169H63V168H62ZM62 169H61V170H62ZM145 169H146V167H145ZM157 169H158V167H157ZM157 169H156V170H157ZM159 169H160V167H159ZM161 169H162V168H161ZM167 169H168V168H167ZM170 169H171V170H170ZM177 169H179V168H177ZM177 169H175V171H178ZM191 169H192V168H191ZM195 169H196V168H195ZM226 169H227V168H226ZM226 169H225V170H226ZM25 170H26V168H25ZM39 170H40V168H39ZM61 170H60V171H61ZM75 170H76V169H75ZM75 170H73V171H75ZM143 170H144V169H143ZM169 170H170L171 172H175V171H172V170H173L172 167L169 168ZM189 170H190V169H189ZM225 170H224V171H225ZM227 170H228V169H227ZM3 171H4V170H3ZM20 171L23 172L24 170H20ZM30 171H31V170H30ZM32 171H33V173H32L33 176H34V175H38V176H40V177L38 178V180L42 179L41 177H42V175H43L44 172H45V171H44V172H42L43 174L41 173L42 175H41V174L39 175V174H34V170H32ZM41 171H42V170H41ZM63 171H64V170H63ZM73 171H72V172H73ZM140 171H141V170H140ZM144 171H146V170H144ZM151 171H150V172H151ZM205 171H207V170H205ZM219 171H220V170H219ZM261 171H262V170H261ZM1 172H2V171H1ZM9 172H10V171H9ZM136 172H138V173H136ZM160 172H161V171L158 170V172L156 171L155 173L158 174V173H160ZM188 172H189V171H188ZM203 172H204V170H203ZM220 172L222 173L223 171H220ZM225 172H226V171H225ZM228 172H229V171H227L226 174H227ZM242 172H243V171H242ZM3 173H4V172H3ZM12 173H13V172H12ZM28 173H31V172L28 171ZM148 173H149V169H148ZM176 173H177V172H176ZM204 173H205V172H204ZM204 173H203V175H204ZM221 173H219V174H221ZM262 173H263V171L260 172V174H262ZM14 174H15V173H14ZM18 174H19V173H18ZM32 174H31V175L29 174V175H30V176H29V175H27V172H25V174H24V173L22 174L21 178H22L24 175H27L28 177L31 178ZM114 174H115V173H114ZM121 174H122V173H121ZM121 174H120V175H121ZM139 174H141V172H140ZM160 174H163V173H160ZM174 174H175V173H174ZM206 174H207V173H206ZM206 174H205V175H206ZM224 174H225V173H224ZM224 174H223V175H224ZM230 174H231V173H230ZM240 174H244V173H241V171H240ZM240 174H239V175H240ZM1 175H2V174H1ZM15 175H16V174H15ZM77 175H78V172H77ZM115 175H116V174H115ZM182 175H183V174H182ZM184 175H185V174H184ZM233 175H235V174L233 173ZM233 175H232V176H233ZM11 176H12V175H11ZM27 176H26V178H27ZM75 176H76V175H75ZM127 176H128V175H127ZM161 176H162V175H160V178H161ZM163 176H164V175H163ZM170 176L172 177V175H170ZM187 176H188V175H187ZM187 176H186V178H189V177H187ZM197 176H198V174H197ZM232 176H229V177H231V178H230V180H228V181H231V182L234 183V181L236 180V179L234 180V178H235L236 175L233 177V179H232ZM257 176H258V174H257ZM263 176H264V175H263ZM0 177H1V176H0ZM3 177H4V176H3ZM5 177H6V176H5ZM143 177H144V176H143ZM173 177H176V176H173ZM173 177H172V178H173ZM205 177L207 178V176H205ZM224 177H227V178L229 179L228 175H225ZM1 178H2V177H1ZM8 178H9V177H7L6 179H8ZM24 178H25V177H23V179H24ZM26 178H25V180H26ZM32 178H33V177H32ZM67 178H69V177L67 176ZM115 178H116V176H115ZM117 178H118V177H117ZM140 178H141V176H140V177L138 176V179H140ZM227 178H225V179H227ZM260 178H261V176H260ZM263 178H264V177H263ZM36 179H37V177H36ZM120 179H121V178H120ZM141 179H143V178H141ZM141 179H140V180H141ZM162 179H163V180H162ZM162 179H160L161 182L164 181V178H162ZM168 179H169V178H167V179H165V180H168ZM184 179H185V178H184ZM184 179H183V181H184ZM191 179H192V178H191ZM191 179H190V181H191ZM199 179H200V178H199ZM202 179H203V178H202ZM231 179H232V180H231ZM13 180L15 181L14 177H13ZM16 180H17V179H16ZM25 180H24V181H25ZM31 180H32V179H31ZM31 180H29L28 182H31ZM38 180H36V182H38ZM131 180H132V179H131ZM131 180H130V181H131ZM135 180H136V179H135ZM143 180H144V179H143ZM185 180H186V179H185ZM196 180H197V179H196ZM200 180H201V179H200ZM203 180H204V179H203ZM3 181H4V180H3ZM5 181L7 182V180H5ZM8 181L10 182V178H9ZM11 181H12V180H11ZM33 181H34V179H33ZM181 181H182V180H181ZM194 181H195V179H194ZM204 181H206V179H205ZM204 181H203V182H204ZM224 181H225V180H224ZM228 181H227V182L225 181L226 184L228 183ZM1 182H2V180H1ZM17 182H18V180H17ZM26 182H27V181H26ZM132 182H134V181H132ZM142 182H143V181H142ZM164 182H165V181H164ZM185 182H186V181H185ZM185 182H183L182 185H185V186L187 187V183H188V182H187L186 184H184ZM235 182H236V181H235ZM19 183H20V181H19L18 183H16V184H19ZM38 183H40L39 186L42 185V184H41V180H40V182H38ZM38 183H37V184H38ZM138 183H139V182H138ZM138 183H137V184H138ZM162 183H163V182H162ZM192 183H194L193 180H192ZM192 183H191V184H192ZM195 183H198V182L195 181ZM204 183H205V182H204ZM223 183H224V182H223ZM5 184L8 185V184H10V183H5ZM30 184H31V183H30ZM234 184H235V183H234ZM236 184H237V182H236ZM236 184H235V185H236ZM0 185H1V184H0ZM14 185H15V184H14ZM14 185H13V187H14ZM24 185H25V184H24ZM31 185H32V184H31ZM31 185H30V186H31ZM133 185H134V183H133ZM135 185H136V184H135ZM138 185H139V184H138ZM188 185H189V184H188ZM193 185H194V184H192V186H193ZM207 185H208V184H207ZM223 185L225 186V184H223ZM235 185H233V186L235 187ZM27 186H28V185H26L25 188H26ZM30 186H29L28 188H31ZM39 186L37 185L36 188H38ZM180 186H181V185H180ZM189 186H191V185H189ZM196 186H197V184H196ZM196 186L194 185V188H193V187H191V188H193V189L195 190V188H197ZM202 186H203V184H202ZM204 186H205V185H204ZM0 187H1V186H0ZM3 187H4V186H3ZM3 187H2V188H3ZM19 187H20V184H19V186H17V189H16V188L14 189V191H16V190L19 191L18 189H21V188H19ZM77 187H79V185H77ZM77 187L75 188V186H74L75 189H77ZM82 187H83V186L81 185L80 188H82ZM177 187H178V185H177ZM183 187H184V186H183ZM183 187H182V188H183ZM186 187H185V188H186ZM208 187H209V186H208ZM208 187H207V188H208ZM210 187H211V186H210ZM9 188H10V187H9ZM9 188H8V189H9ZM22 188H24V186H22ZM46 188H47V187H46ZM71 188H73V186H72ZM74 188H73V189H74ZM185 188H183V189H185ZM191 188H190V189H191ZM211 188H212V187H211ZM211 188H209V189L212 190ZM38 189H39V191H40V188H38ZM75 189H74V190H75ZM78 189H79V188H78ZM82 189H83V188H82ZM84 189H85V188H84ZM122 189H123V188H122ZM175 189H176V188H175ZM198 189H199V187H198ZM200 189L203 190V188H200ZM220 189H221V188H220ZM10 190H11V189H10ZM12 190H13V189H12ZM21 190L23 191V189H21ZM24 190H25V189H24ZM44 190H45V187H44ZM46 190H48V188H47ZM46 190H45V191H46ZM124 190H125V188H124ZM177 190H178V189H177ZM186 190H188V187L186 188ZM186 190H185V191H186ZM191 190H192V189H191ZM204 190H205V188H204ZM2 191L4 192V190H1V192H2ZM17 191H16V193H20V192H21V191H19V192H17ZM32 191H34V190H32ZM32 191H31V192H32ZM68 191H71V192L68 193ZM72 191H73L72 189H71V190H67L65 193H67V194H72ZM160 191H163V193H164V192L167 193L166 190H163V188H160ZM174 191H175V190H174ZM174 191H173V192H174ZM179 191H180V190H179ZM185 191H184V192H185ZM192 191H193V190H192ZM198 191H199V190H198ZM48 192H50V191L48 190V191H47V194H48ZM79 192H82V190H80ZM170 192H171V191H170ZM173 192H172V193H173ZM175 192H176V191H175ZM175 192H174L173 194L170 193L171 195H173V196H171V197H175V196H176V195L174 196ZM182 192H183V191H182ZM202 192H204V191H202ZM6 193H7V192H6ZM16 193H15L14 195H12V196L14 197L15 195H17ZM27 193H29V194H27V195H30V197H33V196L35 195L34 192H32L33 196H32V194H30V191L27 192ZM76 193H77V192H76ZM122 193H123V192H122ZM125 193H126V192H125ZM160 193H161V192H160ZM165 193H164V194H165ZM185 193H186V192H185ZM208 193H209V190H208ZM211 193H212V192H211ZM211 193H210V195H211ZM0 194H1V193H0ZM25 194H26V193H25ZM67 194H65L66 197H67ZM73 194H74V193H73ZM77 194H78V193H77ZM187 194H188V193H187ZM198 194H199V195H198ZM204 194H205V193H204ZM216 194H217V193H216ZM3 195H5V194L3 193ZM10 195H11V194H10ZM18 195H19V194H18ZM18 195H17V197H18ZM23 195H24V194H23ZM65 195H64V197H65ZM124 195H125V194H124ZM159 195H160V194H159ZM181 195H182V194H180V196H181ZM188 195H189V194H188ZM188 195H187V198H186V199H188ZM197 195L199 196V200H200V196H201V199L203 198L202 195H200V193H197ZM205 195H206V197H208L207 194H205ZM20 196H22V195L20 194ZM25 196H26V195H25ZM25 196H24V197H25ZM69 196H71V195H69ZM162 196H163V195H162ZM162 196H161V197H162ZM164 196L166 197V195H164ZM167 196H168V195H167ZM1 197H2V195H1ZM1 197H0V200L3 198V197H2V198H1ZM8 197L10 198L11 196H8ZM8 197H7V198H8ZM26 197H27V196H26ZM64 197H63V198H64ZM66 197H65V198H66ZM130 197H131V196H130ZM159 197H160V196H159ZM161 197H160V198H161ZM169 197H170V195H169ZM183 197H184V196H182V200H183ZM195 197H196V196H195ZM195 197H194V198H195ZM22 198H23V197H22ZM28 198H29V197H28ZM65 198H64V199H65ZM68 198H69V197H68ZM68 198H66V199H68ZM128 198H129V197H128ZM156 198H157V196H155L154 199H156ZM167 198H168V197H167ZM4 199H6V198H4ZM13 199H14V198H13ZM29 199H30V198H29ZM33 199H34V198H33ZM66 199H65V200H66ZM132 199H133V197H132ZM149 199H150V198H149ZM149 199H148V200H149ZM169 199H170V198H169ZM169 199H166V200L168 201ZM173 199H174V198H173ZM173 199L171 198V202H172V201L175 202ZM176 199H177V198L175 197V200H176ZM209 199H210V198H209ZM16 200H17V199H16ZM19 200L22 201L23 199L20 198ZM36 200H37V199H36ZM38 200H39V199H38ZM40 200H41V199H40ZM43 200H44V199H43ZM43 200L40 201V202H41V206L43 205V203H42ZM45 200H46V199H45ZM45 200H44V205H45L46 203H48V200H47L46 202H45ZM144 200L146 201V199H144ZM148 200H147V201H148ZM166 200H165V201H166ZM184 200H185V199H184ZM196 200H198V197H197V199H195L194 201H196ZM199 200H198V202H200ZM221 200H222V198H221ZM2 201H3V200H1V202H2ZM4 201H5V200H4ZM4 201H3V203H4V205H5L6 202H4ZM61 201H62V198H61ZM86 201H87V200H86ZM149 201H150V200H149ZM176 201H177V200H176ZM186 201H188V200H186ZM194 201H192V202H194ZM202 201L204 202L205 199H202ZM212 201H213V200H212ZM13 202H14V200H13ZM19 202H20V201H19ZM62 202H63V201H62ZM87 202H88V203H85V205H84V203L81 204V205H83L84 207H82V208L80 207L81 209H84V210H83L84 212H86L85 209H88V208H85V207H86V204H89V206L91 207L89 201H87ZM156 202H157V203H158V202L160 203V201L157 200V199L155 200V203H154V202H151V203H154L155 206H156V204H157ZM168 202H170V201H168ZM173 202H172V204H173ZM198 202H197V203H198ZM203 202H200L198 205L204 207V206L206 205V203H205V205L203 206V205H202V204H204ZM205 202H207V201H205ZM208 202H211V200L208 201ZM3 203H2V204H3ZM7 203H8V202H7ZM7 203H6V204H7ZM23 203H26V202L23 201ZM23 203H20V204H23ZM28 203H31V202L28 201ZM28 203H27L26 205H28ZM34 203H35V202H34ZM38 203H39V202H38ZM51 203H52V202H50V205H51ZM149 203H150V202H149ZM151 203H150V204H151ZM182 203H184V202H182ZM185 203H186V202H185ZM212 203H213V202H211V204H212ZM8 204H9V203H8ZM58 204H59V203H58ZM145 204H146V203H145ZM174 204H175V203H174ZM9 205H10V204H9ZM13 205H16V203L13 204ZM34 205L37 206L38 204H34ZM34 205H33V206H34ZM39 205H40V203H39ZM47 205H48V204H47ZM53 205H54V204H53ZM116 205H117V207H118V203H117ZM116 205H114V206L116 207ZM158 205H159V204H158ZM175 205H177V203H176ZM207 205H208V204H207ZM29 206H31V204H29ZM29 206H28V207H29ZM41 206H40V208H41ZM51 206H52V205H51ZM58 206H59V205H58ZM89 206L87 205V207H89ZM94 206H95V207H98L97 204L94 205ZM94 206H93V207H94ZM111 206H112V205H111ZM120 206H121V205L119 204V207H120ZM212 206H213V205H212ZM1 207L4 208L3 205H2ZM13 207H14V206H13ZM15 207H16V206H15ZM19 207H20V206H19ZM22 207H23V206H22ZM31 207H32V206H31ZM31 207H30V208H31ZM47 207H48V206H47ZM205 207H206V206H205ZM10 208H11V206H10ZM10 208L8 207V209H10ZM32 208H35V206L32 207ZM37 208H38V206H37ZM59 208H60V207H59ZM91 208H92V207H91ZM109 208L111 209L112 207L109 206ZM121 208L124 209L123 206H122ZM234 208H235V207H234ZM236 208H237V207H236ZM12 209H13V208H12ZM15 209H16V208H14V210H15ZM27 209H28V208H27ZM41 209H42V208H41ZM110 209H109V211H111ZM117 209H120V208H117ZM122 209H120V210H121L120 213L122 212ZM207 209H208V208H207ZM231 209H232V208H231ZM0 210H3V212H5L4 209H0ZM14 210H13V211H14ZM22 210H24V209L22 208ZM94 210H96V209L94 208ZM94 210H93V211H94ZM115 210H116V208H115ZM115 210H113V212H114ZM200 210H202V209H200ZM211 210H214L213 207H212ZM211 210L209 209L208 211H211ZM10 211L12 212V210H11V209L9 210V214H11ZM42 211H43V209H42ZM116 211H119V210H116ZM116 211H115V212H116ZM205 211H207V210L204 208V212H205ZM230 211H231V210H230ZM14 212H15V211H14ZM43 212H44V211H43ZM45 212H46V213H42V214H44V216H46L45 214H47V211H45ZM106 212H108V211H106ZM115 212H114V214H115ZM232 212H233V211H232ZM5 213H6V215H5ZM5 213H3L4 215L2 214V211H1V213H0V221H2L1 224H0V236H1V237H3V236L5 235V233H12V232H10V231H11V230L14 231V228L16 229V227H17V225H18V221H12V220H6V221H5L4 218H5V216L8 215L7 212H5ZM17 213H18V212H17ZM100 213H101V212H100ZM117 213L119 214V212H117ZM117 213H116V215H118ZM206 213H207V212H206ZM14 214H15V213H14ZM21 214H22V213H21ZM28 214H29V216H30V213H28ZM33 214H34V213H32L31 216H32ZM35 214H36V212H35ZM105 214H106V213H105ZM105 214H104V215H105ZM110 214H112V213H110ZM124 214H126V213H124ZM235 214H236V213H235ZM235 214H234V216L237 215V214H236V215H235ZM22 215H23V214H22ZM22 215H21V218H22ZM96 215H98V213H96ZM99 215L101 216V214H99ZM99 215H98V216H99ZM104 215H103V216H104ZM106 215H108V214H106ZM106 215H105V216H106ZM119 215H120V214H119ZM119 215H118V216H119ZM201 215H202V214H201ZM8 216H9V215H8ZM37 216H38V214H37ZM41 216H42V215H41ZM48 216H49V214H48ZM100 216H99V217H100ZM109 216L111 217V215H109ZM109 216H107V219L109 218ZM112 216L115 217V215H112ZM118 216H117V217H118ZM122 216H123V214L121 215V217H122ZM202 216H204V215H202ZM26 217H27V216H26ZM33 217H34V216H33ZM49 217H50V216H49ZM49 217H48V218H49ZM99 217L96 216V218H98L97 221L100 222ZM119 217H120V216H119ZM121 217H120V218H121ZM125 217H126V216H125ZM217 217H218V216H217ZM222 217H223V215H222ZM10 218H12V216H11ZM10 218H9V219H10ZM46 218H47V217H46ZM102 218H104V217H101L100 219H102ZM105 218H106V217H105ZM204 218H206V217H204ZM213 218H214V216H213ZM213 218H212V219H213ZM225 218H227V217H225ZM34 219H35V218H34ZM37 219H38V218H37ZM59 219H61L60 221H62V218H59ZM114 219H115V218H114ZM116 219H118V218H116ZM129 219H130V218H129ZM219 219H222V218L219 217ZM227 219H228V218H227ZM227 219H226V220H227ZM241 219L244 220L243 217H242ZM18 220H19V219H18ZM31 220L34 221L33 218H31ZM45 220H46V219H45ZM48 220H50V219H48ZM104 220H105V219H104ZM104 220H103V221H104ZM121 220L123 221L124 218H121ZM121 220H120V223H122ZM207 220H208V217H207ZM213 220H214V219H213ZM229 220H230V218H229ZM23 221H24V220H23ZM29 221H30V220H29ZM32 221H31V224H29L30 222H28V224L30 225V227H29V226H26L27 223H26V225H25L26 227L31 228V230H30V229H26L27 231L25 230V231H26V234H27V235H31V238L33 237V235L35 236V234L41 236V238H42V236L46 234L45 232H43V231L41 230V229L43 228V226H42V228H35V227H34L35 225H34L33 228H35V229H32ZM39 221L41 222V221H43V220H41V219L39 218ZM39 221L37 220V221H35V222H33V223H34V224L36 223V225L39 226V225H38V224H40ZM114 221H115V220H114ZM124 221H126V220H124ZM25 222H27L26 219H25ZM38 222H39V223H38ZM57 222H58L59 224L62 223V222H59V220H57ZM99 222H98V225H103V226H104V224H99ZM129 222H130V221H129ZM58 223H57V224H58ZM94 223H95V222H94ZM96 223H97V222H96ZM112 223H114V222H112ZM118 223H119V222H118ZM123 223H124V222H123ZM42 224H43V223H42ZM42 224H41V225H42ZM114 224H116V222H115ZM125 224H127V223L125 222ZM125 224H123V225H125ZM82 225H83V224H82ZM118 225H119V224H118ZM118 225H116V229H118ZM162 225H163V223H162ZM162 225H161V226H162ZM19 226H20V225H19ZM37 226H36V227H37ZM59 226H60V225H59ZM62 226H63V225H62ZM108 226H109V224H108ZM110 226H111V225H110ZM121 226H122V225H121ZM161 226L159 225L160 229H161ZM44 227H45V226H44ZM104 227H105V228H101V229L105 230V229H106V224H105ZM155 227L157 228L158 226L155 225ZM155 227H154V231L152 230L151 232H154V233H155V231H156V228H155ZM162 227H163V226H162ZM48 228H49V227H48ZM48 228H47V230H48ZM97 228H98V226H97ZM121 228H122V227H121ZM144 228H145V227H144ZM18 229H19V228H17V232H18V233L20 232V233H19V234L17 233V234H18V236H19V235H21V233H22L21 231H22V230L20 229L21 231H19ZM36 229H39L38 232L36 231ZM45 229H46V228H45ZM50 229H51V228H50ZM79 229H80V228H79ZM109 229H110V227H109ZM111 229H112V228H111ZM116 229H115V230H116ZM158 229H159V228H157V231H158ZM40 230H41V231H40ZM43 230H44V228H43ZM76 230H78V229L76 228ZM113 230H114V229H112V231H113ZM120 230H121V232H123L122 230H124V228H123V229H120V228H119L118 231H116V232L119 233ZM161 230H162V229H161ZM161 230H159L158 232H160ZM163 230H165V229H163ZM163 230H162V231H163ZM39 231H40V232H39ZM48 231H49V230H48ZM100 231H101V230H100ZM100 231H99V232H100ZM106 231H107V230H105V233H106ZM138 231H139V230H138ZM142 231H143V230H142ZM149 231H150V230H149ZM249 231H250V230H249ZM249 231H248V232H249ZM251 231H252V230H251ZM23 232H24V231H23ZM42 232H43V233H42ZM49 232H51V231H49ZM78 232H79L80 236H82V234H83L85 231H84V229H83V231H82V230H81V231L79 230ZM103 232H104V231H103ZM136 232H137V231H136ZM146 232H147V231H146ZM151 232H150V233H151ZM47 233H48V232H47ZM101 233H102V231H101ZM111 233H114V231L111 232ZM138 233H139V232H138ZM138 233H132V234L135 235V234H138ZM150 233H148V234H150ZM154 233H151V235L154 234ZM249 233H250V232H249ZM15 234H16V232H15ZM24 234H25V232L23 233V235H24ZM32 234H33V235H32ZM48 234H49V233H48ZM75 234H76V233H75ZM75 234H74V235H75ZM77 234H78V233H77ZM132 234H131V235H132ZM146 234H147V233H146ZM155 234H156V233H155ZM247 234H248V233H247ZM7 235L10 236L9 234H7ZM92 235H93V234H92ZM97 235H98V234H97ZM97 235H96V236H97ZM102 235H103V237H104V234H102ZM121 235H122V233H121ZM123 235H124V234H123ZM134 235H133V236H134ZM144 235H145V234H144ZM158 235H159V234H158ZM15 236H17V235H15ZM15 236H14V237L12 236V237H13L12 239H14ZM25 236H26V235H25ZM25 236H24V237L22 236V237H23V238H26ZM39 236H37V237H39ZM45 236H48V235H45ZM96 236H93L92 239H94V237L96 238ZM98 236H99V235H98ZM133 236H132L131 240H133ZM148 236H149V235H148ZM1 237H0V238H1ZM76 237H77V236H76ZM76 237H75V238H76ZM135 237H136V235L134 236V240H135ZM17 238L19 239V237H17ZM41 238L39 237L38 240L41 239ZM43 238H44V236H43ZM43 238H42V239H43ZM75 238H74V239H75ZM107 238H108V237H107ZM138 238H139V237H138ZM6 239H7V238H6ZM28 239H29V238H28ZM33 239H34V238H33ZM35 239H36V238H35ZM35 239H34V240H35ZM44 239H45V238H44ZM76 239H80V238L77 237ZM0 240H1V239H0ZM9 240H10V239H9ZM19 240H20V239H19ZM21 240H22V239H21ZM21 240H20V241H21ZM31 240H32V239H31ZM47 240H48V237H47ZM96 240H97V239H96ZM2 241H3V239H2ZM2 241H1V242H2ZM4 241L7 242L8 240H7V241L4 240ZM4 241H3V242H4ZM20 241L17 242L19 245H20V243H19ZM23 241H24V239H23ZM23 241H21V242H22L24 245L22 246V244H21V246H22V247H25V243H24V242H27V243H28V241H27V239H26L24 242H23ZM44 241H45V240H44ZM44 241H39V242L42 243V242H44ZM80 241H81V240H80ZM5 242H4V243H5ZM31 242H32V244H34L33 242H36V243H37L38 241L35 240V241H31ZM47 242H49V241H47ZM47 242L45 241L44 243H47ZM132 242L135 243L136 241H132ZM140 242H141V241H140ZM150 242H151V241H150ZM156 242H157V240H156ZM160 242H161V241H160ZM12 243H13V240H12ZM17 243H15V244L17 245ZM53 243H54V242H53ZM157 243L159 244V242H157ZM162 243H163V242H162ZM234 243H235V242H234ZM10 244H11V241H10ZM15 244H14V247H15ZM28 244H29V243H28ZM152 244H153V245H156L155 242L152 243ZM164 244H165V243H163V245H164ZM0 245H1V243H0ZM8 245H9V241H8V244H7V245L5 244V246H8ZM30 245H31V244H30ZM41 245H42V244H41ZM44 245H45V244H44ZM44 245H42V246H44ZM46 245H47V244H46ZM136 245H137V243H136ZM139 245H141V244H139ZM153 245H152V248H154ZM34 246H35V245H34ZM37 246H38V248H40V247H39V244H37ZM42 246H41V248H42ZM141 246H142V245H141ZM141 246H140V248H141ZM158 246L160 247V246H162V244H159ZM0 247H1V249H2V248H3V249L7 248V247L4 248V247H2V246H0ZM9 247H10V249H11V248H12V249L14 248V247H12V245H9ZM9 247H8V248H9ZM16 247L18 248V246H16ZM22 247H21V248L19 247V248L22 249ZM49 247H50V244H49ZM49 247H48V245L46 246V248H49ZM55 247H56V246H55ZM201 247H202V246H201ZM19 248H18V249H19ZM43 248H44V247H43ZM46 248H45V249H46ZM51 248H52V247H51ZM150 248H151V244H150V247H149L148 249H150ZM152 248H151V249H152ZM155 248H157V246H156ZM160 248L162 249L163 246L160 247ZM199 248H200V247H199ZM20 249H19V250H20ZM24 249H25V248H24ZM32 249H34L33 246H32V248H31V251H32ZM52 249H53V248H52ZM55 249H56V248H55ZM57 249H58V248H57ZM144 249H145V247H144ZM146 249H147V248H146ZM163 249H164V248H163ZM241 249H242V248H241ZM5 250L8 251L9 249H5ZM5 250H4V251H5ZM14 250L16 251L17 249L14 248ZM14 250H13V251H14ZM22 250H23V249H22ZM25 250H26V249H25ZM35 250H36V249H35ZM35 250H34V251H35ZM37 250H38V252H39V249H37ZM53 250H54V249H53ZM152 250H156L157 252L159 251V249H152ZM198 250H199V249H198ZM0 251H1V250H0ZM4 251L2 250V253H3ZM7 251H5L4 253H6ZM11 251H12V250H11ZM11 251H8V254L11 253ZM15 251H14L13 253H15ZM17 251H18V250H17ZM17 251H16V253L19 252V251H18V252H17ZM23 251H24V250H23ZM40 251H42V250H40ZM43 251H44L43 254H44V256H45V255H46L45 252H46V251H50V250L46 249V251H45V250H43ZM51 251H52V250H51ZM57 251H58V250H57ZM57 251L54 250L53 252H51L50 256L47 254V257L49 256L48 258H47V257H46V258L43 257V259L45 258L44 260L47 259L46 262H45L46 264H49V263L59 264V263H57V262H58V261H57V258H58V257H61V256H60V255H61V252H59V251L57 252ZM146 251H147V250H146ZM175 251H176V250H175ZM125 252H127V250H125ZM140 252H142V251H140ZM143 252H145V250H143ZM36 253H37V252H36ZM89 253H90V252H89ZM176 253H177V251L175 252V255H174L173 257L176 258V260H178V259H179V256L177 257V256H176ZM180 253H181V252H180ZM195 253H196V252H195ZM8 254H6V256H7ZM21 254H22V253H21ZM21 254H19V255H21ZM33 254H34V253H33ZM43 254H42V255H43ZM171 254H172V253H171ZM1 255H2V254H1ZM1 255H0V261H1V260L3 261L5 255H4V256H1ZM24 255H26V256H28V257H31V253H30V252H28V253L25 252ZM34 255H35V254H34ZM40 255H41V253H40ZM90 255H91V256H90ZM90 255H88V256L92 258V254H90ZM143 255H144V254H143ZM183 255H185V254H183ZM252 255H253V253L251 254V256H252ZM11 256L14 257V255H12V254H11ZM17 256H18V255H16V258H17ZM22 256H23V254H22ZM37 256L39 257L38 259H40L39 262H41L42 258H41V256H39V253H37ZM144 256H145V255H144ZM181 256H182V255H181ZM194 256H195V254H194ZM19 257H20V256H19ZM19 257H18V258H19ZM69 257H72V258H73V257H76V256H74V254H73V256L71 255V256H69ZM140 257H143V256H140ZM7 258H8V257H7ZM14 258H15V257H14ZM16 258H15V260L13 259L14 262L16 261L14 264H21V261L17 260ZM24 258H25V257H24ZM35 258H36V255L34 256V260H36ZM65 258H66V257H65ZM72 258H71V259H72ZM76 258H77V257H76ZM137 258L139 259V256H138ZM177 258H178V259H177ZM183 258H184V260H186L185 256H183ZM254 258H257V256H255ZM254 258H253V260H254ZM19 259H20V258H19ZM25 259H26V258H25ZM59 259H60V258H59ZM62 259H63V258H62ZM135 259H136V257H135ZM135 259H133V260H135ZM141 259H142V258H141ZM180 259H181V258H180ZM180 259H179V260H180ZM231 259H232V258H231ZM4 260H7V259H4ZM11 260H12V259H11ZM22 260H23V259H22ZM77 260H78V258H77ZM258 260H259V259H258ZM8 261H9V260H7V262H8ZM17 261H18V262H17ZM27 261H28V263H29L30 260H27ZM37 261H38V260H37ZM59 261H60V264H61L63 260H59ZM71 261H72V262H71ZM71 261H70V263H73V262H74L73 259H72ZM181 261H182V260H181ZM214 261H215V260H214ZM254 261H255V260H254ZM261 261H262V260H261ZM3 262H6V261H3ZM7 262H6V263H7ZM19 262H20V263H19ZM22 262H23V261H22ZM25 262H26V261H24V263H25ZM30 262L33 263V261H30ZM42 262H43V261H42ZM64 262H66V259H65V261H63V263H64ZM67 262H69L68 259H67ZM67 262H66V263H67ZM139 262H140V261H139ZM192 262H193V260H192ZM192 262H191V263H192ZM194 262L199 263V261H196V260H194ZM245 262H246V261H245ZM251 262H252V261H251ZM259 262H260V261H259ZM263 262H264V261H263ZM263 262H261L260 264H262ZM6 263H5V264H6ZM8 263L11 264V262H8ZM24 263H23V264H24ZM32 263H29V264H32ZM135 263H136V262H135ZM183 263H184V261H183ZM185 263H186V262H185ZM188 263H189V262H188ZM191 263H190V264H191ZM257 263H258V261H257ZM1 264H3V263L1 262ZM12 264H13V263H12ZM25 264H26V263H25ZM33 264H34V263H33ZM35 264H36V263H35ZM39 264H40V263H39ZM43 264H44V262H43ZM181 264H182V263H181ZM186 264H187V263H186ZM193 264H194V263H193ZM195 264H196V263H195ZM199 264H200V263H199ZM243 264H244V263H243ZM263 264H264V263H263Z\"/></svg>",
    "mask_w": 264,
    "mask_h": 264
}]
</instances>
